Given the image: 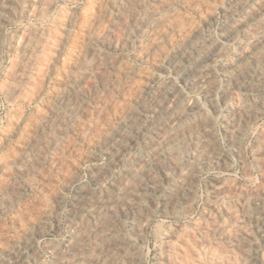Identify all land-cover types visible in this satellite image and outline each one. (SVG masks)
Segmentation results:
<instances>
[{"label": "rangeland", "instance_id": "obj_1", "mask_svg": "<svg viewBox=\"0 0 264 264\" xmlns=\"http://www.w3.org/2000/svg\"><path fill=\"white\" fill-rule=\"evenodd\" d=\"M2 1L3 0H0V12H2V13H0V41H1V39H2V41L0 42V49L2 50H0V72H2L3 71V73H0V157H2V158H0V173H1V175H0V180H1V182H0V187L2 188H0L1 190V192H0V249H1V251H0V264H20V262H21V264H23V263H27V264H53V263H55L56 264V261H63L62 263L63 264H93V261L99 256V257H101L102 255H103V250H104V248L107 246L106 244H108V241L109 242H111L112 240H120L121 242H124L123 240L125 239V243H126V241H127V244H125L127 247H126V250L127 251H130V249L132 250V248H135V249H139L138 250V255H139V258H140V260H141V262H142V264H165L163 261H159L160 260V255L161 254H163V253H165V251H166V244L168 243V238H169V235H170V233L173 231V230H175L174 229V227L176 226L177 228L179 227V226H181L182 228H183V230H184V236H188V237H185V238H189V240L191 241V242H193V243H196V242H198V240L197 239H201L200 237H202L203 236V230L201 229V227H199V225L198 224H201L202 222H203V220H212V219H214V217H216L217 216V218H218V216L219 215H221V214H223L224 215V211H226V210H229L230 209V211L231 212H234L237 216H239V220H240V226H241V228H243L244 230H246L249 234H250V236H251V238H252V243L249 245V250H252V251H254V252H257L258 253V256L260 257L259 259H260V261L263 263L264 262V253L262 252V251H264L263 249H264V221L263 220H259L260 218H256V216L257 215H260L261 214V212L263 211V209H264V205H263V203L262 202H260V201H258L257 203H254L253 202V198L254 197H259L260 195H261V193H262V191L264 190V179H263V177H264V145H263V141H264V74H262V73H264V0H240V3L239 2H237L238 0H231V2H233L232 3V5H234V8H233V6L231 5V2H230V0H220V2H219V0H142V1H137V0H115L116 1V3L118 4H116L115 3V1L113 0H89V1H87V0H54L53 2H52V0H46V1H44V0H27V1H25V0H4V2L2 3ZM18 1V2H17ZM21 3H20V2ZM29 1V2H28ZM112 3H111V2ZM118 1H121V2H118ZM127 1V2H126ZM145 1V2H144ZM148 1H149V3H148ZM152 1V2H151ZM159 1V2H158ZM165 1V2H164ZM166 1H167V4H166ZM171 1V2H170ZM174 1V2H173ZM178 1H181L180 3L178 2ZM185 1V3H183V5H181V3L182 2H184ZM187 1V2H186ZM191 1H192V3H191ZM198 1H200L199 3H198ZM218 1V2H217ZM247 1V2H246ZM251 1V2H250ZM253 1H255L254 2V4H253ZM16 2V3H15ZM23 2H24V4H23ZM30 2H33V3H30ZM56 2V3H55ZM93 2H96L97 4H99V6H97V4L96 3H93ZM104 2V3H103ZM110 2V3H109ZM123 2V3H122ZM125 2V3H124ZM130 2V3H129ZM139 2V3H138ZM147 2V3H146ZM161 2H163V3H161ZM170 2V3H169ZM177 2H178V4H177ZM214 3V5H213V3ZM257 2V3H256ZM13 3V4H12ZM19 5H18V4ZM41 3H43V4H41ZM47 4V6H45L46 4ZM50 3V4H49ZM90 3V4H89ZM131 3H132V5H131ZM145 3V5L143 6V4ZM153 3V4H152ZM165 3V4H164ZM173 3H174V5L176 6H173ZM189 5H188V4ZM192 4V6H190L191 4ZM196 3V4H195ZM204 3V4H203ZM211 3V4H210ZM260 3H262V4H260ZM2 4V5H1ZM11 4H12V6H11ZM15 4H16V6L18 7H16L15 6ZM54 6H52V5ZM95 5V6H93V5ZM113 6H112V5ZM115 4H116V6L118 7L120 4V6L122 7V9H121V7L119 6L118 8L117 7H114L115 6ZM126 4V5H125ZM161 4V5H160ZM163 4V5H162ZM171 5L170 6V8H172V7H174V10H173V8L172 9H170L169 8V6H166V5ZM195 4V5H194ZM198 4V5H197ZM230 4V5H229ZM240 4V5H239ZM260 6H259V5ZM5 5V6H4ZM7 5H9V6H7ZM25 5V6H24ZM34 5V6H33ZM49 5V6H48ZM90 5H92L91 7H89ZM107 5V6H106ZM111 5V6H110ZM134 5H135V7H134ZM140 5V6H139ZM158 5V6H157ZM180 5V6H179ZM201 5H204L203 7L201 6ZM211 5H213L212 7H211ZM221 7H220V6ZM224 5V6H223ZM238 5V6H237ZM243 5V6H242ZM254 5V6H253ZM7 6V7H6ZM11 6V7H10ZM13 6H14V8H13ZM20 6H22V7H20ZM105 6H106V8H105ZM112 7V8H110V7ZM124 6V7H123ZM138 6V7H137ZM141 6H143V7H141ZM153 6V7H152ZM160 6V7H159ZM178 6V7H177ZM189 6V7H188ZM227 6V7H226ZM228 6H232V8L230 7V9H228ZM237 6V7H236ZM241 6V7H240ZM248 6V7H247ZM253 6V7H252ZM256 6V7H255ZM16 7V8H15ZM42 7H44V8H42ZM49 7V8H48ZM51 7H52V9H51ZM94 7V8H93ZM102 7H104V8H102ZM109 7V8H108ZM128 7V8H127ZM140 7V8H139ZM145 7V8H144ZM152 7V8H151ZM169 9H167V8ZM186 7V8H185ZM188 7V8H187ZM205 8L204 9V11H203V9H200L199 10V8ZM210 7V8H209ZM218 7V8H217ZM225 7V8H224ZM239 7V8H238ZM243 7V8H242ZM247 7V8H246ZM253 9H255V10H253ZM259 7V8H258ZM30 8V9H29ZM38 8V9H37ZM57 8H59V9H57ZM89 8V9H88ZM100 8V9H99ZM119 8H120V10H119ZM125 8V9H124ZM129 8H133V9H129ZM135 8V9H134ZM142 8H144V9H142ZM148 8V9H147ZM155 8H156V10H159V11H155ZM161 8V9H160ZM164 8V9H163ZM207 8V9H206ZM3 9H5V10H3ZM8 9V10H7ZM10 9H12V10H10ZM17 10V12H16V10ZM21 9H22V11H21ZM25 9V10H24ZM27 9V10H26ZM34 9H36V10H34ZM63 9V11L61 12V10ZM86 9V10H85ZM92 9V10H91ZM98 9V10H97ZM119 11H118V10ZM140 9V10H139ZM150 9V10H149ZM166 9V10H165ZM182 9H185V10H182ZM186 9H188V10H186ZM193 9V10H192ZM199 11H198V10ZM242 9V10H241ZM250 9L252 10V11H250ZM256 9L258 10V11H261V12H258V11H256ZM2 10V11H1ZM50 10V11H49ZM56 10H58V11H56ZM59 10H60V12H59ZM84 10V11H83ZM89 10H90V12H89ZM96 10V11H95ZM103 10V11H102ZM129 10V11H128ZM137 10L139 11V12H137ZM142 10H144V11H142ZM146 10V11H145ZM154 10V11H153ZM162 10V11H161ZM165 10V11H164ZM206 10V11H205ZM217 10V11H216ZM222 10V11H221ZM227 10H229V11H227ZM241 10V11H240ZM246 10H247V12H246ZM11 11V12H10ZM13 11V12H12ZM35 11V12H34ZM37 11H39V12H37ZM44 13H43V12ZM46 11H48V12H46ZM54 11H56V13L54 12ZM71 11H72V13H71ZM85 11L88 13V15H87V13H85ZM92 11H93V13H92ZM100 11H102V12H100ZM113 12V14H112V12ZM134 11V12H133ZM135 11H136V13H135ZM152 11V12H151ZM170 11V12H169ZM177 13L178 15H175V13ZM184 11V12H183ZM195 13H194V12ZM236 11V12H235ZM7 12V13H6ZM9 12V13H8ZM21 12V13H20ZM29 12V13H28ZM64 12V13H63ZM107 12H109V14H110V17H111V15H112V17L110 18V17H108L109 16V14L107 13ZM147 12V13H146ZM148 12H150V14L148 13ZM155 12V13H154ZM160 12V13H159ZM169 13V15H168V13ZM187 12H189V13H187ZM215 12V13H214ZM228 12V13H227ZM233 12V13H232ZM240 12V13H239ZM246 12V13H245ZM255 12V13H254ZM11 13H16V14H18L17 16L14 14V15H12ZM26 13V14H25ZM31 13V14H30ZM37 13V14H36ZM40 13H42V15L44 14V17L42 16V15H39ZM85 13V14H84ZM90 13V14H89ZM119 13V14H118ZM128 13H130V14H128ZM145 13V14H144ZM152 13V14H151ZM160 15H159V14ZM163 15H162V14ZM174 13V14H173ZM182 13L184 14V15H182ZM193 13H194V15H193ZM209 13V14H208ZM220 13V14H219ZM231 13V14H230ZM249 13H250V15H249ZM259 13V14H258ZM261 13V14H260ZM11 14V15H10ZM27 14L29 15V16H27ZM46 14H48V15H46ZM68 14V15H67ZM71 14H72V16H71ZM97 14V15H96ZM114 14H116L115 16H114ZM120 14H122L123 16H124V14H126L124 17L121 15L120 16ZM133 14V15H132ZM138 14V15H137ZM147 14H149V15H147ZM156 14V16H154ZM172 14V15H171ZM197 14V15H196ZM198 14H200L199 16H198ZM218 14V15H217ZM222 14V15H221ZM223 14H226V15H223ZM242 16V17H240V15ZM245 14V15H244ZM248 14V15H247ZM252 14V15H251ZM256 14V15H255ZM20 15V16H19ZM37 15H39V16H37ZM45 15L47 16V17H45ZM53 15H55V16H53ZM57 15H59L58 16V18H56L57 19V22L55 21V17L57 16ZM60 15L61 16H63V17H60ZM98 15H100V16H98ZM118 15V16H117ZM140 15H142V16H140ZM149 17H147V16ZM159 15V16H158ZM166 16V18H164L165 16ZM168 15V16H167ZM180 15V16H179ZM185 15H187V16H185ZM232 17H231V16ZM9 16V17H8ZM14 18H13V17ZM24 16V17H23ZM53 16V17H52ZM71 16V17H70ZM90 16H92V17H90ZM95 16V17H94ZM96 16L98 17L97 19H96ZM116 16H117V18H116ZM140 18H139V17ZM144 16V18H142ZM145 16H146V18H145ZM150 16H152V17H150ZM175 16V17H174ZM178 16V17H177ZM182 16V17H181ZM185 16V17H184ZM191 16V17H190ZM198 16V17H197ZM203 16V19L201 18ZM222 16H224V17H222ZM230 16V17H229ZM233 16H234V18H233ZM247 18H246V17ZM251 16V17H250ZM256 16V17H255ZM16 17V18H15ZM32 17V18H31ZM49 17V18H48ZM60 17V18H59ZM67 17H68V19H67ZM84 17H88L87 19L86 18H84ZM100 17V18H99ZM104 18V20H103V18ZM105 17H107V19H105ZM115 17V18H114ZM128 17V21L126 20V18ZM153 17L155 18V20L156 21H154L153 22ZM158 17V18H157ZM160 17V18H159ZM193 17V18H192ZM213 17V18H212ZM222 17V18H221ZM8 19V20H5V19ZM22 18V19H21ZM26 18V19H25ZM34 18V19H33ZM44 19V21H43V19ZM51 18H53V20L51 19ZM61 18H63L62 20L65 22H62V20H61ZM70 18V19H69ZM95 19L96 21H94V24H93V21H92V19ZM136 18V19H135ZM139 18V19H138ZM170 18V21L168 20V19ZM178 18H179V20H181L180 18H184L183 20H181L180 22H178L179 20H178ZM189 18H191L193 21H195L196 23H194L191 19H189ZM197 18V19H196ZM199 18V19H198ZM210 18V19H209ZM221 18V19H220ZM232 18V19H231ZM239 18V19H238ZM262 18H263V20H262ZM24 19H25V21H24ZM50 19V20H49ZM83 19H84V21H83ZM91 19V20H90ZM103 21H102V20ZM110 19V20H109ZM112 19H114V20H112ZM120 21H119V20ZM125 19V20H124ZM137 19H138V21H139V23H138V21H137ZM144 19V20H143ZM145 19H147V20H145ZM161 19H162V21H163V19H164V21L162 22L161 21ZM178 21H177V20ZM212 19V20H211ZM215 19V20H214ZM228 21H227V20ZM235 19V20H234ZM236 19H238V20H236ZM244 21H243V20ZM252 19V20H251ZM11 20V21H10ZM12 20H14L13 22H12ZM18 20V21H17ZM22 20V21H21ZM33 20V21H32ZM48 20H49V22H48ZM59 20V21H58ZM71 20V22H68V24H67V21H70ZM73 20H75L76 22H73ZM108 20H109V22H108ZM122 20V21H121ZM136 20V21H135ZM144 21V22H142V21ZM158 20V21H157ZM174 20V21H173ZM184 20H186L185 22H184ZM200 20H202L201 22H200ZM206 20V21H205ZM208 20V21H207ZM211 20V21H210ZM214 20V21H213ZM246 20V21H245ZM1 21L3 22V23H1ZM7 21V22H6ZM21 21V22H20ZM27 21H29L28 23H34V24H31V25H29V26H26V24L28 25V23H27ZM31 21V22H30ZM41 21V22H40ZM52 21H54V22H52ZM148 23H147V22ZM161 21V22H160ZM213 21V22H212ZM233 21V22H232ZM237 21V22H236ZM241 21V22H240ZM263 21V22H262ZM4 22H5V24H4ZM9 22V23H8ZM16 22H19V23H16ZM45 22V23H44ZM49 24H48V23ZM59 22V23H58ZM73 22V23H72ZM78 22V23H77ZM88 22V23H87ZM91 22V23H90ZM96 22V23H95ZM98 22H100V24H98ZM102 22L104 23V25L102 24ZM118 24H117V23ZM120 22V23H119ZM122 22H124V23H122ZM127 22V23H126ZM129 22V23H128ZM140 22H141V24H140ZM157 22H159V23H157ZM173 22V23H172ZM178 22V23H177ZM183 22V24H181ZM227 22V23H226ZM246 22V23H245ZM251 24H250V23ZM50 23H52L51 25H50ZM54 23V24H53ZM70 23V24H69ZM109 23V24H108ZM112 23V24H111ZM114 23V24H113ZM126 23V24H125ZM131 23V24H130ZM134 23H136V24H134ZM146 23H147V25H146ZM164 23H166V24H164ZM173 24L172 26H171V24ZM186 23H192V24H186ZM193 23H194V25H193ZM204 23V24H203ZM209 23H210V25H209ZM224 23V24H223ZM231 23V24H230ZM235 23H236V25H235ZM242 23V24H241ZM245 23V24H244ZM252 23H254V24H252ZM259 23H260V25H259ZM3 26H2V25ZM45 24V25H44ZM88 26H87V25ZM89 24L92 26H89ZM106 24H107V26H106ZM120 24V27L118 26ZM129 24V25H128ZM143 24V26L144 27H142L141 25ZM155 26H154V25ZM159 24V25H158ZM163 24V25H162ZM176 24V25H175ZM181 24V25H180ZM215 24V25H214ZM229 24V25H228ZM232 24H234V25H232ZM263 24V25H262ZM36 25V26H35ZM44 26V27H42L41 28V26ZM49 27H48V26ZM55 25H56V27H57V29L59 30V28H60V30L59 31H57V29L55 28ZM71 25H73V26H71ZM84 25L86 26V27H84ZM99 27H98V26ZM102 25L104 26V27H102ZM116 25V26H115ZM124 25H127V26H124ZM149 25H151V26H149ZM204 25V26H203ZM228 27H227V26ZM245 25V26H244ZM247 25V26H246ZM255 25H258L257 27H255ZM3 28H2V27ZM25 26H26V29H24L25 28ZM106 26V27H105ZM110 26V28H107V27H109ZM113 26V27H112ZM123 26V27H122ZM129 26V27H128ZM134 28H133V27ZM141 26V27H140ZM156 26H157V28H159V29H157L156 28ZM169 26V27H168ZM190 26H193V28H190ZM198 26V27H197ZM207 26V27H206ZM209 26V27H208ZM216 26H217V28H216ZM225 26V27H224ZM235 26V27H234ZM262 26V27H261ZM22 27H24V28H22ZM30 27V28H29ZM37 27H38V29H37ZM52 27V28H51ZM84 27V28H83ZM87 27L89 28V29H87ZM98 27V28H97ZM102 27V28H101ZM127 27L129 28V29H127ZM131 27H132V29H131ZM139 27H140V29H139ZM149 27V28H148ZM161 27V28H160ZM166 28V29H163V28ZM172 27H175V28H173V30H172ZM182 27H183V29H182ZM187 27H189L188 29H187ZM194 27H196L195 29H194ZM219 27V28H218ZM232 27H234V28H232ZM252 27V28H251ZM19 28V29H18ZM34 28H35V30H34ZM49 28V29H48ZM91 28H92V30H91ZM96 28V29H95ZM113 28L115 29V31L113 30ZM118 28V29H117ZM122 28H123V30H124V28L126 29V30H122ZM143 28H144V30H143ZM146 28V29H145ZM147 28H148V30H147ZM179 28V32H178V29ZM199 28H203V29H199ZM212 28V29H211ZM222 28V29H221ZM227 28V29H226ZM229 28V29H228ZM249 28H251V30L249 29ZM256 30V28H257V30L255 31L254 29ZM261 28V29H260ZM262 28H263V31H262ZM3 29H5V30H3ZM14 29V30H13ZM21 29H22V31L23 32H26V33H21L20 34V32H21ZM29 29V30H28ZM45 29V30H44ZM55 29H56V31H55ZM86 29V30H85ZM98 29V31H100V33L97 31L96 32V30ZM101 29V30H100ZM106 29V30H105ZM107 29H108V31H107ZM169 29V30H168ZM191 29V30H190ZM194 29V30H193ZM200 30V31H198V30ZM205 29V30H204ZM211 29V30H210ZM18 30V31H17ZM25 30V31H24ZM31 30H33V31H31ZM43 30V31H42ZM47 30V31H46ZM54 32H57V33H54ZM88 30V31H87ZM94 30V31H93ZM111 30H113L114 31V33H112V31ZM117 30V31H116ZM129 30H131L132 32H130ZM140 30H142V33H140L141 31ZM147 30V31H146ZM151 30L153 31V32H151ZM164 30V31H163ZM171 30V31H170ZM177 30V32L175 33V31ZM182 32H181V31ZM186 30V34L184 35V34H182L184 31ZM196 30V31H195ZM202 30V31H201ZM207 30V31H206ZM210 30V31H209ZM216 30H217V32H216ZM221 30V31H220ZM229 30L231 31V33L229 32ZM249 30H250V32H249ZM9 31H10V33H9ZM31 32V33H27V32ZM39 31V32H38ZM48 31L50 32V33H48ZM52 31V32H51ZM90 31V32H89ZM105 31V32H104ZM107 31V32H106ZM109 31L111 32V33H109ZM121 31V32H120ZM129 31V33L127 34V32ZM138 33H137V32ZM140 31V32H139ZM159 31L161 32V33H163V34H158L159 33ZM170 31V32H169ZM173 31V32H172ZM190 31H193V32H190ZM211 31H212V33H211ZM244 31V32H243ZM248 31V32H247ZM258 31H261V32H259L258 33ZM6 32V33H5ZM19 32V33H18ZM36 32H38V33H36ZM59 32V33H58ZM73 32V33H72ZM104 34H102V33ZM118 32H120V34L118 33ZM147 32V33H146ZM156 32V34H154V35H152L153 33H155ZM166 32H169V33H166ZM196 32V33H195ZM225 32V33H224ZM234 32V33H233ZM243 32V33H242ZM253 32V33H252ZM255 32V33H254ZM257 32V33H256ZM47 33V34H46ZM57 35L56 37L54 36H50L49 37V34L50 35ZM67 33V34H66ZM91 33H92V35H91ZM96 33H98V34H95ZM106 33V34H105ZM108 33V34H107ZM143 33H145L144 35H143ZM149 33V34H148ZM166 33V34H165ZM173 33H174V35H173ZM189 33V35H187ZM198 33V34H197ZM219 33V34H218ZM230 34V36H232V37H230L229 36V34ZM239 33V34H238ZM250 33H252L251 35L248 34ZM263 33V34H262ZM20 34V35H19ZM27 34H28V36H27ZM31 34L33 35L34 34V36L32 37L31 36ZM37 34V35H36ZM41 34V35H40ZM44 34V35H43ZM61 35V36H59V35ZM72 34H74V35H72ZM111 34V35H110ZM147 34V35H146ZM178 34V35H177ZM202 36H201V35ZM212 34V35H211ZM215 34V35H214ZM225 34V36L227 37H225V36H222V35H224ZM227 34V35H226ZM233 34V35H232ZM235 34V35H234ZM246 34H247V36H246ZM254 34V35H253ZM15 35H18V36H16L15 37ZM21 35H24V36H22L21 37ZM65 35V36H64ZM88 35H90V37H88ZM103 37H101V36ZM114 35V36H113ZM117 35V36H116ZM125 35V36H124ZM136 35H137V38H136ZM139 35V36H138ZM164 35V36H163ZM167 35H172L173 37H174V40L175 39H177V40H175V41H172L173 40V37L172 36H170V38H169V36L168 37H166ZM175 35H177V36H175ZM208 35V36H207ZM210 35V36H209ZM218 35H220V36H218ZM239 35V36H238ZM241 35V36H240ZM243 35V36H242ZM254 37H253V36ZM258 35V36H257ZM10 36V37H9ZM36 36H38L37 38H36ZM83 36V37H82ZM106 36H108L107 38H105ZM112 36V37H111ZM145 36V37H144ZM151 36V37H150ZM153 36H155V38L156 39H158L160 36V38L158 39L159 41H157L156 39H154V37ZM158 38H157V37ZM182 36V37H181ZM188 36H193V37H188ZM207 36V37H206ZM213 36V37H212ZM217 36V37H216ZM233 36H235V37H233ZM237 36V37H236ZM253 37V39H252V37ZM7 37V38H6ZM46 37V38H45ZM58 37V38H57ZM60 37V38H59ZM61 37L62 38H64V39H61ZM66 37H68L67 39H65ZM94 38V40H93V38ZM112 39H110V38ZM138 37H139V39H138ZM142 37V38H141ZM150 37V38H149ZM172 37V38H171ZM176 37H178V38H176ZM187 37H188V39H187ZM197 37V38H196ZM204 37V38H203ZM212 39H211V38ZM239 37V38H238ZM245 39H244V38ZM249 37H251L250 39H249ZM257 37H259L260 39H262V41H260V39H256ZM10 38H11V40H10ZM14 38V39H13ZM21 38V40L19 41L18 39H20ZM30 40H29V39ZM50 38V39H49ZM57 38V39H56ZM115 38V39H114ZM122 38V39H121ZM128 38V39H127ZM148 38L150 39V40H148ZM163 38V39H162ZM169 38V39H168ZM182 40V41H179L180 39ZM184 38H186V39H184ZM191 38H193V41H192V39ZM201 38V39H200ZM206 38V39H205ZM214 38V39H213ZM219 38V39H218ZM229 38V39H228ZM241 38V39H240ZM5 39V40H4ZM12 39L15 41H12ZM24 40V42H23V40ZM28 39V40H27ZM36 39H38V40H36ZM43 39L45 40V41H47V39H48V41L47 42H45V41H43ZM60 41H59V40ZM86 39L88 40V41H86ZM109 39V40H108ZM117 39V40H116ZM125 39H127V40H125ZM131 39V40H130ZM132 39H134V41H132ZM137 39V40H136ZM171 39V40H170ZM184 39V40H183ZM197 40V41H195V40ZM234 39V40H233ZM239 39V40H238ZM252 39V40H251ZM257 40V41H254V40ZM32 40L33 41H35L34 43L32 42ZM40 40H42L43 41V43L45 42V45L42 43V42H40ZM57 40V47L54 45V43H56L55 41ZM62 40V41H61ZM79 41V42H74V41ZM96 40H98V41H96ZM100 40V41H99ZM102 40H103V42H102ZM113 40H115V41H113ZM124 40L126 41L125 43H124ZM131 42H130V41ZM152 40V41H151ZM153 40H156V41H153ZM163 40V41H162ZM167 40V41H166ZM188 40V41H187ZM192 42H191V41ZM201 40H203V41H201ZM206 40H209V41H206ZM228 40V41H227ZM236 40V41H235ZM243 40H247L246 42H248L247 44L248 45H246V42L245 41H243ZM19 41V42H18ZM28 41H30V42H28ZM50 41V42H49ZM86 41V42H85ZM115 42V43H113V42ZM141 41V42H140ZM143 41V42H142ZM152 43H151V42ZM187 41V42H186ZM225 43H224V42ZM232 41V42H231ZM239 41H242V43L241 42H239L240 43V45H242V46H239V43L238 42ZM9 42V43H8ZM17 42V43H16ZM23 44L24 43V47H23V45L21 44V43ZM26 42V43H25ZM28 42V43H27ZM39 42V43H38ZM65 43V44H60V43ZM83 42L84 43H86V44H83ZM101 42V43H100ZM110 44H109V43ZM139 42V43H138ZM147 42V43H146ZM149 42V43H148ZM168 42H170V43H168ZM194 42H196V43H194ZM200 42V43H199ZM204 42V43H203ZM214 42H215V45H214ZM231 43V44H229V43ZM234 42V43H233ZM237 42V43H236ZM253 42V43H252ZM262 42V43H261ZM6 43H8L9 44V47H8V44H6ZM11 43V44H10ZM47 43H49V44H47ZM52 43V44H51ZM58 43L60 44V45H64L63 47L61 46V48H60V45H58ZM89 43V44H88ZM93 43V46H94V44L96 45L95 46V48L91 45ZM105 43V44H104ZM116 43H120V44H118V47L116 46L117 44ZM144 43H146V44H149V46L148 45H146V46H144ZM158 43V44H157ZM166 43V44H165ZM168 43V44H167ZM171 43H173V44H171ZM181 43H186V45H184V44H181ZM192 43V47H191V45H189V44H191ZM198 43V44H197ZM217 43V44H216ZM236 43V44H235ZM243 43H244V46H243ZM19 44H20V46H19ZM29 44H30V46H29ZM33 44V45H32ZM37 44H39V45H37ZM40 44H42V46L40 45ZM67 44V45H66ZM82 44V45H81ZM104 44V45H103ZM129 45V47H128V45ZM157 44V45H156ZM171 44V45H170ZM177 44V46H175ZM196 44V45H195ZM201 44V45H200ZM223 44V45H222ZM228 44V45H227ZM251 44V45H250ZM253 44V45H252ZM13 45V46H12ZM15 45V46H14ZM48 45V46H47ZM53 45V46H52ZM77 45V46H76ZM88 45V46H87ZM93 47H91V46ZM101 45V46H100ZM123 45H125V46H123ZM141 45H143V46H141ZM159 45V49L158 48H156L157 46ZM169 45V46H168ZM183 45L185 46V47H183ZM195 45V46H194ZM210 45V46H209ZM219 45H221L220 47H219ZM230 45V46H229ZM235 45V46H234ZM255 45V46H254ZM261 45V46H260ZM12 46V47H11ZM18 48H17V47ZM28 46V47H27ZM33 46V47H32ZM46 46H47V48H46ZM55 46V47H54ZM78 46H82L81 48H82V50H81V48L79 47L78 48ZM87 48H86V47ZM90 46V47H89ZM114 46L116 47V49L114 48ZM131 46V47H130ZM137 48H136V47ZM153 46H154V48H155V50H154V48H153ZM156 46V47H155ZM163 46V47H162ZM205 46V47H204ZM206 46H207V48H206ZM209 46V47H208ZM215 46V47H214ZM227 46V47H226ZM239 46V47H238ZM250 46H251V48L252 47H254L253 48V50L250 48ZM259 46V47H258ZM6 47V48H5ZM20 47V48H19ZM39 47V48H38ZM40 47L42 48V47H44V48H42L41 50H44V51H41L40 50ZM49 47L51 48V49H49ZM112 47V48H111ZM144 47H146V48H143ZM190 47L192 48L191 50H190ZM194 47V48H193ZM198 47V48H197ZM218 47V48H217ZM238 47V48H237ZM245 47H247V48H249V49H246ZM16 48H17V51H16ZM26 48H27V50H26ZM31 48H32V50H31ZM55 48V49H54ZM80 50H78V49ZM88 48H89V51H87L88 50ZM148 48V49H147ZM153 50H152V49ZM165 48V49H164ZM184 48H186L187 50H184ZM214 48V49H213ZM223 48H224V50H223ZM228 48V49H227ZM241 48H243V49H241ZM245 48V49H244ZM262 48V49H261ZM23 51H21V50ZM25 49V50H24ZM31 50V53H29L30 52V50ZM35 49V50H34ZM47 49V50H46ZM49 49V50H48ZM54 49V50H53ZM60 49V50H59ZM77 49V50H76ZM98 49V50H97ZM103 49V50H102ZM121 49V50H120ZM147 49V50H146ZM162 50V53H161V56H160V52H161V50ZM176 49V50H175ZM180 49V51H178ZM183 49V50H182ZM194 49V50H193ZM206 49V50H205ZM210 49V50H209ZM219 49V50H218ZM227 49V50H226ZM9 50V51H8ZM15 50V51H14ZM76 50V51H75ZM83 50H85V51H83ZM95 50V51H94ZM100 50V51H99ZM112 50V51H111ZM123 50V51H122ZM136 50V51H135ZM146 50V51H145ZM156 50L158 51V52H156ZM166 52H165V51ZM175 50V52H173ZM201 50V51H200ZM215 50V51H214ZM222 50V51H221ZM241 50H243L242 52H241ZM245 50V51H244ZM247 50H249V51H247ZM260 52H259V51ZM14 51V54L12 53V52ZM26 51V52H25ZM29 51V52H28ZM37 51V52H36ZM40 51V52H39ZM46 51V52H45ZM50 51H53V52H51L50 53ZM62 51H63V53H62ZM91 51H93L92 52V54H94V55H92L91 54ZM97 51V52H96ZM106 51V52H105ZM116 51V52H115ZM140 51H141V53H140ZM148 51V52H147ZM197 51H199V52H197ZM205 52V53H203V55H202V52ZM216 51H217V53L219 52V54H217L216 53ZM223 52V53H221V52ZM224 51H226V53L224 52ZM237 51V52H236ZM252 51H255V52H252ZM17 52H20V53H17ZM39 52V53H38ZM41 52H42V54H41ZM75 52V53H74ZM101 52V53H100ZM122 52H124V53H122ZM144 52V53H143ZM147 52V53H146ZM150 52H152V53H150ZM154 52H156V53H154ZM179 52H181V54L179 53ZM240 54H239V53ZM252 52V53H251ZM262 52V53H261ZM9 53V54H8ZM21 53H23V54H21ZM26 55H25V54ZM27 53H28V55H27ZM85 54L84 56H82V54ZM88 53V54H87ZM115 53V54H114ZM120 53V54H119ZM141 54V55H139V54ZM166 55H165V54ZM172 53H174V54H172ZM177 53V54H176ZM189 53V54H188ZM195 53V54H194ZM197 53V54H196ZM212 53V54H211ZM232 53H234L235 54V56H234V54H231ZM7 54V55H6ZM29 54H31V56H29ZM36 54V56L34 57V55ZM38 54V55H37ZM69 54H70V56H75V57H70L69 56ZM80 54V55H79ZM112 54V55H111ZM133 54V56H131ZM157 54V55H156ZM199 54V55H198ZM201 54V55H200ZM205 54V55H204ZM207 54V55H206ZM210 54V55H209ZM224 56H223V55ZM259 54V58L257 57V55ZM263 54V55H262ZM12 55V56H11ZM16 55H18V57L16 56ZM23 55V56H22ZM33 55V56H32ZM43 55V56H42ZM50 57H49V56ZM58 55V56H57ZM100 55H102V56H100ZM110 55V56H109ZM115 55V56H114ZM135 55H136V57H137V55L141 58H136L135 57ZM149 55V56H148ZM159 55V56H158ZM163 55H164V57H163ZM183 55V56H182ZM186 55V57H184ZM192 57H191V56ZM219 55V56H218ZM221 55V56H220ZM256 56V58H254L255 56ZM261 55V56H260ZM4 56V57H3ZM5 56H6V58H5ZM11 56V57H10ZM21 56V57H20ZM54 56V57H53ZM88 56V57H87ZM90 56V57H89ZM96 56V58H94ZM104 56V57H103ZM121 56V57H120ZM126 56V57H125ZM142 56H144L143 58L145 59V62H144V59L142 58ZM146 56V57H145ZM152 56H155L154 58L152 57ZM174 56V57H173ZM179 56V57H178ZM197 56V57H196ZM208 58H207V57ZM210 56V57H209ZM213 56V57H212ZM215 56V57H214ZM223 56V57H222ZM232 58H231V57ZM245 56V57H244ZM9 57V58H8ZM13 57V59H10V58H12ZM28 59H27V58ZM37 57V58H36ZM39 57V58H38ZM43 57H44V59H43ZM47 57V58H46ZM76 57H78V59L76 58ZM80 57H81V60H80ZM98 57V58H97ZM157 57H159V59L157 58ZM177 57V58H176ZM181 57V58H180ZM188 57V58H187ZM199 57H202V58H200L199 59ZM226 57V58H225ZM230 57V58H229ZM234 57V58H233ZM241 57V58H240ZM248 57V58H247ZM20 58V59H19ZM21 58H23V59H21ZM30 58V59H29ZM46 58V59H45ZM48 58H51V59H48ZM54 58V59H53ZM69 58V59H68ZM73 58V59H72ZM86 58V59H85ZM91 58V61L89 60ZM94 58V59H93ZM102 58V59H101ZM109 58V59H108ZM111 58V59H110ZM130 58V59H129ZM136 58V59H135ZM150 58V59H149ZM183 58H185V60L184 61H182L183 60ZM190 58V59H189ZM192 58V59H191ZM195 58V59H194ZM212 58V59H211ZM216 60H215V59ZM247 58V59H246ZM261 58V59H260ZM4 59V60H3ZM10 59V60H9ZM32 59V60H31ZM84 59V60H83ZM101 59V60H100ZM108 61H107V60ZM134 59V60H133ZM138 59V60H137ZM152 59V60H151ZM158 59V60H157ZM160 59H162V60H160ZM182 59V60H181ZM206 59H207V61H206ZM209 59H211V60H209ZM230 59H232L231 61H230ZM244 59V60H243ZM8 60V61H7ZM14 60V61H13ZM21 60V61H20ZM29 60H31V62L29 61ZM39 62V64L36 62ZM49 60V61H48ZM52 60H54V61H52ZM75 60H77V61H75ZM113 60V61H112ZM115 60V61H114ZM116 60H117V62H116ZM127 60V61H126ZM141 60V61H140ZM156 60H157V62L159 63H157L156 62ZM173 60V61H172ZM199 60H203L201 63L199 62ZM214 60V61H213ZM228 60H229V62H228ZM234 60V61H233ZM240 60V61H239ZM242 60V61H241ZM10 61V62H9ZM20 63H19V62ZM27 61H29V62H27ZM72 61H74V62H72ZM97 61V62H96ZM109 62V64L107 63V62ZM119 61V62H118ZM139 61V62H138ZM151 63H150V62ZM164 61V62H163ZM186 61V62H185ZM187 61H188V63H187ZM216 61V62H215ZM247 62V63H244V62ZM4 62V63H3ZM13 62V63H12ZM17 62V63H16ZM43 62H44V64H43ZM45 62L46 63H48V65L47 64H45ZM68 62V63H67ZM78 62V63H77ZM80 62H82V63H80ZM87 62V63H86ZM91 62V63H90ZM111 62H112V64H111ZM114 62V63H113ZM147 62V63H146ZM193 62V64H191ZM197 62H198V64H197ZM207 62V63H206ZM213 62V63H212ZM222 62V63H221ZM228 62V63H227ZM231 62V63H230ZM255 62V63H254ZM37 63V64H36ZM53 63V64H52ZM61 63V64H60ZM72 63V64H71ZM80 63V64H79ZM84 63V64H83ZM96 63L98 64V63H100V64H98L97 66H96ZM104 63V64H103ZM124 63V64H123ZM143 63H144V65H143ZM155 63H156V65H155ZM166 63V64H165ZM172 63H173V65H172ZM181 63V64H180ZM183 63V64H182ZM207 65H206V64ZM216 63V64H215ZM224 63H225V65H224ZM250 63V64H249ZM257 63V64H256ZM17 64V65H16ZM21 64V65H20ZM35 64V65H34ZM68 64H69V66H68ZM76 66H75V65ZM81 64H83L82 65V67H81ZM92 64H94V65H92ZM107 64V65H106ZM133 64H134V66H133ZM161 64V65H160ZM168 64V65H167ZM185 64V65H184ZM192 65L191 67H193V68H190V65ZM210 64V65H209ZM226 64L228 65V67L226 66ZM249 64V65H248ZM260 64V65H259ZM263 64V65H262ZM9 65V66H8ZM24 65H26V66H24ZM29 65H31V66H29ZM85 65V66H84ZM87 65H89V66H87ZM109 65H110V67H109ZM124 65V66H123ZM170 65V66H169ZM183 65V66H182ZM189 65V66H188ZM206 67H205V66ZM224 65V66H223ZM231 65H233V66H231ZM254 65V66H253ZM11 66V67H10ZM16 66V67H15ZM21 66V67H20ZM43 66H45V67H43ZM47 66V67H46ZM94 66V67H93ZM101 66H103V68L101 67ZM105 66V67H104ZM178 66H180L181 67V69H179L180 67H178ZM188 66V67H187ZM194 66H196V67H194ZM221 66V67H220ZM247 66V67H246ZM252 67V68H250V67ZM3 67V68H2ZM12 67H14V68H12ZM23 67V68H22ZM29 67V68H28ZM33 67V68H32ZM35 67V68H34ZM37 67H38V69L39 70H41V71H39V70H37ZM76 67H78V68H80V69H78V68H76ZM87 67V71L85 70V68ZM92 67V68H91ZM95 67H96V69H95ZM115 67H116V69H115ZM118 67V68H117ZM126 67V70L124 69ZM130 68V69H128V68ZM136 67V68H135ZM183 67V68H182ZM204 69H203V68ZM211 67V68H210ZM217 67V68H216ZM223 67V68H222ZM237 67V68H236ZM256 67V68H255ZM5 68V69H4ZM10 69V71L8 70V69ZM17 68L19 69V70H17ZM32 70H31V69ZM42 68H44V69H42ZM49 68H51L50 70H49ZM66 68V69H65ZM91 68L94 72H92V70L90 71L89 69ZM100 68V69H99ZM112 68H114V69H112ZM195 68V69H194ZM197 68V69H196ZM200 69V71H201V69H203L202 71H201V73L202 74H204V75H199L198 76V73L199 74H201L200 73V71L198 72V70ZM219 68V69H218ZM234 68L235 69H238V70H234ZM243 68V69H242ZM244 68L245 69H247L246 71L244 70ZM3 69V70H2ZM13 69H16V70H13ZM23 69V71H21ZM28 69V70H27ZM46 69V70H45ZM73 69V70H72ZM83 69V70H82ZM105 69H107V70H105ZM110 69V70H109ZM119 69H121L120 71H119ZM141 69V70H140ZM143 69V70H142ZM147 69V70H146ZM161 69V70H160ZM168 69V70H167ZM170 69V70H169ZM174 69V70H173ZM176 69V70H175ZM179 69V70H178ZM206 69V70H205ZM213 69V70H212ZM219 71H218V70ZM253 69V70H252ZM2 70V71H1ZM45 70V71H44ZM48 70V71H47ZM68 70V71H67ZM73 72H71V71ZM77 70H78V72H77ZM82 70V71H81ZM96 70V71H95ZM98 70H99V72H98ZM100 70H101V72H100ZM107 71V72H105V71ZM129 70V71H128ZM166 72H165V71ZM190 71V72H188V71ZM196 72H195V71ZM208 70V71H207ZM230 72H229V71ZM244 72H243V71ZM16 71V72H15ZM31 72V73H29V72ZM34 71V72H33ZM69 71H70V73H69ZM74 71H75V74H74ZM80 71V72H79ZM124 71V72H123ZM125 71H127V72H125ZM141 73H139V72ZM142 71H144L145 73L146 72H148V73H146V74H144V72L142 73ZM159 71V72H158ZM185 71V72H184ZM194 73H193V72ZM215 71V72H214ZM252 71V72H251ZM11 72V73H10ZM23 74H21V73ZM33 72V73H32ZM35 72H36V74H37V72H38V74L36 75L35 74ZM45 72V73H44ZM65 72V73H64ZM85 72V73H84ZM91 72H92V74H91ZM98 73V74H95V73ZM116 72H118V73H116ZM128 72L130 73L129 75H128ZM135 72V73H134ZM150 72V73H149ZM158 72V73H157ZM166 74H165V73ZM175 72V73H174ZM191 72H192V74H191ZM204 72V73H203ZM222 72V73H221ZM237 72H243V73H246V74H243V73H240V76H239V73H237ZM258 72V73H257ZM6 73V74H5ZM39 73H42V74H39ZM46 73H47V75H46ZM68 73V74H67ZM79 73V74H78ZM80 73H82L81 75H80ZM89 73V74H88ZM103 73H105V74H103ZM122 73V74H121ZM125 73V74H124ZM136 73H139L138 75L136 74ZM180 73V74H179ZM183 73V74H182ZM187 73H189V74H187ZM211 73V74H210ZM249 73V74H248ZM260 73V74H259ZM3 74V75H2ZM17 74V75H16ZM34 74V75H33ZM67 74V75H66ZM73 74V75H72ZM76 74H78L79 75V77H78V75H76ZM101 74V75H100ZM108 76H107V75ZM109 74H110V76H109ZM114 76H113V75ZM116 74V75H115ZM117 74H119V75H117ZM121 74V75H120ZM126 74H127V76H130L129 78H127V76H126ZM142 74H144V75H142ZM171 74H173V75H171ZM185 74V75H184ZM243 74V75H242ZM248 74V75H247ZM5 75V76H4ZM8 75V76H7ZM15 75V76H14ZM26 75V76H25ZM39 75H42V76H44L45 75V77H42V76H39ZM68 75H69V77L70 78H68ZM88 75L90 76V77H88ZM92 75V76H91ZM94 75V76H93ZM100 75V76H99ZM105 76L106 78H104L103 76ZM168 75V76H167ZM171 75V76H170ZM225 75V77H223V76ZM236 76V77H233V76ZM245 75V76H244ZM250 75V76H249ZM255 75V76H254ZM258 75V76H257ZM261 75H262V78H261ZM8 78H7V77ZM19 76V77H18ZM30 78H29V77ZM85 77V79H84V77ZM121 77V79L120 78H117V77ZM123 76V77H122ZM146 76H148L147 78H146ZM154 76V77H153ZM230 76H232L231 78H230ZM239 76V77H238ZM260 76V78H258ZM13 77H14V79H13ZM36 77V78H35ZM63 77H65V78H67V79H65V78H63ZM94 77V78H93ZM102 77V78H101ZM108 77H109V79H108ZM138 77H140V78H138ZM142 77V78H141ZM175 77H176V79H175ZM185 77V79H182V78H184ZM193 79H192V78ZM201 77H203V78H201ZM220 77H223V78H220ZM245 77V79H243ZM249 77V78H248ZM257 79H256V78ZM19 78H22L21 80L19 79ZM23 78H25V79H23ZM29 78V79H28ZM37 80H35V79ZM39 78L41 79L42 78V80L43 81H41V80H39ZM75 78V79H74ZM93 79V81L92 80H89V79ZM104 78V80H102ZM112 78V79H111ZM136 78V80H134ZM148 78H150V79H148ZM156 78V79H155ZM179 78H181V79H179ZM197 78V79H196ZM4 79H7V81H9V82H7L6 80H4ZM8 79H10V80H8ZM17 81H16V80ZM26 79H28V81L26 80ZM32 79V80H31ZM66 81H65V80ZM69 79V80H68ZM75 81H74V80ZM77 79H78V81H77ZM82 79H83V81H82ZM106 79H107V81H106ZM124 79H127V80H129V81H125ZM146 79V80H145ZM154 79V80H153ZM164 79H165V81H164ZM174 79H175V81H174ZM191 79V80H190ZM200 79H203V80H200ZM213 79V80H212ZM215 79H216V81H215ZM218 79V80H217ZM222 79V80H221ZM228 79V80H227ZM1 80H4V81H1ZM12 80H13V82H12ZM24 80V81H23ZM31 80V81H30ZM116 80V81H115ZM120 80V81H119ZM131 80V81H130ZM135 82H134V81ZM142 80V81H141ZM167 80L169 81V82H167ZM185 80V81H184ZM193 80V81H192ZM196 80V81H195ZM227 80V81H226ZM240 80H242V81H240ZM6 81V82H5ZM23 81V82H22ZM29 83H27V82ZM33 81V82H32ZM36 81V82H35ZM38 81H40V82H38ZM80 81H82V82H80ZM85 81H88V82H85ZM91 81V82H90ZM111 81V82H110ZM119 81V82H118ZM133 81V82H132ZM156 81V82H155ZM172 81V82H171ZM181 81V82H180ZM192 81V82H191ZM201 81V82H200ZM212 81H214V82H216V83H214V82H212ZM231 81H233V82H231ZM5 82V83H4ZM15 82V83H14ZM17 82V83H16ZM19 82H21V84L19 83ZM27 84H26V83ZM39 84H38V83ZM85 82V83H84ZM103 83V85L101 86L99 83ZM110 82V83H109ZM112 82H114V83H112ZM129 82V83H128ZM160 82V83H159ZM165 82V83H164ZM183 82V83H182ZM210 82V83H209ZM218 82V83H217ZM229 82H230V84H229ZM236 82V83H235ZM260 82V83H259ZM262 82V83H261ZM7 83V84H6ZM30 83H32V84H34V86H32ZM35 83H36V85H35ZM67 83V84H66ZM76 83H78V84H76ZM82 83V84H81ZM86 83H88V84H86ZM93 83V87H92V84ZM118 85H116V84ZM133 83H136L137 85L138 84H140V85H135V84H133ZM144 83V84H143ZM148 83V84H147ZM194 83V84H193ZM197 83H198V85H197ZM203 83V84H202ZM208 83V84H207ZM220 83V84H219ZM228 83V84H227ZM233 83V84H232ZM243 83V84H242ZM246 83V84H245ZM248 83V84H247ZM2 84V85H1ZM4 84V85H3ZM13 84V85H12ZM21 86H20V85ZM26 85L27 87H25L24 85ZM38 84V85H37ZM65 84V85H64ZM85 84V85H84ZM99 84V85H98ZM108 84V85H107ZM115 84V85H114ZM126 84V85H125ZM147 84V85H146ZM162 84V85H161ZM163 84H165V85H163ZM188 84H190V85H188ZM192 84V85H191ZM202 84V85H201ZM216 84H219V85H217L216 86ZM223 84V85H222ZM227 84V85H226ZM250 84H251V87H250ZM262 84V85H261ZM6 85V86H5ZM30 85V86H29ZM39 85H40V87H39ZM81 85V86H80ZM89 85V86H88ZM105 85V86H104ZM128 85V86H127ZM129 85L130 86H132V85H134V86H132V88L131 87H129ZM141 85H144V86H142V87H140ZM153 85H155V86H153ZM158 85V86H157ZM177 85V86H176ZM180 85V86H179ZM211 87V90L213 91H211L210 89H208L209 88V86ZM237 85V86H236ZM242 87H241V86ZM15 88H14V87ZM22 86H23V88H22ZM36 86H38L39 88H40V90H38L39 88L38 87H36ZM69 86V87H68ZM82 86H83V88H82ZM95 86V87H94ZM98 86V87H97ZM106 86H108L107 88H106ZM109 86L111 87V90H110V88H109ZM112 86H113V88H112ZM115 86V87H114ZM120 86V87H119ZM135 86H137L138 88H136ZM152 86V87H151ZM157 86V87H156ZM161 86V87H160ZM196 86V87H195ZM202 86V87H201ZM208 86V87H207ZM236 88H235V87ZM29 87H32V89L33 88H35V90L33 89H31V92L33 93V94H30L31 92H30V88ZM73 87V88H72ZM79 87V88H78ZM80 87H81V89H80ZM84 87H86V89L84 88ZM101 87V88H100ZM129 88V94H128V91H126V90H128V88ZM164 87V88H163ZM167 87V88H166ZM170 87V88H169ZM184 87V88H183ZM200 87V88H199ZM205 87H207V88H205ZM214 87V88H213ZM217 87V88H216ZM231 89H230V88ZM239 87H240V89H239ZM13 88V89H12ZM23 90H22V89ZM27 88H29V89H27ZM38 88V89H37ZM42 88V89H41ZM75 88V89H74ZM88 88V89H87ZM94 88V89H93ZM96 88H98L97 90H96ZM106 88V89H105ZM116 88V89H115ZM117 88H118V90H117ZM121 88V89H120ZM123 88V89H122ZM134 88H136V89H134ZM155 88V89H154ZM174 88V90H172L171 91V89H173ZM199 88V89H198ZM207 89V90H209L210 92H211V97L210 98H207V97H205L204 95V89ZM225 88V89H224ZM249 88V89H248ZM255 88V89H254ZM6 89H7V91H6ZM17 89V90H16ZM38 91H37V90ZM77 89V90H76ZM85 91H84V90ZM90 89V90H89ZM104 89V90H103ZM139 89V90H138ZM160 89V90H159ZM162 89H164V90H162ZM176 89V90H175ZM183 89H185V90H183ZM188 89V90H187ZM193 89V90H192ZM245 90V91H243V90ZM256 89H257V91H256ZM11 90H12V92H11ZM22 90V91H21ZM26 90V91H25ZM72 90V91H71ZM88 90V91H87ZM95 90V91H94ZM101 91V92H99V91ZM121 90H122V92H121ZM136 92H135V91ZM139 92H138V91ZM158 90L160 91V93L158 92ZM170 90V91H169ZM191 90V91H190ZM202 90V91H201ZM228 90V91H227ZM232 92H231V91ZM252 90V91H251ZM3 91V92H2ZM4 91H5V93H4ZM13 91H15V92H13ZM18 91H19V93H18ZM21 91V92H20ZM23 91H25L27 94L29 93L30 94V96L29 95H27V97H25L26 95H24V93L25 92H23ZM40 91V92H39ZM56 91H58V92H56ZM60 91H61V93H60ZM66 91H68V92H66ZM83 91V92H82ZM105 91V92H104ZM107 91V92H106ZM108 91H111L110 93H113V94H110ZM123 91L125 92V93H127V95H128V97L125 95V93H123ZM131 91H132V93H131ZM135 93H134V92ZM144 91V92H143ZM151 91V92H150ZM197 91V92H196ZM201 91V92H200ZM237 91V92H236ZM255 91V92H254ZM260 91V92H259ZM2 92V93H1ZM17 92V93H16ZM38 94H37V93ZM56 92V93H55ZM63 92V93H62ZM71 92V93H70ZM81 92V93H80ZM90 92H92V93H90ZM121 92V93H120ZM139 94H138V93ZM143 92V93H142ZM148 92V93H147ZM155 92V93H154ZM167 92V93H166ZM188 92V93H187ZM233 92H234V95H232L233 94ZM239 92V93H238ZM245 92V93H244ZM249 92V93H248ZM261 92H263L262 94H261ZM10 93V94H9ZM14 93V94H13ZM22 93V94H21ZM25 93V94H26ZM34 93H36V94H34ZM60 93V94H59ZM73 93H76L77 95H75V94H73ZM88 93H90V94H88ZM93 93H94V95H93ZM96 93H97V95H96ZM98 93H100L99 95H98ZM102 93V94H101ZM109 93V94H108ZM136 93H137V95H136ZM146 93V94H145ZM151 93H153V94H151ZM157 93V94H156ZM172 93V94H171ZM177 93V94H176ZM225 93H227V94H225ZM229 93V94H228ZM237 93V94H236ZM13 94V95H12ZM16 94H18V95H16ZM23 96V98H21V95ZM41 94V95H40ZM57 94V95H56ZM61 94H62V96H61ZM66 94V96H64ZM69 94V95H68ZM88 94V95H87ZM117 94V95H116ZM123 94V98L121 97V95ZM133 94V95H132ZM136 96H135V95ZM143 94V95H142ZM151 94V95H150ZM160 94H162V95H160ZM169 94V95H168ZM186 94H187V97H186ZM255 94V95H254ZM36 95V96H35ZM38 95H39V97H38ZM60 95V96H59ZM71 95V96H70ZM72 95H74V96H72ZM105 95H107V96H105ZM110 95V96H109ZM113 95V96H112ZM115 95V96H114ZM125 95V96H124ZM132 95V96H131ZM159 95V96H158ZM177 95H182V96H184V98H186V100L188 99V101H191V102H193L194 104H195V106L197 107L196 108V110H194V111H192V112H190L189 114H187L188 116H185L183 119H178V120H176V121H173V122H171V124L170 125H167L164 121H161V120H163L162 119V117H163V114L166 112V111H176L175 109H174V101L175 100H173V99H176V97H177ZM193 95V96H192ZM225 95V96H224ZM242 95H243V97H242ZM258 95H259V97L261 96V97H263V98H258ZM6 96V97H5ZM15 98H14V97ZM17 96V97H16ZM19 96V97H18ZM42 96V97H41ZM53 96H54V98H53ZM83 96V97H82ZM90 96V97H89ZM93 96V97H92ZM98 96V98H96ZM114 97V99H110V98H112V97ZM120 98H119V97ZM135 96V97H134ZM155 96V97H157V98H153V97ZM165 96V97H164ZM168 96V97H167ZM173 96V97H172ZM175 96V97H174ZM199 96V97H198ZM201 96V97H200ZM204 96V97H203ZM216 96V97H215ZM220 96V97H219ZM224 96V97H223ZM234 96V97H233ZM240 96V97H239ZM13 97V98H12ZM29 97V98H28ZM58 99H57V98ZM70 98L69 100H70V102H69V100H68V98ZM85 97V98H84ZM86 97H88V98H86ZM93 99H92V98ZM100 97V98H99ZM104 97V98H103ZM106 97V98H105ZM117 97V98H116ZM126 97V98H125ZM141 99H140V98ZM144 97V98H143ZM195 97V98H194ZM198 97V98H197ZM214 97V98H213ZM251 97H253V98H251ZM257 97V98H256ZM9 98V99H8ZM11 98V99H10ZM27 98V99H26ZM30 98H33L32 100H30ZM36 98H38V99H36ZM40 98V99H39ZM95 98H96V100H95ZM103 98V99H102ZM110 99V101H109V99ZM115 98L117 99V100H115ZM121 98H122V100H121ZM153 98V99H152ZM172 100H170V99ZM192 100H191V99ZM197 98V99H196ZM213 98V99H212ZM216 98H217V100H216ZM222 98V99H221ZM226 98V99H225ZM238 98V99H237ZM249 99V101H248V99ZM18 99V101L16 102V100ZM20 99V100H19ZM74 99V100H73ZM81 99H82V102H81ZM106 99H108V102H109V105H107V100ZM125 99V100H124ZM136 99L137 100H139V102H137L136 101ZM151 101H150V100ZM158 99V100H157ZM196 99V100H195ZM205 99H207V100H205ZM253 99V100H252ZM13 101V103H12V101ZM30 100V101H29ZM55 100H56V102L57 103H55ZM72 100V101H71ZM91 100V101H90ZM113 100V102L112 103H110L111 101ZM147 100H149V104H147L148 103V101ZM154 100V101H153ZM157 100V101H156ZM162 100H164V101H162ZM199 100H201V101H199ZM211 100H213V101H211ZM251 100V101H250ZM59 101V102H58ZM65 103H64V102ZM85 101V102H84ZM104 101V102H103ZM118 101H120V102H124L123 103V106L121 105V103H120V105L118 104L119 102ZM137 103H136V102ZM153 101V102H152ZM165 101H167V102H165ZM171 101V102H170ZM199 101V102H198ZM211 101V103H209ZM221 101V102H220ZM222 101H223V104H222ZM241 101V102H240ZM245 101V102H244ZM258 101V102H257ZM9 102H11V103H9ZM77 102V103H76ZM81 102V103H80ZM88 102V103H87ZM92 102V103H91ZM99 104H98V103ZM117 102V103H116ZM126 102V103H125ZM147 102V103H146ZM151 102V103H150ZM154 102H156V104L154 103ZM196 102V103H195ZM252 102V103H251ZM255 102V103H254ZM20 103V104H19ZM24 103V104H23ZM50 104V106L52 107V108H54V109H52L51 107L49 108V105H47V104ZM63 103H64V105H63ZM73 103V104H72ZM79 103H80V105H79ZM105 103H106V105H105ZM130 105H129V104ZM142 103V104H141ZM161 103V104H160ZM169 103L171 104V105H169ZM237 104V105H235V104ZM12 104V105H11ZM43 104V105H42ZM46 104V105H45ZM82 104V105H81ZM87 104H88V107H87ZM91 104V105H90ZM119 105V107L121 106L122 108H123V110H121L120 108H118V105ZM137 104V105H136ZM144 104H145V106H147V107H145L144 106ZM206 104V105H205ZM216 104V105H215ZM240 104V105H239ZM241 104H243V105H241ZM247 104V105H246ZM252 104V105H251ZM255 104H256V106H255ZM257 104H258V106H257ZM61 105L63 106V108L61 107ZM74 105V106H73ZM103 105V106H102ZM112 105V106H111ZM114 105H116V107L114 106ZM125 105V106H124ZM126 105H127V107H126ZM140 105V106H139ZM152 105V106H151ZM161 105H163V107L161 106ZM166 105V106H165ZM169 105V106H168ZM201 105L204 107V108H201ZM211 105V106H210ZM214 105V106H213ZM235 105V107H233ZM245 105V106H244ZM12 106V107H11ZM18 108L19 107V109H17L16 110V108ZM18 106V107H17ZM22 106V107H21ZM36 106V107H35ZM69 106H71V107H69ZM89 106H91V107H89ZM100 106H102V107H100ZM131 106V107H130ZM135 106V107H134ZM151 106V107H150ZM159 106V107H158ZM165 106V107H164ZM171 106V107H170ZM205 106H206V108H205ZM210 106V107H209ZM216 106H217V108H216ZM223 106V107H222ZM251 106V107H250ZM260 106H261V108H260ZM21 107V108H20ZM43 107H46L45 109L47 110H45ZM59 109H58V108ZM66 107V108H65ZM95 107V109H93ZM100 107V110L98 109V108ZM105 107H106V109H105ZM108 107H109V109H108ZM115 107V108H114ZM130 107V108H129ZM133 107V108H132ZM139 107H140V110L138 111V109H139ZM169 107V108H168ZM232 107V108H231ZM243 108V109H241V108ZM248 107V108H247ZM259 107V108H258ZM15 108V109H14ZM57 108V109H56ZM81 108V109H80ZM90 108H92V109H90ZM102 108V109H101ZM112 108V109H111ZM113 108H114V112H115V114L113 115ZM116 108H118V109H116ZM138 108V109H137ZM142 108V109H141ZM146 108V109H145ZM166 108V109H165ZM173 108V109H172ZM201 108V109H200ZM259 110H258V109ZM12 109H14V110H12ZM21 109V110H20ZM71 109V110H70ZM74 109V110H73ZM97 109V110H96ZM105 109V110H104ZM116 109V110H115ZM120 109V110H119ZM156 109H158V110H156ZM167 109H169V110H167ZM218 109V110H217ZM233 109V110H232ZM238 109H239V111H238ZM246 109V110H245ZM10 110H12V111H14V112H16V114L14 113V112H12V111H10ZM16 110V111H15ZM23 110V111H22ZM42 110V114L40 113L39 114V111H41ZM81 110V111H80ZM86 110V111H85ZM88 110V111H87ZM95 112H94V111ZM102 110H104L103 112H102ZM108 110V111H107ZM124 110H125V112H124ZM127 110L128 111H130V112H127ZM152 110H155V112L153 111V113L151 112ZM203 110V111H202ZM237 110V111H236ZM21 111H22V113H21ZM48 113V115L45 117V115L47 114L46 112ZM55 111V112H54ZM57 111H58V113H57ZM60 111H61V113H60ZM66 111H67V113H66ZM76 113H78L77 115L75 114V112ZM78 111V112H77ZM79 111H80V113H79ZM107 111V112H106ZM110 111V112H109ZM120 112V113H118V112ZM135 111V112H134ZM142 111V112H141ZM218 111V112H217ZM224 111V112H223ZM252 111H254V112H252ZM8 112V113H7ZM20 112V113H19ZM53 112L54 113H56V115L55 114H53ZM69 112H70V115H68L69 114ZM86 112H89V113H87V114H89V115H87L86 114ZM109 112V113H108ZM124 113V115L123 114H121V113ZM139 112H140V114H139ZM146 114H144V113ZM158 112V113H157ZM210 112H212V113H210ZM233 112H234V114H233ZM243 112V113H242ZM256 112V113H255ZM12 115H11V114ZM37 113H38V115H39V117L37 116ZM43 113H44V115H43ZM66 113V114H65ZM101 113V114H100ZM103 113H105V115L103 114ZM106 113H107V115H106ZM110 113H111V115H110ZM126 113H128V115L126 114ZM130 113V114H129ZM148 113H149V115L151 116L150 117V119L153 121V123L152 122H150V119H149V115H148ZM161 113H162V115H161ZM204 113H206V114H204ZM214 113H217V114H214ZM242 113V114H241ZM259 113V114H258ZM262 113V114H261ZM18 114H19V116H18ZM31 114V115H30ZM35 114V115H34ZM65 114V115H64ZM80 114V115H79ZM83 114V115H82ZM95 114V115H94ZM103 114V115H102ZM118 114V115H117ZM126 114V115H125ZM131 114H133L132 116V118H131ZM136 114V115H135ZM139 114V115H138ZM154 116H153V115ZM155 114H157V115H155ZM160 114V115H159ZM236 114V116H234ZM246 114V115H245ZM256 114V115H255ZM257 114H258V116H257ZM11 115V116H10ZM21 115H23V116H21ZM25 115V116H24ZM28 115V116H27ZM41 115V116H40ZM51 115V116H50ZM67 115V116H66ZM74 115V116H73ZM93 115H94V117L96 116V118H94L93 117ZM100 117H99V116ZM122 115H123V117H125V119H122L123 117H122ZM207 115V116H206ZM228 115V116H227ZM13 116V117H12ZM32 116V117H31ZM63 116V117H62ZM77 118H76V117ZM90 116V117H89ZM98 116V117H97ZM103 116V117H102ZM115 118H114V117ZM120 116V117H119ZM141 116V117H140ZM145 118H144V117ZM160 116V117H159ZM194 116V117H193ZM199 116H200V118L201 119H204L205 118V120H207L208 121V123H209V128H210V136L212 137V141H213V143H214V145H215V147L216 148H218V151H220L221 152V154H222V158H223V161H220V163H218V162H214V164L212 163V164H206L205 162H204V159H203V157H202V155H201V151H202V149L203 148H205V147H208V145L207 144H204L205 142L206 143H208V141H206L205 139H206V135H207V132L205 131V129L203 128V126L202 125H200V118H199ZM261 116V117H260ZM29 117H30V120H29ZM35 118V121H34V118ZM37 117H38V119H37ZM54 117V118H53ZM57 117V118H56ZM59 117H61V119L59 118ZM66 117V118H65ZM74 117H75V120H74ZM82 118V119H80V118ZM106 117V118H105ZM107 117H111L110 118V120H109V118L107 119ZM119 117V118H118ZM122 117V118H121ZM128 117V118H127ZM130 117V118H129ZM156 117V120L154 119ZM204 117V118H203ZM207 117H209V120L207 119ZM218 117V118H217ZM229 117H231V118H229ZM253 117V118H252ZM10 118V119H9ZM14 118V119H13ZM21 118L23 119V120H21ZM27 118V119H26ZM39 118H41V119H39ZM51 118H52V121H53V119H54V121L52 122L51 121ZM59 118V119H58ZM86 118H88L86 121H84ZM93 118V119H92ZM100 118H102V119H100ZM114 118V119H113ZM133 118H134V120H133ZM140 118V119H139ZM143 118V119H142ZM186 118V119H185ZM187 118H188V120H187ZM190 118H192V119H190ZM212 118V119H211ZM216 118H217V120H216ZM237 118V119H236ZM238 118H239V120H238ZM245 118H246V120H245ZM248 118V119H247ZM257 118V119H256ZM58 119V120H57ZM70 119V120H69ZM78 119V120H77ZM90 119V120H89ZM92 119V120H91ZM148 121H147V120ZM157 119H160V120H157ZM211 119V120H210ZM228 119V120H227ZM261 119V120H260ZM13 121V123H12V121ZM26 120H29L28 122H25ZM61 120V121H60ZM82 120V122H80ZM107 120V121H106ZM114 120V121H113ZM120 120V121H119ZM123 120L125 121V122H123ZM127 120V121H126ZM130 120H132V123L130 124L128 121H130ZM142 120V121H141ZM214 120H216V121H214ZM227 120V121H226ZM235 120V121H234ZM243 120H245V121H243ZM251 120V121H250ZM263 120V121H262ZM8 121H10L9 123H8ZM34 121V122H33ZM41 121H44V122H41ZM50 121H51V124H50ZM66 121V122H65ZM70 121V122H69ZM102 121V122H101ZM139 121V125L137 124V122ZM156 121V122H155ZM160 121V122H159ZM210 121V122H209ZM231 121V122H230ZM242 121V122H241ZM18 122H19V125H17L18 124ZM33 124H32V123ZM39 122V123H38ZM61 122V123H60ZM81 123L80 125H79V123ZM86 122V123H85ZM88 122V123H87ZM94 122V123H93ZM98 122H101L100 124H98ZM106 122V123H105ZM114 122V123H113ZM123 122V123H122ZM131 122V121H130ZM136 122V124H133V123H135ZM142 122V123H141ZM150 124H149V123ZM176 122V123H175ZM185 122V123H184ZM199 122V123H198ZM237 122H239V123H237ZM244 122V123H243ZM256 122V123H255ZM20 123H23V124H20ZM24 123H26V124H24ZM30 123H31V125H30ZM55 125H54V124ZM73 123V124H72ZM78 123V124H77ZM113 123V124H112ZM116 123V124H115ZM143 123H145V126L143 125ZM160 123H162V125L160 124ZM182 123V124H181ZM187 123H189V125L188 126H191L190 128H189V130H188V126H186V124ZM211 123V124H210ZM213 123V124H212ZM215 123H217V124H215ZM232 125H231V124ZM237 123V124H236ZM246 123V124H245ZM252 123H254V124H252ZM260 125H259V124ZM38 124V125H37ZM65 124V125H64ZM83 124V125H82ZM88 124V125H87ZM90 124V125H89ZM91 124H94V125H91ZM96 124H98L99 126H101V128L98 126V128L96 127ZM112 124V125H111ZM119 124V127L117 128L116 126ZM153 124V125H152ZM165 124V125H164ZM177 124V125H176ZM185 125V127H184V125ZM195 126H194V125ZM227 124V125H226ZM239 124V125H238ZM243 124V125H242ZM24 125H26V126H24ZM41 125V126H40ZM137 125H138V127H137ZM148 125V126H147ZM155 125V126H154ZM224 125V126H223ZM234 125V126H233ZM5 126V127H4ZM23 126V127H22ZM35 128H34V127ZM39 126V127H38ZM48 126V127H47ZM56 126H58V127H56ZM65 126V127H64ZM67 126V127H66ZM69 126V127H68ZM73 126V127H72ZM78 126H82V127H78ZM85 126V127H84ZM90 127V130H88L89 129V127ZM98 129V131H96L97 129L95 128V127ZM109 128H108V127ZM128 128H127V127ZM133 127V129H131L132 127ZM144 126V127H143ZM152 126V127H151ZM164 126H165V128H164ZM177 126V127H176ZM193 126V127H192ZM202 126V127H201ZM232 126V127H231ZM237 126V127H236ZM248 126V127H247ZM259 126V127H258ZM18 127H19V129H18ZM24 127H26V128H24ZM28 127H29V129H28ZM42 127V128H41ZM45 127V128H44ZM55 127V128H54ZM72 127V128H71ZM136 127H137V129H138V131H137V129H136ZM154 127V128H153ZM195 127V128H194ZM212 127V128H211ZM217 127V128H216ZM227 127V128H226ZM12 128V129H11ZM18 129V131H17V129ZM23 128V129H22ZM59 128V129H58ZM66 129V130H64V129ZM79 128V129H78ZM81 128V129H80ZM84 128V129H83ZM86 128V129H85ZM88 128V129H87ZM95 128V129H94ZM100 128V129H99ZM113 128V129H112ZM141 128V129H140ZM144 128V129H143ZM149 128V129H148ZM152 128V129H151ZM157 128V129H156ZM160 128V129H159ZM167 128H169V130H167V131H165ZM175 128V129H174ZM177 128V129H176ZM199 128V129H198ZM260 128V129H259ZM262 128V129H261ZM26 130V133H25V130ZM48 129V130H47ZM55 129V130H54ZM58 131H57V130ZM73 129H74V131H73ZM92 129H93V131H92ZM104 129V130H103ZM112 130V131H110V130ZM125 131H123V130ZM131 129V130H130ZM136 129V130H135ZM197 129V130H196ZM213 129V130H212ZM220 131H219V130ZM233 129V130H232ZM235 129V130H234ZM3 130V131H2ZM21 130V131H20ZM28 130H30V131H28ZM34 130V131H33ZM38 132H37V131ZM41 130V131H40ZM69 130H72V131H70L69 132ZM75 130H77V131H75ZM80 130V131H79ZM129 130V131H128ZM147 130V131H146ZM149 130V131H148ZM157 132H156V131ZM160 130V131H159ZM192 130H193V132H192ZM199 130H201V131H199ZM204 130V131H203ZM212 130V131H211ZM248 130V131H247ZM259 130V131H258ZM28 131V132H27ZM36 131V132H35ZM47 131V132H46ZM61 131V132H60ZM62 131H64V133L62 132ZM68 131V132H67ZM82 131V133H80ZM86 132V133H84V132ZM88 131V132H87ZM102 131V132H101ZM160 133H159V132ZM182 131L183 132H186V133H182ZM195 131V132H194ZM233 131V132H232ZM237 131H240V132H237ZM261 131V132H260ZM22 132L25 134H22ZM33 133V135L36 137H34L33 135H32V133ZM43 133V134H40V133ZM49 132V133H48ZM56 134H55V133ZM72 132V133H71ZM75 132H77V133H75ZM79 132V133H78ZM92 132V133H91ZM104 132H105V134H104ZM110 132L112 133V134H110ZM118 132V133H117ZM127 132V133H126ZM129 132V133H128ZM135 132V133H134ZM163 132V133H162ZM165 132H169L168 134L167 133H165ZM177 132V133H176ZM198 132V133H197ZM7 133V134H6ZM28 133V134H27ZM45 133H47L48 134V136L45 134ZM58 133V134H57ZM60 133V134H59ZM63 133V134H62ZM84 133V134H83ZM109 135H108V134ZM114 133V134H113ZM122 133H123V136H122ZM133 134V135H131V134ZM141 133V134H140ZM162 133V134H161ZM171 133H172V135H171ZM180 133V134H179ZM191 133V134H190ZM200 133V134H199ZM233 135H232V134ZM243 133V134H242ZM261 133V134H260ZM93 134V135H92ZM100 134V135H99ZM102 134V135H101ZM129 134V135H128ZM157 134V135H156ZM161 134V135H160ZM165 134V135H164ZM183 134H186L185 136H186V142L184 143H182V142H178L177 143V147L175 148V152L177 153V155H178V158L182 161L183 160V162L185 163V164H190V166H192L194 169H195V167H196V169L194 170L195 171V179H194V181L193 182H191L190 183V186H188L187 185V189H186V192L184 193V188L182 187V184L180 183V181H179V179L176 177V176H174V175H176L175 174V172H174V170L171 168V161H170V157L165 153V151L164 152H162L160 155H162V154H165V155H162V156H158V157H155V153H156V150H159L160 148H163V147H160V143H162V144H164L165 143V141L166 140H168L169 138H171V137H176V136H179V138L181 139L182 138V136H183ZM198 136H197V135ZM203 134H205V135H203ZM21 135H23V139H22V137H21ZM27 135V136H26ZM31 135V136H30ZM37 135V136H36ZM51 136V138L49 139V137ZM57 137H56V136ZM73 135V136H72ZM75 135H77V136H75ZM83 135V137H81ZM90 135V136H89ZM91 135H92V137H91ZM105 135V136H104ZM119 135V136H118ZM125 135V136H124ZM137 135V136H136ZM149 135H150V137H149ZM155 135L157 136V137H155ZM158 135H160V136H158ZM189 135V136H188ZM191 135V136H190ZM203 135V136H202ZM221 135V136H220ZM222 135H223V137H222ZM244 135V136H243ZM246 135V136H245ZM257 135V136H256ZM260 135V136H259ZM263 135V136H262ZM26 136V137H25ZM44 136V137H43ZM59 136H60V139H59ZM71 138H70V137ZM95 136V138H93ZM101 136H103V137H101ZM107 136L108 137H110V138H107ZM115 136V137H114ZM122 136V138H123V140L120 138L119 139V137H121ZM129 136H132V137H129ZM144 136V137H143ZM145 136H148V137H145ZM163 138H162V137ZM164 136H165V138H164ZM170 136V137H169ZM194 136V137H193ZM204 136H205V138H204ZM261 136H262V138H261ZM33 137H34V139H33ZM73 137V138H72ZM86 139H85V138ZM90 138V139H87V138ZM98 137V138H97ZM125 137V138H124ZM140 137V138H139ZM153 137V138H152ZM260 137V138H259ZM20 139V141H19V139ZM29 140H28V139ZM32 139V141H31V139ZM38 138V139H37ZM48 141H46L45 139ZM48 138V139H47ZM52 138H54V139H52ZM57 138V139H56ZM65 138V139H64ZM105 138V139H104ZM127 138V139H126ZM130 138V142L128 141V139ZM131 138H132V140H131ZM159 138V139H158ZM190 138H192V139H190ZM194 138H195V140H194ZM200 138V139H199ZM202 138H204V139H202ZM244 138V139H243ZM42 139H44L42 142H40ZM69 139V140H68ZM71 139V140H70ZM140 139V140H139ZM147 140L148 141V139H149V142L150 143H148L147 141H146V144L144 143L145 141L144 140ZM153 139V140H152ZM158 139V140H157ZM218 141H217V140ZM229 139H230V141H229ZM257 139H260V140H257ZM22 140H24V141H22ZM33 140H34V142H33ZM36 140V141H35ZM40 140V141H39ZM52 140V141H51ZM60 140V141H59ZM62 140V141H61ZM74 140H75V142H74ZM102 140V141H101ZM113 140H114V142H113ZM160 140H163V141H160ZM190 142H189V141ZM199 140V142L200 143H198L197 141ZM205 140V141H204ZM237 140V141H236ZM243 140H245V141H243ZM262 140V141H261ZM65 141V142H64ZM90 141V142H89ZM118 141H121V142H123L122 143V145L120 144L121 142H118ZM135 141V142H134ZM153 141V142H152ZM155 141V142H154ZM195 141V142H194ZM202 141H204V143L202 142ZM215 141V142H214ZM221 141V142H220ZM224 141V142H223ZM228 141V142H227ZM33 142V143H32ZM47 144H46V143ZM57 142H59V144H57ZM72 144H71V143ZM82 142H84V143H82ZM86 142V143H85ZM93 143V145H92V143ZM95 142V143H94ZM101 142H102V145L100 146V144H101ZM104 142H108V143H104ZM132 142V143H131ZM137 142V143H136ZM152 142V143H151ZM156 142H158V144L156 143ZM237 142V143H236ZM238 142H239V144H238ZM249 142V143H248ZM27 143V144H26ZM31 143V144H30ZM38 143V144H37ZM66 143H68L67 145H66ZM70 143V144H69ZM89 143H90V146H89ZM130 143V144H129ZM150 145H148V144ZM153 143H154V145H153ZM181 143V144H180ZM194 143H196V144H194ZM223 143V144H222ZM242 143V144H241ZM248 143V144H247ZM256 143H258V144H256ZM23 144V145H22ZM25 144H26V146H25ZM34 144H36V145H34ZM40 144H42V145H40ZM85 144V145H84ZM96 144V145H95ZM104 144V145H103ZM125 144H127V145H125ZM133 144H135V145H133ZM148 145L147 147L144 145V146H142V145ZM199 144H200V148H199ZM206 145V146H204V145ZM230 144V145H229ZM251 144H253V145H251ZM18 145H20V146H18ZM40 145V148H38V146ZM57 145V146H56ZM69 145V146H68ZM73 145V146H72ZM82 145V146H81ZM83 145H84V147H83ZM87 145V146H86ZM99 145V146H98ZM113 145V146H112ZM116 145H118V146H116ZM131 145V146H130ZM133 145V146H132ZM153 145V146H152ZM185 145V146H184ZM254 145H257V146H254ZM260 145V146H259ZM43 146V147H42ZM48 148H47V147ZM51 146H52V148H51ZM56 146V147H55ZM64 146V147H63ZM66 146H68V148L66 147ZM70 146H72L71 148H70ZM75 146V148H73ZM77 146V147H76ZM105 146V147H104ZM112 146V147H111ZM126 146V147H125ZM130 146V147H129ZM156 146V147H155ZM180 146V147H179ZM182 146V147H181ZM247 146V147H246ZM250 148H249V147ZM252 146H253V148H252ZM32 147V148H31ZM46 147V148H45ZM78 147H79V150H81V151H79L78 150ZM81 147V148H80ZM100 147H102V148H100ZM109 149H107V148ZM109 147H111V148H109ZM118 147V148H117ZM153 147V148H152ZM155 147V148H154ZM198 149H197V148ZM221 147V148H220ZM228 147H230V148H228ZM259 147V148H258ZM36 148V149H35ZM43 148V149H42ZM64 148H66V150L64 149ZM70 148V149H69ZM92 148H94V149H92ZM116 148L118 149V150H116ZM120 148V149H119ZM124 148V149H123ZM127 148V149H126ZM138 148V149H137ZM149 148H151V149H149ZM157 148H159V149H157ZM178 148V149H177ZM185 148V149H184ZM225 148V149H224ZM263 148V149H262ZM12 151H11V150ZM22 149V150H21ZM27 149V150H26ZM46 149L48 150V151H46ZM53 149V150H52ZM67 149H69V150H67ZM98 149V150H97ZM100 149V150H99ZM112 149V150H111ZM126 149V150H125ZM142 149V150H141ZM156 149V150H155ZM163 149H165V148H163ZM183 149V150H182ZM190 149V150H189ZM197 149V150H196ZM224 149V150H223ZM246 149V150H245ZM251 149H253V150H251ZM19 150H20V152H19ZM28 150H30V151H28ZM43 150V151H42ZM49 150H50V152H49ZM57 150H60V151H58L57 152ZM62 150V151H61ZM72 152H71V151ZM77 151V152H75V151ZM84 150V151H83ZM86 150V151H85ZM105 150V151H104ZM107 150V151H106ZM123 150V151H122ZM126 152H125V151ZM144 150H146L145 152H144ZM148 150H149V152H148ZM181 150H182V152H181ZM189 153H187L186 151ZM189 150V151H188ZM192 150V151H191ZM194 150V151H193ZM223 150V151H222ZM230 150V151H229ZM236 150V151H235ZM256 150H257V152H256ZM263 150V151H262ZM5 153H4V152ZM15 151V152H14ZM36 151H38V152H36ZM41 151V152H40ZM54 151V152H53ZM63 151H64V153H63ZM67 151H70V153L69 152H67ZM90 151V152H89ZM109 151V152H108ZM118 151V152H117ZM119 151H120V153L122 154V156L120 155V153H119ZM152 151L154 152V154H151L152 153ZM227 151V152H226ZM241 151H244V152H241ZM7 152H9V154L7 153ZM17 152H18V154H17ZM25 152V153H24ZM31 152V153H30ZM52 152V153H51ZM57 152V153H56ZM80 152L81 153H83V155H80ZM91 152H94V153H91ZM108 152V153H107ZM129 152H132V153H129ZM135 152H136V154H135ZM140 152V153H139ZM194 152V153H193ZM250 152V153H249ZM261 152H263V153H261ZM38 153H39V158L37 157V155H38ZM42 155H41V154ZM59 153V154H58ZM75 153V154H74ZM79 153V154H78ZM97 153V154H96ZM99 153V154H98ZM111 153H112V155H111ZM128 153V154H127ZM187 154V155H185V154ZM196 153V154H195ZM225 153H227V154H225ZM260 153V154H259ZM1 154H2V156H1ZM6 154V156H4ZM8 154V155H7ZM15 154V155H14ZM22 154V155H21ZM24 154H26V155H24ZM28 154H29V156H28ZM33 154H35V155H33ZM49 154V155H48ZM53 154V155H52ZM74 154V155H73ZM89 154V155H88ZM92 154H95L94 155V157H93V155ZM105 154V155H104ZM110 154V155H109ZM118 154V155H117ZM147 154H150V156L149 155H147ZM192 154V155H191ZM195 154V155H194ZM234 154V155H233ZM10 155V156H9ZM12 155H14V156H12ZM47 155H48V157H47ZM52 155V156H51ZM68 155V156H67ZM107 155V156H106ZM128 155H129V158H128ZM132 155V156H131ZM134 155V156H133ZM145 155H146V158H145ZM201 155V156H200ZM233 155V156H232ZM16 156V157H15ZM19 156V157H18ZM21 156V157H20ZM28 158H27V157ZM56 156V157H55ZM60 156V157H59ZM61 156H63V157H65V158H63V157H61ZM72 156V157H71ZM78 156H79V159H78ZM98 156V157H97ZM100 156V157H99ZM111 156V157H110ZM127 156V157H126ZM144 156V157H143ZM149 156V157H148ZM196 156V157H195ZM247 156V157H246ZM249 156V157H248ZM6 157V158H5ZM9 159H8V158ZM12 157H13V159H12ZM24 157V158H23ZM26 157V158H25ZM44 157H45V159H44ZM70 157H71V159H70ZM81 157V158H80ZM85 157V158H84ZM131 157H133V159L131 158ZM190 157V158H189ZM243 157H244V159H243ZM3 158H4V160H5V162H4V160H3ZM14 158L16 159L15 161H14ZM19 158V159H18ZM53 158V159H52ZM56 158H58V159H56ZM60 158H63V159H60ZM67 158V159H66ZM74 158H76V159H78V160H76V159H74ZM96 158V159H95ZM112 158H113V160H112ZM182 158V159H181ZM183 158H186V159H183ZM238 158V159H237ZM250 158V159H249ZM263 158V159H262ZM24 159H25V161H24ZM31 159H33L32 160V162H31ZM44 159V160H43ZM57 160V161H54V160ZM81 159H85L86 161L84 162V161H80ZM100 159V160H99ZM110 159V160H109ZM115 159H116V162H115ZM144 159V160H143ZM150 159V160H149ZM163 159V160H162ZM198 159V160H197ZM255 159V160H254ZM14 161V163H16V164H14L13 163V161ZM29 160V161H28ZM39 160H40V162H39ZM47 160V161H46ZM51 162H50V161ZM60 160H62V162L60 161ZM67 160V161H66ZM69 160H71V161H69ZM96 160V161H95ZM98 160H99V162H98ZM132 160V161H131ZM158 160V161H157ZM195 160V161H194ZM249 160V161H248ZM9 161V162H8ZM19 162V164H18V162ZM21 161H24V162H22L21 163ZM80 163H79V162ZM94 161V162H93ZM106 161V162H105ZM133 161L136 163V164H134L133 163ZM138 161H140V163L138 162ZM168 161V162H167ZM170 161V162H169ZM190 162V163H187V162ZM199 161V162H198ZM1 162H2V164H1ZM8 162V163H7ZM10 162H12V163H10ZM50 162V163H49ZM56 164H55V163ZM58 162H60V163H58ZM74 164H73V163ZM87 162V163H86ZM110 162V163H109ZM119 162V163H118ZM148 162H149V164H148ZM154 162H156L155 163V165H154ZM164 162V163H163ZM193 162V163H192ZM224 162V163H223ZM225 162H227V163H225ZM235 162H238V164L237 163H235ZM250 162V163H249ZM256 162V163H255ZM5 163H7V164H4ZM21 163V164H20ZM31 163V164H30ZM44 163H46V164H44ZM49 163V164H48ZM54 163V164H53ZM61 163H64V165H63V168H62V165H60V166H58L57 164H61ZM83 163V164H82ZM95 163V164H94ZM112 163H114V164H112ZM116 163H117V165H116ZM121 163V164H120ZM142 163V164H141ZM240 163V164H239ZM258 163L260 164V165H258ZM11 164H13L12 165V169H10L11 168ZM28 164H30V165H28ZM40 164H42V165H40ZM48 164V165H47ZM65 164H67L68 165V167H67V165H66V167H64L65 166ZM73 164V165H72ZM75 164H77V165H75ZM111 164V165H110ZM120 164V165H119ZM138 164V167L136 166ZM140 164H141V166H140ZM146 164V165H145ZM151 164V165H150ZM161 164V165H160ZM163 164V165H162ZM169 164V165H168ZM204 164V165H203ZM217 164V165H216ZM231 164V165H230ZM15 165V166H14ZM16 165H18V166H16ZM22 165H25V166H23V168H21V166ZM34 165V166H33ZM35 165H36V167H35ZM47 165V166H46ZM70 165V166H69ZM93 165V166H92ZM96 165V166H95ZM126 165V166H125ZM144 165V166H143ZM167 165V166H166ZM199 165V166H198ZM201 165V166H200ZM230 165V166H229ZM259 167H258V166ZM6 167V169L7 168H9V169H5V167ZM38 166V167H37ZM42 166H44V167H42ZM45 166H46V169H44L45 168ZM52 166H54L53 168H52ZM95 166V167H94ZM102 168V167H104V168H102V169H100V167ZM108 166V167H107ZM110 166V167H109ZM133 166H135V167H133ZM143 166V167H142ZM146 166H147V168H146ZM154 166V167H153ZM160 166V167H159ZM170 167V169H169V167ZM204 166V167H203ZM244 166H246V167H244ZM261 166V167H260ZM263 166V167H262ZM2 167V168H1ZM24 167H26V168H24ZM28 167H29V169H28ZM112 167V168H111ZM131 167V168H130ZM140 167V168H139ZM162 167V168H161ZM199 167V168H198ZM203 167V168H202ZM217 167V168H216ZM248 167V168H247ZM250 167H251V169H250ZM256 167V168H255ZM18 168V169H17ZM20 168V169H19ZM54 168H56V171L58 172H56L55 171V169ZM57 168H59V169H57ZM71 168V169H70ZM73 168L75 169V170H73ZM79 168V169H78ZM95 168V169H94ZM106 168V169H105ZM129 169V170H127V169ZM138 168V169H137ZM143 168V169H142ZM168 168V169H167ZM207 168H209V169H207ZM226 168V169H225ZM261 168V169H260ZM27 169V170H26ZM43 169V170H42ZM63 169V170H67V172H64L63 170L61 171V170ZM68 169H69V171H68ZM98 169V170H97ZM100 169V170H99ZM124 169V170H123ZM142 169V170H141ZM157 169V170H156ZM249 169V170H248ZM254 169H256V170H254ZM3 170V172H1ZM23 170H24V173H22L23 172ZM28 170H30V171H28ZM38 170V171H37ZM47 170V172H45ZM51 170V171H50ZM79 170V171H78ZM91 172H90V171ZM94 170V171H93ZM97 170V171H96ZM117 170V171H116ZM127 170V171H126ZM131 170H134V171H131ZM205 170V171H204ZM232 170H234V171H232ZM262 170V171H261ZM5 171H7V172H5ZM17 172V173H15V172ZM27 171V172H26ZM35 171H37V172H35ZM40 171H41V173H43V175L41 174L40 175ZM43 171V172H42ZM76 171V172H75ZM107 171V172H106ZM119 171V172H118ZM123 171H126V172H123ZM142 171V172H141ZM200 171V172H199ZM240 171H242V172H240ZM10 172H11V174H10ZM28 172H30V173H28ZM50 172H51V174H50ZM94 174H93V173ZM99 172V173H98ZM101 172V173H100ZM109 172V173H108ZM113 172H115V173H113ZM118 174H117V173ZM133 172V173H132ZM135 172V173H134ZM221 172V173H220ZM246 172V173H245ZM253 172V173H252ZM2 173H3V175H2ZM5 173V174H4ZM9 173V174H8ZM15 173V174H14ZM26 173V174H25ZM28 173V174H27ZM36 174L35 176H34V174ZM47 174V176H46V174ZM53 173V174H52ZM68 173H71L70 175L68 174ZM76 175H75V174ZM79 173V174H78ZM97 173V174H96ZM132 173V174H131ZM141 173V174H140ZM152 173H153V175H152ZM158 173H159V175L160 176H158ZM230 173V174H229ZM260 173H262L263 175H261ZM7 174H8V176H7ZM17 174V175H16ZM22 174V175H21ZM31 176H30V175ZM33 174V175H32ZM39 174V175H38ZM68 174V175H67ZM116 174V175H115ZM122 174V175H121ZM129 175V176H127V175ZM198 174V175H197ZM216 174V175H215ZM234 174H236V175H234ZM12 175V176H11ZM14 175V176H13ZM20 175H21V177H20ZM26 175V176H25ZM65 175V176H64ZM103 175H104V177H103ZM110 177H109V176ZM130 175H131V177H130ZM143 175V176H142ZM146 175V176H145ZM148 175H152V176H149V178H148ZM164 176V177H162V176ZM203 175H205V176H203ZM253 175V176H252ZM256 175H257V177H256ZM9 178V179H7V177ZM25 178H24V177ZM30 176V177H29ZM39 176V177H38ZM56 176H57V178H56ZM59 176H60V178H59ZM68 176V177H67ZM74 178H73V177ZM115 176L117 177V178H115ZM134 176V177H133ZM169 176V177H168ZM172 176V177H171ZM203 176V177H202ZM233 176H234V178H233ZM262 176V177H261ZM6 178V179H4V178ZM31 177H32V179H31ZM34 177V178H33ZM37 177V178H36ZM45 177H48V178H45ZM53 177H55V178H53ZM62 177H63V179H62ZM70 177H71V179H70ZM81 177V178H80ZM100 177V178H99ZM114 179H113V178ZM124 177V178H123ZM127 177V178H126ZM176 177V179H174ZM211 177V178H210ZM220 177V178H219ZM222 177V178H221ZM229 177H231V178H229ZM260 179H259V178ZM16 178V179H15ZM40 178H42L43 180L42 181H40L41 179ZM51 178V179H50ZM65 178V179H64ZM107 178V179H106ZM155 178V179H154ZM171 178V179H170ZM213 178V179H212ZM218 179V181L216 180V179ZM246 180H245V179ZM251 178V179H250ZM14 179V180H13ZM23 179V180H22ZM30 179V180H29ZM34 179H35V181L38 183V181H39V183L38 184H36V182L34 181ZM39 179V180H38ZM58 179V180H57ZM91 179V180H90ZM116 179H117V181H119V182H115L116 181ZM122 179H123V181H122ZM169 179V180H168ZM172 179H173V181H172ZM197 179H198V183H195V182H197ZM200 179V180H199ZM205 179V180H204ZM206 179H207V181H209V182H206ZM220 179H222V180H220ZM234 179V180H233ZM248 179H250V181L248 182ZM3 180V181H2ZM13 180V181H12ZM16 180H18V181H16ZM38 180V181H37ZM68 182H70V180H71V182L70 183H68ZM95 180V181H94ZM100 180V181H99ZM113 180V181H112ZM148 180V181H147ZM164 180V182H162ZM176 180V181H175ZM220 180V181H219ZM238 180V181H237ZM253 180V181H252ZM7 181V182H6ZM27 181V182H26ZM58 181V182H57ZM62 181V182H61ZM74 181V182H73ZM126 181V182H125ZM139 181V182H138ZM175 181V182H174ZM231 181V182H230ZM234 181V182H233ZM241 181V182H240ZM11 182H12V184H11ZM14 182V183H13ZM18 182V183H17ZM44 182H46V183H44ZM54 182V183H53ZM58 184H57V183ZM67 184H66V183ZM82 182V183H81ZM98 182V183H97ZM110 182H113V183H111L110 184ZM121 182V183H120ZM143 182V183H142ZM152 182V183H151ZM154 182V183H153ZM174 182V183H173ZM218 182V183H217ZM221 182V183H220ZM253 182H254V184H253ZM30 183V184H29ZM42 183H44V184H42ZM48 183V184H47ZM50 183V184H49ZM65 183V184H64ZM79 183V184H78ZM83 183H85V185L83 184ZM117 183H119V185L117 184ZM125 183V184H124ZM135 183V184H134ZM137 183V184H136ZM142 183V184H141ZM194 183V184H193ZM209 183H211V184H209ZM228 183H230V184H228ZM239 183H241V184H239ZM5 184V185H4ZM18 184V185H17ZM24 184V185H23ZM26 184H27V187L25 188V186H26ZM101 184H102V187H101ZM108 184V185H107ZM113 184V185H112ZM118 186H117V185ZM124 184V185H123ZM129 184H130V186H129ZM134 184V185H133ZM153 184V185H152ZM157 184V185H156ZM162 184V185H161ZM180 184V185H179ZM222 184V185H221ZM235 184V185H234ZM239 184V185H238ZM245 184V185H244ZM250 184H252V185H250ZM6 185H7V187H6ZM14 185V186H13ZM32 185V186H31ZM37 185H38V188H37ZM48 185V186H47ZM57 185V186H56ZM71 185H73V186H71ZM90 185V186H89ZM148 185H150L149 187H148ZM165 185V186H164ZM171 185V186H170ZM208 185V186H207ZM225 185H226V187H225ZM240 185H242V186H240ZM9 186V187H8ZM15 187L14 189H13V187ZM22 186V187H21ZM42 186V187H41ZM56 186V187H55ZM71 186V187H70ZM80 186V187H79ZM94 186V187H93ZM121 186V187H120ZM122 186H124V187H122ZM145 186V187H144ZM212 186V187H211ZM230 188H229V187ZM238 186V187H237ZM259 186H260V188H259ZM20 187V188H19ZM31 189H30V188ZM35 187H36V189H35ZM40 187V188H39ZM54 187V188H53ZM65 187H69V188H66L65 189ZM77 187V188H76ZM103 187H107V188H103ZM116 187H118V188H116ZM131 187H133V188H131ZM138 187V188H137ZM161 187V188H160ZM165 189H164V188ZM191 187V188H190ZM218 187V188H217ZM233 187H234V189H233ZM249 188V189H247V188ZM258 187V188H257ZM262 187V188H261ZM5 188V189H4ZM19 188V189H18ZM72 188V189H71ZM86 188H88V189H86ZM110 188V189H109ZM121 188V190L119 191V189ZM127 188V189H126ZM170 188V189H169ZM207 188V189H206ZM210 188V189H209ZM216 188V189H215ZM9 190L8 192H7V190ZM33 189V190H32ZM35 189V190H34ZM47 189V190H46ZM52 189V190H51ZM98 191H97V190ZM109 189V190H108ZM116 191H115V190ZM134 191H133V190ZM137 189V190H136ZM143 189V190H142ZM156 189V190H155ZM196 189H198V190H196ZM201 189V190H200ZM204 189V190H203ZM225 189H226V191H225ZM241 189V190H240ZM251 189V190H250ZM261 189V190H260ZM21 190V191H20ZM24 190V191H23ZM27 190V191H26ZM38 190H39V192H38ZM41 190V191H40ZM44 190H46L47 192H45ZM79 190V191H78ZM82 190V191H81ZM108 190V191H107ZM127 190V191H126ZM139 190V191H138ZM151 191L150 193H149V191ZM154 190V191H153ZM210 190V191H209ZM220 190H222V191H220ZM232 190V191H231ZM249 190V191H248ZM258 190V191H257ZM4 193H3V192ZM13 191V192H12ZM34 191V192H33ZM50 191V192H49ZM57 191V192H56ZM77 191V192H76ZM85 191H86V193H85ZM116 193H115V192ZM161 191V192H160ZM219 191V192H218ZM240 191V192H239ZM248 191V192H247ZM252 191H254V192H252ZM15 192H16V194H15ZM18 192V193H17ZM20 192V193H19ZM25 192V193H24ZM56 192V193H55ZM79 192V193H78ZM90 192V193H89ZM100 192V193H99ZM109 192V193H108ZM114 192V193H113ZM122 192V193H121ZM128 192V193H127ZM131 192V193H130ZM134 194H133V193ZM208 192H210L211 194H209ZM215 192L217 193V194H215ZM221 192H223V193H221ZM231 193V194H229V193ZM239 192V193H238ZM251 192H252V194H251ZM259 192V193H258ZM3 193V194H2ZM53 193V194H52ZM55 193V194H54ZM89 194V198L90 199H88V194ZM139 193V194H138ZM147 193H149V194H147ZM174 193H177V194H179V195H181V197H182V199H184V200H188V202L187 203H189V204H187V207H188V209H185V210H182V211H180L179 213H174L173 214V212L171 211V210H167V211H165V210H163V202H164V199H166V198H168V196H170V195H172V194H174ZM198 193V194H197ZM213 193H214V195H213ZM220 193V194H219ZM238 195H237V194ZM10 194V195H9ZM12 194H13V197H12ZM22 196H21V195ZM42 194H43V196H42ZM60 194V195H59ZM116 194H118V195H116ZM145 196H144V195ZM185 194H186V197H185ZM3 195V196H2ZM5 195V196H4ZM8 197H7V196ZM17 195V197H15ZM25 195V196H24ZM36 195V196H35ZM81 195L83 196V197H81ZM91 195V196H90ZM94 195H96V196H94ZM100 195V196H99ZM108 195H109V197H108ZM126 195V198L124 197ZM132 195H133V197H132ZM166 195H167V197H166ZM189 195H190V197H189ZM218 197H217V196ZM220 195H221V197H220ZM29 196V197H28ZM86 198H85V197ZM103 196H104V198H103ZM106 196V197H105ZM112 196V197H111ZM116 196H118V197H121V198H118V197H116ZM128 196V197H127ZM231 198H230V197ZM10 197V198H9ZM31 197H35V199L34 198H32L31 200H30V198ZM51 197V198H50ZM82 199V201H81V199ZM93 197V198H92ZM158 197V198H157ZM4 198H6L5 200H4V202H3V199ZM18 200H17V199ZM25 198V199H24ZM29 198V199H28ZM44 198V199H43ZM46 198V199H45ZM50 198V199H49ZM83 198H84V200H83ZM98 198H100L98 201H97V199ZM110 198H111V200H110ZM113 198V199H112ZM190 198V199H189ZM217 198V199H216ZM36 199L38 200V201H36ZM54 199V200H53ZM103 199V200H102ZM117 199V200H116ZM119 199V200H118ZM123 199V200H122ZM134 199V200H133ZM141 199V200H140ZM146 200V202H145V200ZM194 199V200H193ZM239 199V200H238ZM9 200H11V202H9ZM17 200V202L19 203H17V202H15ZM42 200V201H41ZM51 201V203H50V201ZM53 200V201H52ZM57 200V201H56ZM61 200V201H60ZM76 200V201H75ZM85 200H87V201H85ZM95 200V201H94ZM105 200V201H104ZM130 200V201H129ZM140 200V201H139ZM158 200V201H157ZM192 200V201H191ZM202 200V201H201ZM219 200H221V201H219ZM8 201V202H7ZM32 202V204H31V202ZM89 201V202H88ZM92 201H94V202H92ZM101 201H103L102 203H101ZM110 201H112V202H110ZM148 201V202H147ZM190 201V202H189ZM201 201V202H200ZM206 201V202H205ZM5 202H6V204H5ZM27 202H29V203H27ZM37 202V203H36ZM48 202V203H47ZM56 202H57V204H56ZM88 202V205L86 204ZM99 202V203H98ZM131 202V203H130ZM142 202V203H141ZM144 202V203H143ZM219 202H221V203H219ZM232 202H234V203H232ZM244 202H247V203H244ZM14 203H16L15 205L17 206H15L14 205ZM23 203V206L24 207H22V204ZM44 204V205H42V204ZM50 203V204H49ZM52 203H53V206H52ZM80 203V204H79ZM120 203V204H119ZM122 203V204H121ZM125 203V204H124ZM138 203V204H137ZM191 203V204H190ZM202 203V204H201ZM212 203H213V205H212ZM215 203H219L218 204V206H217V204H215ZM224 203V204H223ZM228 203V204H227ZM237 203V204H236ZM7 204H8V206H7ZM9 204H11L12 206H10ZM26 206H25V205ZM79 204V205H78ZM91 204V205H90ZM100 204V205H99ZM107 204V205H106ZM110 204V205H109ZM127 204V205H126ZM131 204V205H130ZM144 206H143V205ZM149 204V205H148ZM153 204L155 205V207L153 206ZM157 204H159V205H157ZM193 204V205H192ZM197 204V205H196ZM205 204H207V205H205ZM221 204V205H220ZM227 206H226V205ZM232 204V205H231ZM234 204H235V206H234ZM240 204V205H239ZM244 204V205H243ZM41 207H40V206ZM83 205H84V207H86V208H84L83 207ZM97 205V206H96ZM105 205V206H104ZM112 205V206H111ZM115 205V206H114ZM119 205H121L122 206V208H121V206H119ZM123 205H125V206H123ZM130 207H129V206ZM139 205V206H138ZM161 205V206H160ZM190 205V206H189ZM204 205V206H203ZM209 205V206H208ZM225 205V206H224ZM237 205H239V207L237 206ZM243 205V206H242ZM251 205V206H250ZM34 206V207H33ZM36 206V207H35ZM39 206V207H38ZM44 206V207H43ZM59 206V207H58ZM60 206L62 207V208H60ZM79 206H80V208H79ZM88 206V207H87ZM91 206H93V207H91ZM104 206V207H103ZM107 206V207H106ZM109 206H110V208H109ZM143 206V207H142ZM205 206H206V208H205ZM208 206V207H207ZM222 206V207H221ZM262 206V207H261ZM2 207V208H1ZM3 207H4V209H3ZM7 207V208H6ZM26 207H28V208H30L29 210H28V208H26ZM40 208L38 211H36L38 208ZM54 207V208H53ZM72 207V208H71ZM76 207V208H75ZM83 207V208H82ZM98 207V208H97ZM102 207L104 208V209H102ZM116 207V208H115ZM132 207V208H131ZM134 207V208H133ZM147 207V208H146ZM198 207V208H197ZM251 207V208H250ZM6 208V209H5ZM14 208V209H13ZM19 208H21V209H19ZM52 208V209H51ZM82 208V209H81ZM88 208H93V209H89V210H87ZM101 208V209H100ZM107 208V209H106ZM125 208H127V209H125ZM193 209V211H192V209ZM235 208V209H234ZM243 208V209H242ZM253 208V209H252ZM19 209V210H18ZM45 209V210H44ZM71 209V210H70ZM80 211H79V210ZM96 210V211H93V210ZM119 209V210H118ZM123 209V210H122ZM142 209V210H141ZM148 211H147V210ZM159 209V210H158ZM207 209V210H206ZM210 209V210H209ZM217 209V210H216ZM220 209V210H219ZM3 210V211H2ZM8 210V211H7ZM31 210V211H30ZM44 210V211H43ZM69 210V211H68ZM73 210V211H72ZM75 210V211H74ZM77 210V211H76ZM86 210V211H85ZM99 210V211H98ZM101 210H102V212H103V210H104V212L102 213L101 212ZM113 212H112V211ZM127 210H129V211H127ZM195 210H197V211H195ZM215 210V211H214ZM223 210V211H222ZM238 210V211H237ZM240 210V211H239ZM249 212H248V211ZM254 210V211H253ZM13 211V212H12ZM16 211V212H15ZM21 211H22V213H24L22 216H21ZM26 211V212H25ZM48 211V212H47ZM50 211V212H49ZM56 211V212H55ZM105 211H107V212H105ZM109 211V212H108ZM119 212V214H118V212ZM124 211V212H123ZM138 211V212H137ZM151 211V212H150ZM153 211V212H152ZM160 211H162V214H161V212ZM184 211V212H183ZM213 211H214V213H213ZM224 212V213H222V212ZM244 211V212H243ZM247 211V212H246ZM11 212V213H10ZM27 212H30V213H27ZM42 212V213H41ZM46 212V213H45ZM79 212V213H78ZM90 212L92 213V214H90ZM111 212V213H110ZM117 212V213H116ZM134 212L136 213V214H134ZM160 212V213H159ZM242 212V213H241ZM2 213H3V216H2ZM7 213V214H6ZM14 213H16L15 215H14ZM26 213V214H25ZM35 213V214H34ZM49 213V214H48ZM50 213H51V215H50ZM52 213H54V214H52ZM56 213V214H55ZM57 213H58V215H57ZM71 213V214H70ZM75 213V214H74ZM98 213V214H97ZM146 213H149L148 215L146 214ZM168 213V214H167ZM169 213H170V215H169ZM192 213V214H191ZM194 213V214H193ZM204 213V214H203ZM218 213V214H217ZM10 214V215H9ZM12 214V215H11ZM29 214V215H28ZM43 214H44V216H43ZM45 214H46V216H45ZM96 214V215H95ZM118 214V215H117ZM129 214V215H128ZM138 214V215H137ZM143 214H144V216H143ZM150 214H152V215H150ZM158 214V215H157ZM160 214V215H159ZM165 214V215H164ZM176 214V215H175ZM187 216H186V215ZM190 215V217H189V215ZM208 214V215H207ZM215 214V215H214ZM8 215V216H7ZM17 215H19V218L17 217ZM26 217H25V216ZM30 215H32V217L30 216ZM34 215V216H33ZM36 215V216H35ZM70 215V216H69ZM73 215V216H72ZM82 215V216H81ZM87 217H86V216ZM89 215V216H88ZM94 215V216H93ZM119 215H121V217L119 216ZM146 215H147V217H146ZM156 215V216H155ZM242 215L244 216V217H242ZM9 219V217H10V219L8 220V219H6V217ZM21 216V217H20ZM37 216H39L38 218L39 219H36L37 218ZM92 216V217H91ZM124 216V217H123ZM132 216V217H131ZM135 216V217H134ZM144 218H146V228H145V230H144V234L145 235H142V237L140 238V235L139 236H137L136 235V233H137V231L134 229V225L135 224H137L138 222H140V220L141 219H144ZM192 216V217H191ZM199 216V217H198ZM200 216H201V219H200ZM206 216H208V217H206ZM211 216V217H210ZM247 216V217H246ZM2 217V218H1ZM27 217H29V218H27ZM51 217V219H49ZM86 217V218H85ZM90 217V218H89ZM94 217V218H93ZM107 217V218H106ZM108 217H109V219H108ZM120 217V218H119ZM152 217V218H151ZM223 219H226L227 220V216L226 215H224V216H221ZM250 217V218H249ZM13 218V219H12ZM14 218L16 219V220H14ZM25 220H24V219ZM31 218H34V219H31ZM47 218V219H46ZM52 218H54V219H52ZM62 218V219H61ZM67 218V219H66ZM75 218V219H74ZM92 218V219H91ZM117 218V219H116ZM125 218V219H124ZM131 218V219H130ZM136 218V219H135ZM141 218V219H140ZM150 218V219H149ZM153 218H154V220H153ZM156 218V219H155ZM159 218V219H158ZM167 218V219H166ZM186 218V219H185ZM203 218V219H202ZM242 218V219H241ZM24 220V222H23V220ZM27 219H28V222H27ZM61 219V220H60ZM69 219V220H68ZM85 219H86V221L88 222V220H89V222L88 223H85ZM94 219V220H93ZM95 219H96V221H95ZM133 219H135L136 220V222L134 223V221L135 220H133ZM140 219V220H139ZM181 219V220H180ZM12 220L14 221V222H12ZM21 221L20 223H19V221ZM29 220H31L30 222H29ZM33 220H34V222H33ZM42 220V221H41ZM115 221V220H117V222H118V224H116L115 225V227L111 230V231H114V233L113 232H108L107 233V231H106V233H105V231H103V232H101V229H102V226L104 225L103 223H105L106 221ZM120 220V221H119ZM124 220V221H123ZM161 220L163 221L162 223H161ZM18 221V222H17ZM57 221V222H56ZM59 221V222H58ZM72 221H73V223H72ZM77 221V222H76ZM83 221V222H82ZM94 223H93V222ZM100 221V222H99ZM103 221V222H102ZM122 221V222H121ZM130 221V222H129ZM149 221V222H148ZM5 222V223H4ZM17 222V223H16ZM27 222V223H26ZM38 222H39V225H38ZM76 222V223H75ZM91 222V223H90ZM153 222V223H152ZM159 222V223H158ZM13 223H16L15 224V226H14V224ZM22 223V224H21ZM23 223H24V225H23ZM25 223L26 224H28L26 227H25ZM34 223V224H33ZM36 223V224H35ZM53 223H55L54 225H53ZM60 223V224H59ZM124 223V224H123ZM159 225H158V224ZM178 225H177V224ZM181 223V224H180ZM185 223V224H184ZM41 224H44V225H41ZM57 224V225H56ZM75 224V225H74ZM91 224H93V225H91ZM121 224V225H120ZM156 224V225H155ZM4 225H6V226H4ZM13 225V227H11V226ZM32 225H33V228H32ZM56 225V226H55ZM67 225V226H66ZM102 225V226H101ZM132 225V227H130ZM158 225V226H157ZM174 225V226H173ZM198 225V226H197ZM247 225L249 226V227H247ZM2 226V227H1ZM8 226V227H7ZM10 226V227H9ZM18 226V228H17V230H16V227ZM24 226V227H23ZM37 227V229H36V227ZM48 226V227H47ZM58 226V227H57ZM61 226V227H60ZM74 226V227H73ZM85 226H86V228H85ZM96 226H97V228L98 229H96ZM101 226V227H100ZM122 226V227H121ZM148 226V227H147ZM190 226V227H189ZM6 227V228H5ZM30 227V228H29ZM50 227V228H49ZM56 228V231H55V228ZM65 227V228H64ZM72 227V228H71ZM118 227V228H117ZM150 227V228H149ZM155 227V228H154ZM159 229H158V228ZM163 227V228H162ZM164 227H165V229H164ZM167 227V228H166ZM173 227V228H172ZM175 227V228H176ZM186 227V228H185ZM199 227V228H198ZM7 229V230H4V229ZM22 228L24 229V230H26V231H24V230H22ZM30 230H29V229ZM39 228V229H38ZM41 228V229H40ZM57 228H62V229H57ZM82 228L84 229V231L82 230ZM120 228V229H119ZM121 228H122V230L124 231V232H122V230H121ZM128 228V229H127ZM153 228V229H152ZM170 228H172V229H170ZM188 228V229H187ZM13 229V230H12ZM21 229V230H20ZM68 229V230H67ZM72 229H74V230H72ZM94 229H95V231H94ZM131 229V230H130ZM156 229V230H155ZM167 229V230H166ZM3 230V231H2ZM8 230H12L11 231V234H9L10 233V231H8ZM15 230V231H14ZM34 232H32V231ZM80 230V232H78ZM90 230V231H89ZM99 230V231H98ZM155 230V231H154ZM160 230V231H159ZM164 230V231H163ZM166 230V231H165ZM195 232H194V231ZM201 233H199L198 231ZM24 233H23V232ZM29 231H30V233H29ZM58 231V232H57ZM70 231H72V232H70ZM78 232V233H76V232ZM82 231H83V233H82ZM86 231V232H85ZM133 231H135V232H133ZM191 231V232H190ZM197 231V232H196ZM3 232V233H2ZM9 232V233H8ZM13 232H14V234H13ZM32 232V233H31ZM46 232V233H45ZM51 232V233H50ZM61 234H60V233ZM76 234H75V233ZM101 232V233H100ZM166 234H165V233ZM187 232V233H186ZM36 233V234H35ZM109 233H111L110 235H109ZM127 233V234H126ZM133 233V234H132ZM161 233V234H160ZM253 233V234H252ZM257 233V234H256ZM3 234V235H2ZM25 234V235H24ZM46 234V235H45ZM56 234V235H55ZM66 234V235H65ZM81 234V235H80ZM101 234V235H100ZM138 234V233H137ZM149 234V235H148ZM156 234H158V235H156ZM259 234V235H258ZM32 235V236H31ZM47 235L49 236V237H47ZM58 235H60V236H58ZM63 235V236H62ZM74 235V236H73ZM76 235H78V236H76ZM86 235V236H85ZM109 235V236H108ZM129 235H132V236H134L135 237V239H138V240H136V242H134L135 241V239H134V237L132 238V236H129ZM194 235V236H193ZM256 235V236H255ZM262 235V236H261ZM5 236H6V238H5ZM8 236V237H7ZM11 236V237H10ZM26 236H28L27 238H26ZM45 236V237H44ZM90 236V237H89ZM136 236H137V238H136ZM156 236V237H155ZM166 236V237H165ZM193 236V237H192ZM214 236V235H213ZM211 236V243H212V241H213V243H212V245L213 246H215V247H221V246H226L227 245V243L223 240V238H222V236H220V235H216V236ZM259 236V237H258ZM6 239H4V238ZM53 237H55V238H53ZM63 237V238H62ZM76 237V238H75ZM78 237V238H77ZM98 239H97V238ZM102 237H103V239H102ZM115 237V238H114ZM163 238L162 239V241L163 242H161V238ZM2 238V239H1ZM8 238L10 239L9 241H8ZM23 238V239H22ZM74 238V239H73ZM80 238V241L81 242H79V239ZM111 238V239H110ZM123 238V239H122ZM155 238V239H154ZM17 239V240H16ZM64 239V240H63ZM77 239V240H76ZM82 239V240H81ZM109 239V240H108ZM127 239H129V240H127ZM132 239V240H131ZM144 239V240H143ZM2 240V241H1ZM4 240V241H3ZM16 240V241H15ZM35 240V241H34ZM47 240V241H46ZM56 240V241H55ZM62 240V241H61ZM167 240V241H166ZM217 240V241H216ZM220 240H222V241H220ZM258 240V241H257ZM28 241V242H27ZM39 241V242H38ZM49 241H51V242H49ZM61 243V244H59V242ZM85 241V242H84ZM256 241H257V243H256ZM2 242V243H1ZM8 242V243H7ZM19 242H20V245H19ZM24 242V243H23ZM41 242V243H40ZM46 242V243H45ZM74 242V243H73ZM82 242H83V244H82ZM87 242H89L90 244L88 245V243ZM100 242V243H99ZM128 242H130V244L128 245ZM133 242H134V244H133ZM139 242H141V243H139ZM154 242V243H153ZM165 242V243H164ZM16 243V244H15ZM31 243H33V244H31ZM39 243V244H38ZM43 243V244H42ZM50 244V245H48V244ZM79 243H81V244H79ZM84 243L86 244V246H88V248L84 245ZM94 243V244H93ZM106 243V244H105ZM138 243H139V245H138ZM148 243V244H147ZM160 243H163V244H165V245H163V244H160ZM225 243V244H224ZM8 244V245H7ZM17 244H18V246H17ZM23 244H24V246H23ZM27 244V245H26ZM45 244V245H44ZM52 244H54V245H52ZM55 244L57 245V246H55ZM67 244V245H66ZM74 244V245H73ZM79 244V245H78ZM91 244H93V245H91ZM136 244V245H135ZM140 244H142V245H140ZM159 244V245H158ZM217 244V245H216ZM219 244V245H218ZM221 244V245H220ZM63 245H64V247H63ZM91 245V246H90ZM103 245V246H102ZM135 245V246H134ZM177 243H176V246H175V248L177 247ZM260 245H262V246H260ZM4 246H5V248H4ZM13 246H15V247H13ZM76 246V247H75ZM131 246V247H130ZM137 246V247H136ZM142 246H144V247H142ZM148 246V247H147ZM164 246H165V248H164ZM29 247V248H28ZM44 247V248H43ZM47 247H49V248H47ZM56 247V248H55ZM69 247V248H68ZM74 247V248H73ZM83 247V248H82ZM89 247H91V248H89ZM101 247V248H100ZM142 249H140V248ZM4 248V249H3ZM10 248V249H9ZM13 248H14V250H13ZM24 248V249H23ZM40 248V249H39ZM51 248V249H50ZM53 248V249H52ZM61 248V249H60ZM64 248V249H63ZM67 248V249H66ZM157 248V249H156ZM256 248V249H255ZM263 248V249H262ZM17 249V250H16ZM20 249V250H19ZM26 249V250H25ZM32 249V250H31ZM35 249V250H34ZM44 249H45V251H44ZM47 249H48V251H47ZM50 249V250H49ZM56 249V250H55ZM77 251H76V250ZM94 249H97V251L96 250H94ZM156 249V250H155ZM160 249H162V250H160ZM204 249L205 248H203V253H201V255H200V259L202 260V264H213L214 262L213 261H209L208 259H206V257L204 256L205 254H204ZM258 249V250H257ZM260 249V250H259ZM262 249V250H261ZM13 250V251H12ZM22 250H24V251H22ZM29 250V251H28ZM71 250V251H70ZM80 250H82L81 252H80ZM87 250H89V251H87ZM96 251L95 253H94V251ZM99 250V251H98ZM146 250H148V251H146ZM154 250V251H153ZM160 250V251H159ZM164 250V251H163ZM8 251H10L9 253H8ZM15 251V252H14ZM34 251V252H33ZM52 253H51V252ZM54 251V252H53ZM58 253H57V252ZM158 251V252H157ZM7 252V253H6ZM29 252V253H28ZM39 252V253H38ZM49 252H50V254H49ZM74 252H76V253H74ZM101 254H100V253ZM175 253H174V255L176 256L177 255V253H176V251H174ZM6 253V254H5ZM15 253V254H14ZM16 253H18L17 255H16ZM80 254V255H78V254ZM87 253V254H86ZM94 255H93V254ZM99 253V254H98ZM159 253V254H158ZM161 253V254H160ZM10 254V255H9ZM20 254V255H19ZM25 254H26V256H25ZM30 254V255H29ZM31 254H32V256H31ZM37 256H36V255ZM52 254H54V256H52ZM56 254H58L57 256H56ZM66 254V255H65ZM69 254V255H68ZM72 256H71V255ZM74 254V255H73ZM75 254H76V257H75ZM147 254V255H146ZM154 254V255H153ZM2 255V256H1ZM5 255V256H4ZM8 257H7V256ZM16 255V256H15ZM19 255V256H18ZM22 255V256H21ZM41 255V256H40ZM47 255V256H46ZM61 255V256H60ZM65 257H64V256ZM84 255V256H83ZM88 255H89V257L91 258H89L88 257ZM159 255V256H158ZM4 256V257H3ZM10 256V257H9ZM43 256V257H42ZM68 256H70V258L68 257ZM77 256H78V258H77ZM94 256H95V258H94ZM202 256V257H201ZM16 259H15V258ZM17 257H19V258H17ZM35 257V258H34ZM59 257H60V259H59ZM93 257V258H92ZM98 257V258H99ZM148 257H149V259H148ZM157 257V258H156ZM204 257V258H203ZM4 258V259H3ZM24 260H23V259ZM30 259V260H28V259ZM47 258V259H46ZM57 258V259H56ZM85 260H84V259ZM88 258L90 259V260H88ZM97 258V259H98ZM155 258V259H154ZM263 258V259H262ZM13 259H14V262H16V263H14L13 262ZM35 259H37V260H35ZM38 259H40V260H38ZM65 259V260H64ZM81 259H83V260H81ZM4 260V261H3ZM6 260V261H5ZM21 260V261H20ZM28 260V262H26ZM42 260V261H41ZM47 260H49V261H47ZM147 260V261H146ZM150 260V261H149ZM155 262H154V261ZM208 261V262H206V261ZM18 261V262H17ZM23 261V262H22ZM41 261V263H39ZM53 261V262H52ZM3 262V263H2ZM7 262V263H6ZM11 262H13V263H11ZM36 262V263H35ZM38 262V263H37ZM71 262V263H70ZM77 262V263H76ZM213 262V263H212ZM261 263V264H262ZM215 264V263H214ZM264 264V263H263Z\"/></svg>", "mask_w": 264, "mask_h": 264}, {"label": "bare ground", "instance_id": "obj_2", "mask_svg": "<svg viewBox=\"0 0 264 264\" xmlns=\"http://www.w3.org/2000/svg\"><path fill=\"white\" fill-rule=\"evenodd\" d=\"M10 1H11V0H10ZM14 1H15V0H14ZM25 1H27V0H25ZM44 1H46V0H44ZM48 1H49V0H48ZM53 1H54V0H52V2H53ZM58 1H59V0H58ZM62 1H63V0H62ZM87 1H89V0H87ZM95 1H96V0H95ZM99 1H100V0H99ZM104 1H105V0H104ZM112 1H113V0H112ZM114 1H115V0H114ZM132 1H133V0H132ZM134 1H135V0H134ZM137 1H139V0H137ZM140 1H142V0H140ZM145 1H146V0H145ZM145 1H144V2H145ZM161 1H162V0H161ZM195 1H196V0H195ZM212 1H213V0H212ZM215 1H216V0H215ZM221 1H222V0H221ZM226 1H227V0H226ZM233 1H234V0H233ZM241 1H242V0H241ZM247 1H248V0H247ZM247 1H246V2H247ZM3 2H4V0L2 1V3H3ZM17 2H18V1H17ZM19 2H20V1H19ZM28 2H29V1H28ZM46 2H47V1H46ZM110 2H111V1H110ZM110 2H109V3H110ZM118 2H121V1H118ZM126 2H127V1H126ZM151 2H152V1H151ZM158 2H159V1H158ZM164 2H165V1H164ZM170 2H171V1H170ZM170 2H169V3H170ZM173 2H174V1H173ZM178 2L180 3L181 1H178ZM178 2H177V4H178ZM186 2H187V1H186ZM199 2H200V1H198V3H199ZM217 2H218V1H217ZM219 2H220V0H219ZM230 2H231V0H230ZM237 2L240 3V0H238ZM248 2H249V1H248ZM250 2H251V1H250ZM254 2H255V1H253V4H254ZM15 3H16V2H15ZM20 3H21V2H20ZM30 3H33V2H30ZM47 3H48V2H47ZM55 3H56V2H55ZM93 3H96V2H93ZM103 3H104V2H103ZM111 3H112V2H111ZM115 3H116V1H115ZM122 3H123V2H122ZM124 3H125V2H124ZM129 3H130V2H129ZM138 3H139V2H138ZM146 3H147V2H146ZM148 3H149V1H148ZM161 3H163V2H161ZM183 3H185V1L182 2L181 5H183ZM191 3H192V1H191ZM191 3H190V4H191ZM200 3H201V2H200ZM212 3H213V2H212ZM232 3H233V2H231V5H232ZM241 3H242V2H241ZM241 3H240V4H241ZM256 3H257V2H256ZM263 3H264V2H263ZM12 4H13V3H12ZM12 4H11V6H12ZM17 4H18V3H17ZM23 4H24V2H23ZM33 4H34V3H33ZM41 4H43V3H41ZM45 4H46V3H45ZM49 4H50V3H49ZM89 4H90V3H89ZM96 4H97V3H96ZM116 4H117V3H116ZM116 4H115L114 7H117ZM152 4H153V3H152ZM164 4H165V3H164ZM166 4H167V1H166ZM187 4H188V3H187ZM192 4H193V3H192ZM192 4H191L190 6H192ZM195 4H196V3H195ZM195 4H194V5H195ZM201 4H202V3H201ZM203 4H204V3H203ZM210 4H211V3H210ZM233 4H234V3H233ZM240 4H239V5H240ZM260 4H262V3H260ZM1 5H2V4H1ZM18 5H19V4H18ZM51 5H52V4H51ZM92 5H93V4H92ZM92 5H90L89 7H91ZM111 5H112V4H111ZM111 5H110V6H111ZM117 5H118V4H117ZM120 5H121V4H120ZM120 5H119V6H120ZM125 5H126V4H125ZM131 5H132V3H131ZM144 5H145V3L143 4V6H144ZM160 5H161V4H160ZM162 5H163V4H162ZM188 5H189V4H188ZM197 5H198V4H197ZM213 5H214V3H213ZM213 5H211V7H212ZM229 5H230V4H229ZM258 5H259V4H258ZM4 6H5V5H4ZM7 6H9V5H7ZM7 6H6V7H7ZM11 6H10V7H11ZM15 6H16V4H15ZM24 6H25V5H24ZM33 6H34V5H33ZM45 6H47V4H46ZM48 6H49V5H48ZM52 6H53V5H52ZM93 6H95V5H93ZM97 6H99V4H97ZM106 6H107V5H106ZM106 6H105V8H106ZM110 6H109V7H110ZM112 6H113V5H112ZM119 6H118V7H119ZM139 6H140V5H139ZM143 6H141V7H143ZM145 6H146V5H145ZM157 6H158V5H157ZM166 6H169V8H170L171 5L169 4V5H166ZM173 6H175L174 3H173ZM179 6H180V5H179ZM201 6L203 7L204 5H201ZM219 6H220V5H219ZM223 6H224V5H223ZM232 6H233V8H234V5H232ZM232 6H228V9H230V7L232 8ZM237 6H238V5H237ZM237 6H236V7H237ZM242 6H243V5H242ZM253 6H254V5H253ZM253 6H252V7H253ZM259 6H260V5H259ZM16 7H17V6H16ZM16 7H15V8H16ZM20 7H22V6H20ZM53 7H54V6H53ZM109 7H108V8H109ZM118 7H117V8H118ZM120 7H121V6H120ZM123 7H124V6H123ZM134 7H135V5H134ZM137 7H138V6H137ZM152 7H153V6H152ZM152 7H151V8H152ZM159 7H160V6H159ZM175 7H176V6H175ZM177 7H178V6H177ZM188 7H189V6H188ZM188 7H187V8H188ZM220 7H221V6H220ZM226 7H227V6H226ZM240 7H241V6H240ZM247 7H248V6H247ZM247 7H246V8H247ZM252 7H251V8H252ZM255 7H256V6H255ZM13 8H14V6H13ZM17 8H18V7H17ZM42 8H44V7H42ZM48 8H49V7H48ZM91 8H92V7H91ZM93 8H94V7H93ZM102 8H104V7H102ZM110 8H112V7H110ZM127 8H128V7H127ZM139 8H140V7H139ZM144 8H145V7H144ZM144 8H142V9H144ZM166 8H167V7H166ZM172 8H173V10H174V7H172ZM172 8H170V9H172ZM185 8H186V7H185ZM209 8H210V7H209ZM217 8H218V7H217ZM224 8H225V7H224ZM238 8H239V7H238ZM242 8H243V7H242ZM258 8H259V7H258ZM29 9H30V8H29ZM37 9H38V8H37ZM44 9H45V8H44ZM51 9H52V7H51ZM57 9H59V8H57ZM88 9H89V8H88ZM99 9H100V8H99ZM121 9H122V7H121ZM124 9H125V8H124ZM129 9H133V8H129ZM134 9H135V8H134ZM147 9H148V8H147ZM160 9H161V8H160ZM163 9H164V8H163ZM167 9H168V8H167ZM200 9H203V8L200 7L199 10H200ZM204 9H205V8H204ZM204 9H203V11H204ZM206 9H207V8H206ZM252 9H253V8H252ZM3 10H5V9H3ZM7 10H8V9H7ZM10 10H12V9H10ZM15 10H16V9H15ZM24 10H25V9H24ZM26 10H27V9H26ZM34 10H36V9H34ZM85 10H86V9H85ZM91 10H92V9H91ZM97 10H98V9H97ZM117 10H118V9H117ZM119 10H120V8H119ZM119 10H118V11H119ZM139 10H140V9H139ZM149 10H150V9H149ZM165 10H166V9H165ZM165 10H164V11H165ZM168 10H169V9H168ZM182 10H185V9H182ZM186 10H188V9H186ZM192 10H193V9H192ZM197 10H198V9H197ZM199 10H198V11H199ZM241 10H242V9H241ZM241 10H240V11H241ZM253 10H255V9H253ZM1 11H2V10H1ZM21 11H22V9H21ZM49 11H50V10H49ZM56 11H58V10H56ZM56 11H54V12L56 13ZM62 11H63V9L61 10V12H62ZM83 11H84V10H83ZM95 11H96V10H95ZM102 11H103V10H102ZM102 11H100V12H102ZM128 11H129V10H128ZM142 11H144V10H142ZM145 11H146V10H145ZM153 11H154V10H153ZM155 11H159V10H156V8H155ZM161 11H162V10H161ZM188 11H189V10H188ZM205 11H206V10H205ZM216 11H217V10H216ZM221 11H222V10H221ZM227 11H229V10H227ZM250 11H252V10L250 9ZM256 11H258V10L256 9ZM10 12H11V11H10ZM12 12H13V11H12ZM16 12H17V10H16ZM34 12H35V11H34ZM37 12H39V11H37ZM42 12H43V11H42ZM44 12H45V11H44ZM44 12H43V13H44ZM46 12H48V11H46ZM59 12H60V10H59ZM89 12H90V10H89ZM111 12H112V11H111ZM133 12H134V11H133ZM137 12H139V11L137 10ZM151 12H152V11H151ZM169 12H170V11H169ZM173 12H174V11H173ZM183 12H184V11H183ZM193 12H194V11H193ZM195 12H196V11H195ZM195 12H194V13H195ZM235 12H236V11H235ZM246 12H247V10H246ZM246 12H245V13H246ZM258 12H261V11H258ZM0 13H2V12H0ZM6 13H7V12H6ZM8 13H9V12H8ZM20 13H21V12H20ZM28 13H29V12H28ZM63 13H64V12H63ZM71 13H72V11H71ZM85 13H87V12L85 11ZM85 13H84V14H85ZM92 13H93V11H92ZM107 13L109 14V12H107ZM135 13H136V11H135ZM146 13H147V12H146ZM148 13L150 14V12H148ZM154 13H155V12H154ZM159 13H160V12H159ZM159 13H158V14H159ZM167 13H168V12H167ZM174 13H175V12H174ZM174 13H173V14H174ZM187 13H189V12H187ZM194 13H193V15H194ZM214 13H215V12H214ZM227 13H228V12H227ZM232 13H233V12H232ZM239 13H240V12H239ZM247 13H248V12H247ZM254 13H255V12H254ZM11 14H12V15L15 14V15L17 16L19 13H18V14H16V13L13 14V13H11ZM11 14H10V15H11ZM25 14H26V13H25ZM30 14H31V13H30ZM36 14H37V13H36ZM89 14H90V13H89ZM110 14H111V13H110ZM110 14H109L108 17H110ZM112 14H113V12H112ZM118 14H119V13H118ZM128 14H130V13H128ZM144 14H145V13H144ZM149 14H147V15H149ZM151 14H152V13H151ZM161 14H162V13H161ZM208 14H209V13H208ZM219 14H220V13H219ZM230 14H231V13H230ZM258 14H259V13H258ZM260 14H261V13H260ZM39 15H42V13H40ZM39 15H37V16H39ZM46 15H48V14H46ZM46 15H45V17H47ZM67 15H68V14H67ZM87 15H88V13H87ZM96 15H97V14H96ZM115 15H116V14H114V16H115ZM121 15H122V14H120V16H121ZM125 15H126V14H124V16H125ZM132 15H133V14H132ZM137 15H138V14H137ZM147 15H146V16H147ZM159 15H160V14H159ZM159 15H158V16H159ZM162 15H163V14H162ZM168 15H169V13H168ZM168 15H167V16H168ZM171 15H172V14H171ZM175 15H178V14L175 13ZM182 15H184V14L182 13ZM196 15H197V14H196ZM199 15H200V14H198V16H199ZM217 15H218V14H217ZM221 15H222V14H221ZM223 15H226V14H223ZM239 15H240V14H239ZM241 15H242V14H241ZM241 15H240V17L243 16V15H242V16H241ZM244 15H245V14H244ZM247 15H248V14H247ZM249 15H250V13H249ZM251 15H252V14H251ZM255 15H256V14H255ZM19 16H20V15H19ZM27 16H29V15L27 14ZM42 16L44 17V14H43ZM53 16H55V15H53ZM53 16H52V17H53ZM58 16H59V15H57V16L55 17V21H56V22H57V19H56V18H58ZM63 16H64V15H63ZM63 16L60 15V17H63ZM71 16H72V14H71ZM71 16H70V17H71ZM88 16H89V15H88ZM98 16H100V15H98ZM117 16H118V15H117ZM117 16H116V18H117ZM122 16H123V15H122ZM124 16H123V17H124ZM140 16H142V15H140ZM146 16H145V18H146ZM154 16H156V14H155ZM164 16H165V15H164ZM179 16H180V15H179ZM185 16H187V15H185ZM185 16H184V17H185ZM194 16H195V15H194ZM198 16H197V17H198ZM230 16H231V15H230ZM230 16H229V17H230ZM8 17H9V16H8ZM12 17H13V16H12ZM23 17H24V16H23ZM39 17H40V16H39ZM60 17H59V18H60ZM90 17H92V16H90ZM94 17H95V16H94ZM111 17H112V15H111ZM111 17H110V18H111ZM138 17H139V16H138ZM147 17H148V16H147ZM150 17H152V16H150ZM174 17H175V16H174ZM177 17H178V16H177ZM181 17H182V16H181ZM190 17H191V16H190ZM222 17H224V16H222ZM222 17H221V18H222ZM231 17H232V16H231ZM243 17H244V16H243ZM245 17H246V16H245ZM250 17H251V16H250ZM255 17H256V16H255ZM13 18H14V17H13ZM15 18H16V17H15ZM31 18H32V17H31ZM48 18H49V17H48ZM63 18H64V17H63ZM63 18H61V20H62ZM84 18H86V17H84ZM87 18H88V17H87ZM87 18H86V19H87ZM92 18H93V17H92ZM92 18H91V19H92ZM97 18H98V17L96 16V19H97ZM99 18H100V17H99ZM102 18H103V17H102ZM114 18H115V17H114ZM139 18H140V17H139ZM139 18H138V19H139ZM142 18H144V16H143ZM148 18H149V17H148ZM155 18H156V17H155ZM155 18L153 17V22L156 21ZM157 18H158V17H157ZM159 18H160V17H159ZM164 18H166V16H165ZM192 18H193V17H192ZM201 18L203 19V16H202ZM212 18H213V17H212ZM221 18H220V19H221ZM233 18H234V16H233ZM246 18H247V17H246ZM4 19H5V18H4ZM8 19H9V18H8ZM8 19H5V20H8ZM21 19H22V18H21ZM25 19H26V18H25ZM25 19H24V21H25ZM33 19H34V18H33ZM42 19H43V18H42ZM51 19L53 20V18H51ZM67 19H68V17H67ZM69 19H70V18H69ZM91 19H90V20H91ZM105 19H107V17H105ZM127 19H128V17L126 18V20H127ZM135 19H136V18H135ZM138 19H137V21H138ZM167 19H168V18H167ZM180 19L183 20L184 18H180ZM189 19H191V18H189ZM196 19H197V18H196ZM198 19H199V18H198ZM209 19H210V18H209ZM231 19H232V18H231ZM238 19H239V18H238ZM238 19H236V20H238ZM49 20H50V19H49ZM49 20H48V22H49ZM87 20H88V19H87ZM101 20H102V19H101ZM103 20H104V18H103ZM103 20H102V21H103ZM109 20H110V19H109ZM109 20H108V22H109ZM112 20H114V19H112ZM118 20H119V19H118ZM124 20H125V19H124ZM143 20H144V19H143ZM145 20H147V19H145ZM168 20L170 21V18H169ZM176 20H177V19H176ZM178 20H179V18H178ZM178 20H177V21H178ZM181 20H179L178 22H180ZM191 20H192V19H191ZM211 20H212V19H211ZM211 20H210V21H211ZM214 20H215V19H214ZM214 20H213V21H214ZM226 20H227V19H226ZM234 20H235V19H234ZM242 20H243V19H242ZM251 20H252V19H251ZM262 20H263V18H262ZM8 21H9V20H8ZM10 21H11V20H10ZM13 21H14V20H12V22H13ZM17 21H18V20H17ZM21 21H22V20H21ZM21 21H20V22H21ZM32 21H33V20H32ZM43 21H44V19H43ZM58 21H59V20H58ZM83 21H84V19H83ZM92 21H93V24H94V21H96V20H95V19H92ZM114 21H115V20H114ZM119 21H120V20H119ZM121 21H122V20H121ZM127 21H128V20H127ZM135 21H136V20H135ZM141 21H142V20H141ZM157 21H158V20H157ZM161 21H162V19H161ZM161 21H160V22H161ZM163 21H164V19H163ZM163 21H162V22H163ZM173 21H174V20H173ZM185 21H186V20H184V22H185ZM192 21H193V20H192ZM201 21H202V20H200V22H201ZM205 21H206V20H205ZM207 21H208V20H207ZM213 21H212V22H213ZM227 21H228V20H227ZM243 21H244V20H243ZM245 21H246V20H245ZM6 22H7V21H6ZM28 22H29V21H27V23H28ZM30 22H31V21H30ZM40 22H41V21H40ZM48 22H47V23H48ZM52 22H54V21H52ZM62 22H64V21L62 20ZM65 22H66V21H65ZM65 22H64V23H65ZM68 22H71V20H70V21H67V24H68ZM73 22H76V21L73 20ZM73 22H72V23H73ZM142 22H144V21H142ZM146 22H147V21H146ZM170 22H171V21H170ZM178 22H177V23H178ZM193 22L196 23L195 21H193ZM202 22H203V21H202ZM232 22H233V21H232ZM236 22H237V21H236ZM240 22H241V21H240ZM262 22H263V21H262ZM1 23H3V22L1 21ZM8 23H9V22H8ZM13 23H14V22H13ZM16 23H19V22H16ZM44 23H45V22H44ZM54 23H55V22H54ZM54 23H53V24H54ZM58 23H59V22H58ZM77 23H78V22H77ZM87 23H88V22H87ZM90 23H91V22H90ZM95 23H96V22H95ZM116 23H117V22H116ZM119 23H120V22H119ZM122 23H124V22H122ZM126 23H127V22H126ZM126 23H125V24H126ZM128 23H129V22H128ZM138 23H139V21H138ZM147 23H148V22H147ZM147 23H146V25H147ZM157 23H159V22H157ZM172 23H173V22H172ZM194 23H193V25H194ZM226 23H227V22H226ZM245 23H246V22H245ZM245 23H244V24H245ZM249 23H250V22H249ZM4 24H5V22H4ZM31 24H34V23H32V22H31V23H28V25L26 24V26H29V25H31ZM48 24H49V23H48ZM51 24H52V23H50V25H51ZM55 24H56V23H55ZM69 24H70V23H69ZM98 24H100V22H98ZM102 24L104 25L103 22H102ZM108 24H109V23H108ZM111 24H112V23H111ZM113 24H114V23H113ZM117 24H118V23H117ZM130 24H131V23H130ZM134 24H136V23H134ZM140 24H141V22H140ZM164 24H166V23H164ZM170 24H171V23H170ZM181 24H183V22H182ZM181 24H180V25H181ZM186 24L188 25V24H192V23H186ZM203 24H204V23H203ZM223 24H224V23H223ZM230 24H231V23H230ZM241 24H242V23H241ZM250 24H251V23H250ZM252 24H254V23H252ZM1 25H2V24H1ZM44 25H45V24H44ZM86 25H87V24H86ZM91 25H92V24H91ZM91 25L89 24V26H91ZM103 25H102V27H104ZM128 25H129V24H128ZM153 25H154V24H153ZM158 25H159V24H158ZM162 25H163V24H162ZM172 25H173V24H171V26H172ZM175 25H176V24H175ZM209 25H210V23H209ZM214 25H215V24H214ZM228 25H229V24H228ZM232 25H234V24H232ZM235 25H236V23H235ZM259 25H260V23H259ZM262 25H263V24H262ZM2 26H3V25H2ZM2 26H1V27H2ZM26 26H25V28H24V27H22V28L26 29ZM31 26H32V25H31ZM35 26H36V25H35ZM47 26H48V25H47ZM71 26H73V25H71ZM87 26H88V25H87ZM97 26H98V25H97ZM106 26H107V24H106ZM106 26H105V27H106ZM115 26H116V25H115ZM118 26L120 27V24H119ZM124 26H127V25H124ZM141 26L144 27L145 25L143 26V24H142ZM141 26H140V27H141ZM149 26H151V25H149ZM154 26H155V25H154ZM203 26H204V25H203ZM226 26H227V25H226ZM244 26H245V25H244ZM246 26H247V25H246ZM257 26H258V25H255V27H257ZM42 27H44V26L42 25L41 28H42ZM48 27H49V26H48ZM84 27H86V26L84 25ZM84 27H83V28H84ZM91 27H92V26H91ZM98 27H99V26H98ZM98 27H97V28H98ZM102 27H101V28H102ZM112 27H113V26H112ZM122 27H123V26H122ZM128 27H129V26H128ZM128 27H127V29H129ZM132 27H133V26H132ZM132 27H131V29H132ZM140 27H139V29H140ZM168 27H169V26H168ZM197 27H198V26H197ZM206 27H207V26H206ZM208 27H209V26H208ZM224 27H225V26H224ZM227 27H228V26H227ZM234 27H235V26H234ZM234 27H232V28H234ZM261 27H262V26H261ZM263 27H264V26H263ZM2 28H3V27H2ZM29 28H30V27H29ZM51 28H52V27H51ZM55 28L57 29L56 25H55ZM107 28H110V26L107 27ZM133 28H134V27H133ZM148 28H149V27H148ZM148 28H147V30H148ZM156 28H157V26H156ZM160 28H161V27H160ZM173 28H175V27H172V30H173ZM188 28H189V27H187V29H188ZM190 28H193V26H190ZM195 28H196V27H194V29H195ZM216 28H217V26H216ZM218 28H219V27H218ZM251 28H252V27H251ZM251 28H249V29L251 30ZM0 29H1V28H0ZM18 29H19V28H18ZM37 29H38V27H37ZM37 29H36V30H37ZM42 29H43V28H42ZM48 29H49V28H48ZM56 29H55V31H56ZM87 29H89V28L87 27ZM95 29H96V28H95ZM110 29H111V28H110ZM117 29H118V28H117ZM145 29H146V28H145ZM157 29H159V28H157ZM163 29H166V28L164 27ZM182 29H183V27H182ZM194 29H193V30H194ZM199 29H203V28H199ZM211 29H212V28H211ZM211 29H210V30H211ZM221 29H222V28H221ZM226 29H227V28H226ZM228 29H229V28H228ZM253 29H254V28H253ZM260 29H261V28H260ZM3 30H5V29H3ZM13 30H14V29H13ZM28 30H29V29H28ZM34 30H35V28H34ZM36 30H35V31H36ZM44 30H45V29H44ZM59 30H60V28H59ZM59 30L57 29V31H59ZM85 30H86V29H85ZM91 30H92V28H91ZM100 30H101V29H100ZM105 30H106V29H105ZM113 30L115 31L114 28H113ZM113 30H111L112 33H114ZM122 30H123V28H122ZM124 30H126V29L124 28ZM124 30H123V31H124ZM143 30H144V28H143ZM147 30H146V31H147ZM166 30H167V29H166ZM168 30H169V29H168ZM177 30H178V32H179V28H178ZM177 30L175 31V33L177 32ZM190 30H191V29H190ZM197 30H198V29H197ZM204 30H205V29H204ZM210 30H209V31H210ZM250 30H249V32H250ZM254 30H255V29H254ZM256 30H257V28H256ZM256 30H255V31H256ZM17 31H18V30H17ZM24 31H25V30H24ZM31 31H33V30H31ZM42 31H43V30H42ZM46 31H47V30H46ZM52 31H53V30H52ZM52 31H51V32H52ZM87 31H88V30H87ZM93 31H94V30H93ZM97 31H98V29L96 30V32H97ZM107 31H108V29H107ZM107 31H106V32H107ZM116 31H117V30H116ZM129 31L132 32L131 30H129ZM129 31L127 32V34L129 33ZM140 31H141V32H140ZM140 31H139V32L142 33V30H140ZM163 31H164V30H163ZM170 31H171V30H170ZM170 31H169V32H170ZM180 31H181V30H180ZM182 31H183V30H182ZM182 31H181V32H182ZM195 31H196V30H195ZM198 31H200V30H198ZM201 31H202V30H201ZM206 31H207V30H206ZM220 31H221V30H220ZM262 31H263V28H262ZM22 32H23V31H22V29H21L20 34H21ZM38 32H39V31H38ZM38 32H36V33H38ZM53 32H54V31H53ZM89 32H90V31H89ZM98 32L100 33V31H98ZM104 32H105V31H104ZM120 32H121V31H120ZM120 32H118V33L120 34ZM136 32H137V31H136ZM151 32H153V31L151 30ZM161 32H162V31H161ZM161 32L159 31L158 34H160ZM169 32H166V33H169ZM172 32H173V31H172ZM190 32H193V31H190ZM216 32H217V30H216ZM229 32L231 33L230 30H229ZM243 32H244V31H243ZM243 32H242V33H243ZM247 32H248V31H247ZM259 32H261V31H258V33H259ZM5 33H6V32H5ZM9 33H10V31H9ZM18 33H19V32H18ZM23 33H26V32H23ZM27 33H31V32L29 31V32H27ZM48 33H50V32L48 31ZM54 33H57V32H54ZM58 33H59V32H58ZM72 33H73V32H72ZM101 33H102V32H101ZM109 33H111V32L109 31ZM132 33H133V32H132ZM137 33H138V32H137ZM146 33H147V32H146ZM166 33H165V34H166ZM179 33H180V32H179ZM184 33L186 34V30H185L182 34H184ZM195 33H196V32H195ZM211 33H212V31H211ZM224 33H225V32H224ZM233 33H234V32H233ZM252 33H253V32H252ZM252 33H251V34H252ZM254 33H255V32H254ZM256 33H257V32H256ZM20 34H19V35H20ZM46 34H47V33H46ZM51 34H52V33H51ZM66 34H67V33H66ZM94 34H95V33H94ZM96 34H98V33H96ZM96 34H95V35H96ZM102 34H103V33H102ZM105 34H106V33H105ZM107 34H108V33H107ZM129 34H130V33H129ZM144 34H145V33H143V35H144ZM148 34H149V33H148ZM154 34H156V32L153 33L152 35H154ZM161 34H163V33H161ZM161 34H160V35H161ZM185 34H184V35H185ZM197 34H198V33H197ZM218 34H219V33H218ZM228 34H229V33H228ZM238 34H239V33H238ZM247 34H248V33H247ZM247 34H246V36H247ZM249 34H250V33H249ZM249 34H248V35H249ZM251 34H250V35H251ZM262 34H263V33H262ZM36 35H37V34H36ZM40 35H41V34H40ZM43 35H44V34H43ZM58 35H59V34H58ZM72 35H74V34H72ZM91 35H92V33H91ZM98 35H99V34H98ZM103 35H104V34H103ZM110 35H111V34H110ZM146 35H147V34H146ZM173 35H174V33H173ZM177 35H178V34H177ZM177 35H175V36H177ZM187 35H189V33H188ZM200 35H201V34H200ZM211 35H212V34H211ZM214 35H215V34H214ZM226 35H227V34H226ZM232 35H233V34H232ZM234 35H235V34H234ZM253 35H254V34H253ZM253 35H252V36H253ZM16 36H18V35H15V37H16ZM22 36H24V35H21V37H22ZM27 36H28V34H27ZM29 36H30V35H29ZM29 36H28V37H29ZM31 36L33 37L34 34H33V35L31 34ZM50 36H53V37L55 36V37H56L57 35H53V34L50 35V34H49V37H50ZM59 36H61V35H59ZM64 36H65V35H64ZM96 36H97V35H96ZM100 36H101V35H100ZM113 36H114V35H113ZM116 36H117V35H116ZM124 36H125V35H124ZM138 36H139V35H138ZM163 36H164V35H163ZM168 36H169V35H167L166 37H168ZM170 36H172V35H170ZM170 36H169V38H170ZM201 36H202V35H201ZM207 36H208V35H207ZM207 36H206V37H207ZM209 36H210V35H209ZM218 36H220V35H218ZM222 36H225V34L222 35ZM229 36H230V34H229ZM238 36H239V35H238ZM240 36H241V35H240ZM242 36H243V35H242ZM252 36H251V37H252ZM257 36H258V35H257ZM0 37H1V36H0ZM9 37H10V36H9ZM37 37H38V36H36V38H37ZM82 37H83V36H82ZM88 37H90V35H88ZM101 37H102V36H101ZM103 37H104V36H103ZM103 37H102V38H103ZM107 37H108V36H106L105 38H107ZM111 37H112V36H111ZM144 37H145V36H144ZM150 37H151V36H150ZM150 37H149V38H150ZM153 37H154V39H156L155 36H153ZM156 37H157V36H156ZM160 37H161V36H160ZM160 37H159V38H160ZM172 37H173V36H172ZM172 37H171V38H172ZM181 37H182V36H181ZM188 37H193V36H188ZM188 37H187V39H188ZM212 37H213V36H212ZM216 37H217V36H216ZM225 37H226V36H225ZM230 37H232V36H230ZM233 37H235V36H233ZM236 37H237V36H236ZM247 37H248V36H247ZM251 37H249V39H250ZM253 37H254V36H253ZM253 37H252V39H253ZM6 38H7V37H6ZM45 38H46V37H45ZM50 38H51V37H50ZM50 38H49V39H50ZM57 38H58V37H57ZM57 38H56V39H57ZM59 38H60V37H59ZM67 38H68V37H66L65 39H67ZM92 38H93V37H92ZM109 38H110V37H109ZM136 38H137V35H136ZM141 38H142V37H141ZM149 38H148V40H150ZM157 38H158V37H157ZM159 38H158V39H159ZM169 38H168V39H169ZM176 38H178V37H176ZM196 38H197V37H196ZM203 38H204V37H203ZM210 38H211V37H210ZM226 38H227V37H226ZM238 38H239V37H238ZM243 38H244V37H243ZM255 38H256V37H255ZM257 38L260 39L259 37H257ZM257 38H256V39H257ZM263 38H264V37H263ZM13 39H14V38H13ZM13 39H12V41H14ZM28 39H29V38H28ZM28 39H27V40H28ZM51 39H52V38H51ZM61 39H64V38L61 37ZM110 39H111V38H110ZM114 39H115V38H114ZM121 39H122V38H121ZM127 39H128V38H127ZM127 39H125V40H127ZM138 39H139V37H138ZM158 39H156V40L159 41ZM162 39H163V38H162ZM179 39H180V38H179ZM184 39H186V38H184ZM184 39H183V40H184ZM191 39H192V41H193V38H191ZM200 39H201V38H200ZM205 39H206V38H205ZM211 39H212V38H211ZM213 39H214V38H213ZM218 39H219V38H218ZM228 39H229V38H228ZM240 39H241V38H240ZM244 39H245V38H244ZM252 39H251V40H252ZM256 39H255L254 41H257V40H258V39H257V40H256ZM4 40H5V39H4ZM10 40H11V38H10ZM18 40L20 41L21 38L18 39ZM22 40H23V39H22ZM29 40H30V39H29ZM36 40H38V39H36ZM36 40H35V41H36ZM58 40H59V39H58ZM88 40H89V39H88ZM88 40L86 39V41H88ZM93 40H94V38H93ZM108 40H109V39H108ZM111 40H112V39H111ZM116 40H117V39H116ZM125 40H124V43L126 42ZM130 40H131V39H130ZM130 40H129V41H130ZM136 40H137V39H136ZM156 40H153V41H156ZM170 40H171V39H170ZM175 40H177V39H175ZM175 40H174V37H173V40H172V41H175ZM194 40H195V39H194ZM233 40H234V39H233ZM238 40H239V39H238ZM263 40H264V39H263ZM1 41H2V39H1ZM1 41H0V42H1ZM19 41H18V42H19ZM35 41L32 40L33 43H34ZM43 41H45V40L43 39ZM43 41L40 40V42H42V43H43ZM47 41H48V39H47ZM47 41H45V42H47ZM59 41H60V40H59ZM61 41H62V40H61ZM86 41H85V42H86ZM96 41H98V40H96ZM99 41H100V40H99ZM113 41H115V40H113ZM113 41H112V42H113ZM132 41H134V39H132ZM151 41H152V40H151ZM151 41H150V42H151ZM162 41H163V40H162ZM166 41H167V40H166ZM179 41H182V40L180 39ZM187 41H188V40H187ZM187 41H186V42H187ZM190 41H191V40H190ZM192 41H191V42H192ZM195 41H197V40H195ZM201 41H203V40H201ZM206 41H209V40H206ZM227 41H228V40H227ZM235 41H236V40H235ZM243 41H245V40H243ZM246 41H247V40H246ZM246 41H245V42H246ZM260 41H262V39H260ZM14 42H15V41H14ZM23 42H24V40H23ZM28 42H30V41H28ZM28 42H27V43H28ZM45 42L43 43L44 45H45ZM49 42H50V41H49ZM55 42H56V43H54V45L56 46V45H57V40H56ZM74 42H79V41H76V40H75ZM102 42H103V40H102ZM130 42H131V41H130ZM140 42H141V41H140ZM142 42H143V41H142ZM223 42H224V41H223ZM231 42H232V41H231ZM237 42H238V41H237ZM237 42H236V43H237ZM239 42L242 43V41H239ZM239 42H238V43H239ZM8 43H9V42H8ZM8 43H6V44H8ZM16 43H17V42H16ZM20 43H21V42H20ZM25 43H26V42H25ZM38 43H39V42H38ZM100 43H101V42H100ZM108 43H109V42H108ZM113 43H115V42H113ZM138 43H139V42H138ZM146 43H147V42H146ZM146 43H144V46H146V45L149 46V44H146ZM148 43H149V42H148ZM151 43H152V42H151ZM168 43H170V42H168ZM168 43H167V44H168ZM194 43H196V42H194ZM199 43H200V42H199ZM203 43H204V42H203ZM224 43H225V42H224ZM228 43H229V42H228ZM233 43H234V42H233ZM236 43H235V44H236ZM247 43H248V42H246V45H248ZM252 43H253V42H252ZM261 43H262V42H261ZM263 43H264V42H263ZM10 44H11V43H10ZM21 44H22V43H21ZM47 44H49V43H47ZM51 44H52V43H51ZM60 44H65V43L63 42V43H60ZM60 44L58 43V45H60ZM83 44H86V43L83 42ZM88 44H89V43H88ZM104 44H105V43H104ZM104 44H103V45H104ZM109 44H110V43H109ZM116 44H117L116 46L118 47V44H120V43H116ZM145 44H146V45H145ZM157 44H158V43H157ZM157 44H156V45H157ZM165 44H166V43H165ZM171 44H173V43H171ZM171 44H170V45H171ZM181 44H184V43H181ZM197 44H198V43H197ZM216 44H217V43H216ZM229 44H231V43H229ZM0 45H1V44H0ZM22 45H23V47H24V43H23ZM32 45H33V44H32ZM37 45H39V44H37ZM40 45L42 46V44H40ZM49 45H50V44H49ZM66 45H67V44H66ZM81 45H82V44H81ZM91 45L93 46V43H92ZM91 45H90V46H91ZM127 45H128V44H127ZM184 45H186V43H185ZM184 45H183V47H185ZM189 45H191V47H192V43L189 44ZM195 45H196V44H195ZM195 45H194V46H195ZM200 45H201V44H200ZM214 45H215V42H214ZM222 45H223V44H222ZM227 45H228V44H227ZM231 45H232V44H231ZM250 45H251V44H250ZM252 45H253V44H252ZM12 46H13V45H12ZM12 46H11V47H12ZM14 46H15V45H14ZM19 46H20V44H19ZM29 46H30V44H29ZM47 46H48V45H47ZM47 46H46V48H47ZM52 46H53V45H52ZM55 46H54V47H55ZM61 46H62V45H60V48H61ZM63 46H64V45H63ZM63 46H62V47H63ZM76 46H77V45H76ZM87 46H88V45H87ZM90 46H89V47H90ZM92 46H91V47H92ZM95 46H96V45L94 44L93 47L95 48ZM100 46H101V45H100ZM123 46H125V45H123ZM141 46H143V45H141ZM168 46H169V45H168ZM175 46H177V44H176ZM186 46H187V45H186ZM209 46H210V45H209ZM209 46H208V47H209ZM215 46H216V45H215ZM215 46H214V47H215ZM220 46H221V45H219V47H220ZM229 46H230V45H229ZM234 46H235V45H234ZM239 46H242V45H240V43H239ZM239 46H238V47H239ZM243 46H244V43H243ZM254 46H255V45H254ZM260 46H261V45H260ZM8 47H9V44H8ZM16 47H17V46H16ZM27 47H28V46H27ZM30 47H31V46H30ZM32 47H33V46H32ZM56 47H57V46H56ZM64 47H65V46H64ZM79 47H80V46H78V48H79ZM81 47H82V46H81ZM81 47H80V48H81ZM85 47H86V46H85ZM93 47H92V48H93ZM128 47H129V45H128ZM130 47H131V46H130ZM135 47H136V46H135ZM155 47H156V46H155ZM162 47H163V46H162ZM191 47H190V50L192 49ZM204 47H205V46H204ZM226 47H227V46H226ZM238 47H237V48H238ZM258 47H259V46H258ZM5 48H6V47H5ZM9 48H10V47H9ZM17 48H18V47H17ZM17 48H16V51H17ZM19 48H20V47H19ZM38 48H39V47H38ZM42 48H44V47H42ZM42 48L40 47V50H41ZM78 48H77V49H78ZM86 48H87V47H86ZM111 48H112V47H111ZM114 48L116 49L115 46H114ZM136 48H137V47H136ZM142 48H143V47H142ZM144 48H146V47H144ZM144 48H143V49H144ZM153 48H154V46H153ZM156 48L159 49V45H158ZM193 48H194V47H193ZM197 48H198V47H197ZM206 48H207V46H206ZM217 48H218V47H217ZM245 48H246V49H249V48H247V47H245ZM245 48H244V49H245ZM250 48H251V46H250ZM253 48H254V47H252L251 49L253 50ZM49 49H51V48L49 47ZM49 49H48V50H49ZM54 49H55V48H54ZM54 49H53V50H54ZM77 49H76V50H77ZM147 49H148V48H147ZM147 49H146V50H147ZM151 49H152V48H151ZM164 49H165V48H164ZM213 49H214V48H213ZM227 49H228V48H227ZM227 49H226V50H227ZM241 49H243V48H241ZM261 49H262V48H261ZM0 50H1V49H0ZM20 50H21V49H20ZM24 50H25V49H24ZM26 50H27V48H26ZM29 50H30V49H29ZM31 50H32V48H31ZM31 50H30V52H29V51H28V52L31 53ZM34 50H35V49H34ZM46 50H47V49H46ZM59 50H60V49H59ZM76 50H75V51H76ZM78 50H79V49H78ZM81 50H82V48H81ZM97 50H98V49H97ZM102 50H103V49H102ZM120 50H121V49H120ZM146 50H145V51H146ZM152 50H153V49H152ZM154 50H155V48H154ZM160 50H161V49H160ZM162 50H163V49H162ZM162 50H161V52H160V56H161ZM175 50H176V49H175ZM175 50H174L173 52H175ZM182 50H183V49H182ZM184 50H187V49L184 48ZM193 50H194V49H193ZM205 50H206V49H205ZM209 50H210V49H209ZM218 50H219V49H218ZM223 50H224V48H223ZM249 50H250V49H249ZM249 50H247V51H249ZM1 51H2V50H1ZM8 51H9V50H8ZM14 51H15V50H14ZM14 51H13V52L11 51V52L14 54ZM21 51H22V50H21ZM41 51H44V50H41ZM79 51H80V50H79ZM83 51H85V50H83ZM87 51H89V48H88ZM94 51H95V50H94ZM99 51H100V50H99ZM111 51H112V50H111ZM122 51H123V50H122ZM135 51H136V50H135ZM158 51H159V50H158ZM158 51L156 50V52H158ZM164 51H165V50H164ZM178 51H180V49H179ZM200 51H201V50H200ZM214 51H215V50H214ZM221 51H222V50H221ZM221 51H220V52H221ZM242 51H243V50H241V52H242ZM244 51H245V50H244ZM258 51H259V50H258ZM22 52H23V51H22ZM25 52H26V51H25ZM36 52H37V51H36ZM39 52H40V51H39ZM39 52H38V53H39ZM45 52H46V51H45ZM51 52H53V51H50V53H51ZM92 52H93V51H91V54H92ZM96 52H97V51H96ZM105 52H106V51H105ZM115 52H116V51H115ZM147 52H148V51H147ZM147 52H146V53H147ZM156 52H154V53H156ZM165 52H166V51H165ZM197 52H199V51H197ZM224 52L226 53V51H224ZM236 52H237V51H236ZM252 52H255V51H252ZM252 52H251V53H252ZM259 52H260V51H259ZM17 53H20V52H17ZM53 53H54V52H53ZM62 53H63V51H62ZM74 53H75V52H74ZM93 53H94V52H93ZM100 53H101V52H100ZM122 53H124V52H122ZM140 53H141V51H140ZM143 53H144V52H143ZM150 53H152V52H150ZM179 53L181 54V52H179ZM203 53H205V52L203 51V52H202V55H203ZM216 53H217V51H216ZM221 53H223V52H221ZM238 53H239V52H238ZM242 53H243V52H242ZM255 53H256V52H255ZM261 53H262V52H261ZM8 54H9V53H8ZM21 54H23V53H21ZM24 54H25V53H24ZM41 54H42V52H41ZM63 54H64V53H63ZM87 54H88V53H87ZM114 54H115V53H114ZM119 54H120V53H119ZM138 54H139V53H138ZM141 54H142V53H141ZM141 54H139V55H141ZM162 54H163V53H162ZM164 54H165V53H164ZM166 54H167V53H166ZM166 54H165V55H166ZM172 54H174V53H172ZM176 54H177V53H176ZM188 54H189V53H188ZM194 54H195V53H194ZM196 54H197V53H196ZM211 54H212V53H211ZM217 54H219V52H218ZM230 54H231V53H230ZM232 54H234V53H232ZM232 54H231V55H232ZM239 54H240V53H239ZM263 54H264V53H263ZM263 54H262V55H263ZM6 55H7V54H6ZM25 55H26V54H25ZM27 55H28V53H27ZM37 55H38V54H37ZM79 55H80V54H79ZM84 55H85V54L83 53L82 56H84ZM92 55H94V54H92ZM111 55H112V54H111ZM156 55H157V54H156ZM174 55H175V54H174ZM198 55H199V54H198ZM200 55H201V54H200ZM204 55H205V54H204ZM206 55H207V54H206ZM209 55H210V54H209ZM222 55H223V54H222ZM256 55H257V54H256ZM11 56H12V55H11ZM11 56H10V57H11ZM16 56L18 57V55H16ZM22 56H23V55H22ZM29 56H31V54H29ZM32 56H33V55H32ZM35 56H36V54L34 55V57H35ZM42 56H43V55H42ZM48 56H49V55H48ZM57 56H58V55H57ZM69 56H70V54H69ZM75 56H76V55H75ZM75 56H70V57H75ZM100 56H102V55H100ZM109 56H110V55H109ZM114 56H115V55H114ZM131 56H133V54H132ZM148 56H149V55H148ZM158 56H159V55H158ZM182 56H183V55H182ZM190 56H191V55H190ZM218 56H219V55H218ZM220 56H221V55H220ZM223 56H224V55H223ZM223 56H222V57H223ZM232 56H233V55H232ZM234 56H235V54H234ZM254 56H255V55H254ZM260 56H261V55H260ZM3 57H4V56H3ZM20 57H21V56H20ZM49 57H50V56H49ZM53 57H54V56H53ZM84 57H85V56H84ZM87 57H88V56H87ZM89 57H90V56H89ZM103 57H104V56H103ZM120 57H121V56H120ZM125 57H126V56H125ZM133 57H134V56H133ZM135 57H136V55H135ZM143 57H144V56H142V58H143ZM145 57H146V56H145ZM152 57L154 58L155 56H152ZM163 57H164V55H163ZM173 57H174V56H173ZM178 57H179V56H178ZM184 57H186V55H185ZM191 57H192V56H191ZM196 57H197V56H196ZM206 57H207V56H206ZM209 57H210V56H209ZM212 57H213V56H212ZM214 57H215V56H214ZM230 57H231V56H230ZM230 57H229V58H230ZM244 57H245V56H244ZM257 57L259 58V54L257 55ZM5 58H6V56H5ZM8 58H9V57H8ZM26 58H27V57H26ZM36 58H37V57H36ZM38 58H39V57H38ZM46 58H47V57H46ZM46 58H45V59H46ZM76 58L78 59V57H76ZM94 58H96V56H95ZM94 58H93V59H94ZM97 58H98V57H97ZM136 58H140V57L137 55ZM136 58H135V59H136ZM155 58H156V57H155ZM157 58L159 59V57H157ZM176 58H177V57H176ZM180 58H181V57H180ZM187 58H188V57H187ZM200 58H202V57H199V59H200ZM207 58H208V57H207ZM225 58H226V57H225ZM231 58H232V57H231ZM233 58H234V57H233ZM240 58H241V57H240ZM247 58H248V57H247ZM247 58H246V59H247ZM254 58H256V56H255ZM10 59H13V57L10 58ZM10 59H9V60H10ZM19 59H20V58H19ZM21 59H23V58H21ZM27 59H28V58H27ZM29 59H30V58H29ZM43 59H44V57H43ZM48 59H51V58H48ZM53 59H54V58H53ZM68 59H69V58H68ZM72 59H73V58H72ZM85 59H86V58H85ZM101 59H102V58H101ZM101 59H100V60H101ZM108 59H109V58H108ZM110 59H111V58H110ZM129 59H130V58H129ZM140 59H141V58H140ZM143 59H144V58H143ZM145 59H146V58H145ZM145 59H144V62H145ZM149 59H150V58H149ZM158 59H157V60H158ZM189 59H190V58H189ZM191 59H192V58H191ZM194 59H195V58H194ZM211 59H212V58H211ZM211 59H209V60H211ZM214 59H215V58H214ZM260 59H261V58H260ZM3 60H4V59H3ZM31 60H32V59H31ZM31 60H29V61L31 62ZM80 60H81V57H80ZM83 60H84V59H83ZM89 60L91 61V58H90ZM106 60H107V59H106ZM133 60H134V59H133ZM137 60H138V59H137ZM146 60H147V59H146ZM151 60H152V59H151ZM157 60H156V62H157ZM160 60H162V59H160ZM181 60H182V59H181ZM184 60H185V58H183L182 61H184ZM215 60H216V59H215ZM231 60H232V59H230V61H231ZM243 60H244V59H243ZM7 61H8V60H7ZM13 61H14V60H13ZM20 61H21V60H20ZM29 61H27V62H29ZM35 61H36V60H35ZM37 61H38V60H37ZM37 61H36V62H37ZM48 61H49V60H48ZM52 61H54V60H52ZM75 61H77V60H75ZM107 61H108V60H107ZM107 61H106V62H107ZM112 61H113V60H112ZM114 61H115V60H114ZM126 61H127V60H126ZM140 61H141V60H140ZM172 61H173V60H172ZM200 61H201V60H199V62H200ZM202 61H203V60H202ZM202 61H201V62H202ZM206 61H207V59H206ZM213 61H214V60H213ZM233 61H234V60H233ZM239 61H240V60H239ZM241 61H242V60H241ZM9 62H10V61H9ZM18 62H19V61H18ZM72 62H74V61H72ZM96 62H97V61H96ZM116 62H117V60H116ZM118 62H119V61H118ZM138 62H139V61H138ZM149 62H150V61H149ZM163 62H164V61H163ZM185 62H186V61H185ZM201 62H200V63H201ZM215 62H216V61H215ZM228 62H229V60H228ZM228 62H227V63H228ZM231 62H232V61H231ZM231 62H230V63H231ZM3 63H4V62H3ZM12 63H13V62H12ZM16 63H17V62H16ZM19 63H20V62H19ZM37 63L39 64V62H37ZM37 63H36V64H37ZM48 63H49V62H48ZM48 63L45 62V64H47V65H48ZM67 63H68V62H67ZM77 63H78V62H77ZM80 63H82V62H80ZM80 63H79V64H80ZM86 63H87V62H86ZM90 63H91V62H90ZM107 63L109 64V62H107ZM113 63H114V62H113ZM146 63H147V62H146ZM150 63H151V62H150ZM157 63H158V62H157ZM187 63H188V61H187ZM206 63H207V62H206ZM206 63H205V64H206ZM212 63H213V62H212ZM221 63H222V62H221ZM244 63H247V62L245 61ZM254 63H255V62H254ZM43 64H44V62H43ZM52 64H53V63H52ZM60 64H61V63H60ZM71 64H72V63H71ZM83 64H84V63H83ZM83 64H81V67H82ZM98 64H100V63H98ZM98 64L96 63V66H97ZM103 64H104V63H103ZM111 64H112V62H111ZM123 64H124V63H123ZM158 64H159V63H158ZM165 64H166V63H165ZM180 64H181V63H180ZM182 64H183V63H182ZM191 64H193V62H192ZM197 64H198V62H197ZM215 64H216V63H215ZM249 64H250V63H249ZM249 64H248V65H249ZM256 64H257V63H256ZM263 64H264V63H263ZM263 64H262V65H263ZM16 65H17V64H16ZM20 65H21V64H20ZM34 65H35V64H34ZM39 65H40V64H39ZM74 65H75V64H74ZM92 65H94V64H92ZM106 65H107V64H106ZM112 65H113V64H112ZM143 65H144V63H143ZM155 65H156V63H155ZM160 65H161V64H160ZM167 65H168V64H167ZM172 65H173V63H172ZM184 65H185V64H184ZM189 65H190V64H189ZM189 65H188V66H189ZM206 65H207V64H206ZM209 65H210V64H209ZM224 65H225V63H224ZM224 65H223V66H224ZM228 65H229V64H228ZM228 65L226 64L227 67H228ZM259 65H260V64H259ZM8 66H9V65H8ZM24 66H26V65H24ZM29 66H31V65H29ZM68 66H69V64H68ZM75 66H76V65H75ZM84 66H85V65H84ZM87 66H89V65H87ZM123 66H124V65H123ZM133 66H134V64H133ZM169 66H170V65H169ZM182 66H183V65H182ZM188 66H187V67H188ZM191 66H192V65H190V68H193V67H191ZM204 66H205V65H204ZM231 66H233V65H231ZM253 66H254V65H253ZM10 67H11V66H10ZM15 67H16V66H15ZM20 67H21V66H20ZM26 67H27V66H26ZM43 67H45V66H43ZM46 67H47V66H46ZM93 67H94V66H93ZM101 67L103 68V66H101ZM104 67H105V66H104ZM109 67H110V65H109ZM178 67H180V66H178ZM194 67H196V66H194ZM205 67H206V66H205ZM220 67H221V66H220ZM246 67H247V66H246ZM249 67H250V66H249ZM2 68H3V67H2ZM12 68H14V67H12ZM22 68H23V67H22ZM28 68H29V67H28ZM32 68H33V67H32ZM34 68H35V67H34ZM76 68H78V67H76ZM84 68H85V67H84ZM91 68H92V67H91ZM91 68H90V69H91ZM117 68H118V67H117ZM127 68H128V67H127ZM135 68H136V67H135ZM182 68H183V67H182ZM202 68H203V67H202ZM210 68H211V67H210ZM216 68H217V67H216ZM222 68H223V67H222ZM236 68H237V67H236ZM250 68H252V67H250ZM255 68H256V67H255ZM4 69H5V68H4ZM7 69H8V68H7ZM10 69H11V68H10ZM10 69H8V70L10 71ZM30 69H31V68H30ZM42 69H44V68H42ZM50 69H51V68H49V70H50ZM65 69H66V68H65ZM78 69H80V68H78ZM86 69H87V67L85 68V70H86ZM88 69H89V68H88ZM90 69H89V70H90ZM95 69H96V67H95ZM99 69H100V68H99ZM112 69H114V68H112ZM115 69H116V67H115ZM124 69L126 70V67H125ZM128 69H130V68H128ZM179 69H181V67H180ZM179 69H178V70H179ZM194 69H195V68H194ZM196 69H197V68H196ZM198 69H199V68H198ZM203 69H204V68H203ZM203 69H201V71H202ZM218 69H219V68H218ZM218 69H217V70H218ZM242 69H243V68H242ZM247 69H248V68H247ZM247 69L244 68L245 71H246ZM2 70H3V69H2ZM2 70H1V71H2ZM11 70H12V69H11ZM13 70H16V69H13ZM17 70H19V69L17 68ZM27 70H28V69H27ZM31 70H32V69H31ZM37 70H39L38 67H37ZM45 70H46V69H45ZM45 70H44V71H45ZM72 70H73V69H72ZM82 70H83V69H82ZM82 70H81V71H82ZM91 70H92V69H91ZM91 70H90V71H91ZM105 70H107V69H105ZM105 70H104V71H105ZM109 70H110V69H109ZM116 70H117V69H116ZM120 70H121V69H119V71H120ZM140 70H141V69H140ZM142 70H143V69H142ZM146 70H147V69H146ZM160 70H161V69H160ZM167 70H168V69H167ZM169 70H170V69H169ZM173 70H174V69H173ZM175 70H176V69H175ZM205 70H206V69H205ZM212 70H213V69H212ZM234 70H238V69H235V68H234ZM252 70H253V69H252ZM21 71H23V69H22ZM39 71H41V70H39ZM47 71H48V70H47ZM67 71H68V70H67ZM70 71H71V70H70ZM70 71H69V73H70ZM86 71H87V70H86ZM95 71H96V70H95ZM107 71H108V70H107ZM107 71H105V72H107ZM128 71H129V70H128ZM164 71H165V70H164ZM187 71H188V70H187ZM194 71H195V70H194ZM199 71H200V69L198 70V72H199ZM201 71H200V73H201ZM207 71H208V70H207ZM218 71H219V70H218ZM228 71H229V70H228ZM242 71H243V70H242ZM247 71H248V70H247ZM15 72H16V71H15ZM28 72H29V71H28ZM33 72H34V71H33ZM33 72H32V73H33ZM71 72H72V71H71ZM77 72H78V70H77ZM79 72H80V71H79ZM87 72H88V71H87ZM92 72H94V71L92 70ZM92 72H91V74H92ZM98 72H99V70H98ZM100 72H101V70H100ZM120 72H121V71H120ZM123 72H124V71H123ZM125 72H127V71H125ZM138 72H139V71H138ZM143 72H144V71H142V73H143ZM158 72H159V71H158ZM158 72H157V73H158ZM165 72H166V71H165ZM165 72H164V73H165ZM184 72H185V71H184ZM188 72H190V71H188ZM192 72H193V71H192ZM192 72H191V74H192ZM195 72H196V71H195ZM214 72H215V71H214ZM229 72H230V71H229ZM243 72H244V71H243ZM243 72H240V73H243ZM251 72H252V71H251ZM0 73H3V71L0 72ZM10 73H11V72H10ZM20 73H21V72H20ZM29 73H31V72H29ZM44 73H45V72H44ZM64 73H65V72H64ZM72 73H73V72H72ZM84 73H85V72H84ZM116 73H118V72H116ZM134 73H135V72H134ZM139 73H140V72H139ZM139 73H136V74L138 75ZM146 73H148V72H146ZM146 73L144 72V74H146ZM149 73H150V72H149ZM174 73H175V72H174ZM193 73H194V72H193ZM203 73H204V72H203ZM221 73H222V72H221ZM237 73H239V72H237ZM240 73H239V76H240ZM257 73H258V72H257ZM5 74H6V73H5ZM21 74H22V73H21ZM23 74H24V73H23ZM23 74H22V75H23ZM35 74H36V72H35ZM37 74H38V72H37ZM37 74H36V75H37ZM39 74H42V73H39ZM67 74H68V73H67ZM67 74H66V75H67ZM70 74H71V73H70ZM74 74H75V71H74ZM78 74H79V73H78ZM78 74H76V75H78ZM81 74H82V73H80V75H81ZM88 74H89V73H88ZM95 74H98V73L96 72ZM103 74H105V73H103ZM121 74H122V73H121ZM121 74H120V75H121ZM124 74H125V73H124ZM129 74H130V73L128 72V75H129ZM140 74H141V73H140ZM144 74H142V75H144ZM165 74H166V73H165ZM179 74H180V73H179ZM182 74H183V73H182ZM187 74H189V73H187ZM210 74H211V73H210ZM243 74H246V73H243ZM243 74H242V75H243ZM248 74H249V73H248ZM248 74H247V75H248ZM259 74H260V73H259ZM262 74H264V73H262ZM2 75H3V74H2ZM16 75H17V74H16ZM33 75H34V74H33ZM46 75H47V73H46ZM72 75H73V74H72ZM100 75H101V74H100ZM100 75H99V76H100ZM106 75H107V74H106ZM106 75H105V76H106ZM112 75H113V74H112ZM115 75H116V74H115ZM117 75H119V74H117ZM146 75H147V74H146ZM171 75H173V74H171ZM171 75H170V76H171ZM184 75H185V74H184ZM192 75H193V74H192ZM199 75H204V74H202V73L199 74V73H198V76H199ZM4 76H5V75H4ZM7 76H8V75H7ZM7 76H6V77H7ZM14 76H15V75H14ZM25 76H26V75H25ZM39 76H42V75H39ZM47 76H48V75H47ZM91 76H92V75H91ZM93 76H94V75H93ZM102 76H103V75H102ZM105 76H103V77L106 78ZM107 76H108V75H107ZM109 76H110V74H109ZM113 76H114V75H113ZM126 76H127V74H126ZM167 76H168V75H167ZM222 76H223V75H222ZM232 76H233V75H232ZM232 76H230V78H231ZM239 76H238V77H239ZM244 76H245V75H244ZM249 76H250V75H249ZM254 76H255V75H254ZM257 76H258V75H257ZM18 77H19V76H18ZM28 77H29V76H28ZM42 77H45V75L42 76ZM78 77H79V75H78ZM83 77H84V76H83ZM88 77H90V76L88 75ZM116 77H117V76H116ZM122 77H123V76H122ZM129 77H130V76H127V78H129ZM147 77H148V76H146V78H147ZM153 77H154V76H153ZM223 77H225V75H224ZM223 77H220V78H223ZM233 77H236V76H233ZM7 78H8V77H7ZM29 78H30V77H29ZM29 78H28V79H29ZM35 78H36V77H35ZM35 78H34V79H35ZM45 78H46V77H45ZM63 78H65V77H63ZM68 78H70L69 75H68ZM93 78H94V77H93ZM101 78H102V77H101ZM104 78H103L102 80H104ZM117 78H120V79H121V77H117ZM138 78H140V77H138ZM141 78H142V77H141ZM191 78H192V77H191ZM193 78H194V77H193ZM193 78H192V79H193ZM201 78H203V77H201ZM248 78H249V77H248ZM255 78H256V77H255ZM258 78H260V76H259ZM261 78H262V75H261ZM13 79H14V77H13ZM19 79L21 80L22 78H19ZM23 79H25V78H23ZM28 79H26V80L28 81ZM65 79H67V78H65ZM65 79H64V80H65ZM74 79H75V78H74ZM74 79H73V80H74ZM84 79H85V77H84ZM86 79H87V78H86ZM86 79H85V80H86ZM108 79H109V77H108ZM111 79H112V78H111ZM148 79H150V78H148ZM155 79H156V78H155ZM175 79H176V77H175ZM175 79H174V81H175ZM179 79H181V78H179ZM182 79H185V77L182 78ZM194 79H195V78H194ZM196 79H197V78H196ZM243 79H245V77H244ZM256 79H257V78H256ZM4 80L7 81V79H4ZM4 80H1V81H4ZM8 80H10V79H8ZM15 80H16V79H15ZM31 80H32V79H31ZM31 80H30V81H31ZM35 80H36V79H35ZM39 80L43 81L42 78H41V79L39 78ZM68 80H69V79H68ZM89 80H92V81H93L92 78L89 79ZM124 80L126 81L127 79H124ZM134 80H136V78H135ZM134 80H133V81H134ZM145 80H146V79H145ZM153 80H154V79H153ZM185 80H186V79H185ZM185 80H184V81H185ZM190 80H191V79H190ZM200 80H203V79H200ZM212 80H213V79H212ZM217 80H218V79H217ZM221 80H222V79H221ZM227 80H228V79H227ZM227 80H226V81H227ZM6 81H5V82H6ZM16 81H17V80H16ZM23 81H24V80H23ZM23 81H22V82H23ZM27 81H26V82H27ZM36 81H37V80H36ZM36 81H35V82H36ZM65 81H66V80H65ZM74 81H75V80H74ZM77 81H78V79H77ZM82 81H83V79H82ZM82 81H80V82H82ZM106 81H107V79H106ZM115 81H116V80H115ZM119 81H120V80H119ZM119 81H118V82H119ZM127 81H129V80H127ZM130 81H131V80H130ZM133 81H132V82H133ZM141 81H142V80H141ZM164 81H165V79H164ZM192 81H193V80H192ZM192 81H191V82H192ZM195 81H196V80H195ZM215 81H216V79H215ZM240 81H242V80H240ZM5 82H4V83H5ZM7 82H9V81H7ZM12 82H13V80H12ZM26 82H25V83H26ZM32 82H33V81H32ZM38 82H40V81H38ZM38 82H37V83H38ZM85 82H88V81H85ZM85 82H84V83H85ZM90 82H91V81H90ZM110 82H111V81H110ZM110 82H109V83H110ZM134 82H135V81H134ZM155 82H156V81H155ZM165 82H166V81H165ZM165 82H164V83H165ZM167 82H169V81L167 80ZM171 82H172V81H171ZM180 82H181V81H180ZM200 82H201V81H200ZM212 82H214V81H212ZM231 82H233V81H231ZM14 83H15V82H14ZM16 83H17V82H16ZM19 83L21 84V82H19ZM27 83H28V82H27ZM27 83H26V84H27ZM98 83H99V82H98ZM112 83H114V82H112ZM128 83H129V82H128ZM159 83H160V82H159ZM182 83H183V82H182ZM209 83H210V82H209ZM214 83H216V82H214ZM217 83H218V82H217ZM235 83H236V82H235ZM259 83H260V82H259ZM261 83H262V82H261ZM6 84H7V83H6ZM20 84H19V85H20ZM28 84H29V83H28ZM30 84H31L32 86H34V84H32V83H30ZM38 84H39V83H38ZM38 84H37V85H38ZM66 84H67V83H66ZM76 84H78V83H76ZM81 84H82V83H81ZM86 84H88V83H86ZM99 84H100V85H101V84L103 85V83H99ZM99 84H98V85H99ZM115 84H116V83H115ZM115 84H114V85H115ZM133 84L137 85L136 83H133ZM140 84H141V83H140ZM140 84H138V85H140ZM143 84H144V83H143ZM147 84H148V83H147ZM147 84H146V85H147ZM193 84H194V83H193ZM202 84H203V83H202ZM202 84H201V85H202ZM207 84H208V83H207ZM219 84H220V83H219ZM219 84H216V86L219 85ZM227 84H228V83H227ZM227 84H226V85H227ZM229 84H230V82H229ZM232 84H233V83H232ZM242 84H243V83H242ZM245 84H246V83H245ZM247 84H248V83H247ZM1 85H2V84H1ZM3 85H4V84H3ZM12 85H13V84H12ZM23 85H24V84H23ZM35 85H36V83H35ZM64 85H65V84H64ZM78 85H79V84H78ZM84 85H85V84H84ZM91 85H92V87H93V83H92ZM102 85H101V86H102ZM107 85H108V84H107ZM116 85H117V84H116ZM125 85H126V84H125ZM138 85H137V86H138ZM161 85H162V84H161ZM163 85H165V84H163ZM188 85H190V84H188ZM191 85H192V84H191ZM197 85H198V83H197ZM222 85H223V84H222ZM261 85H262V84H261ZM5 86H6V85H5ZM20 86H21V85H20ZM24 86L27 87L26 85H24ZM29 86H30V85H29ZM80 86H81V85H80ZM88 86H89V85H88ZM104 86H105V85H104ZM117 86H118V85H117ZM127 86H128V85H127ZM132 86H134V85H132ZM132 86L129 85V87H131V88H132ZM137 86H135V87L138 88ZM142 86H144V85H141L140 87H142ZM153 86H155V85H153ZM157 86H158V85H157ZM157 86H156V87H157ZM176 86H177V85H176ZM179 86H180V85H179ZM198 86H199V85H198ZM208 86H209V85H208ZM208 86H207V87H208ZM236 86H237V85H236ZM240 86H241V85H240ZM13 87H14V86H13ZM34 87H35V86H34ZM36 87H38V86H36ZM39 87H40V85H39ZM39 87H38V88H39ZM68 87H69V86H68ZM94 87H95V86H94ZM97 87H98V86H97ZM107 87H108V86H106V88H107ZM114 87H115V86H114ZM119 87H120V86H119ZM144 87H145V86H144ZM151 87H152V86H151ZM160 87H161V86H160ZM195 87H196V86H195ZM201 87H202V86H201ZM207 87H205V88H207ZM234 87H235V86H234ZM241 87H242V86H241ZM250 87H251V84H250ZM14 88H15V87H14ZM22 88H23V86H22ZM22 88H21V89H22ZM29 88H30V89H29ZM29 88H27V89H29L30 92H31L32 87H29ZM38 88H37V89H38ZM72 88H73V87H72ZM78 88H79V87H78ZM82 88H83V86H82ZM84 88L86 89V87H84ZM100 88H101V87H100ZM106 88H105V89H106ZM109 88H110V90H111V87H110V86H109ZM112 88H113V86H112ZM127 88H128V87H127ZM136 88H134V89H136ZM163 88H164V87H163ZM166 88H167V87H166ZM169 88H170V87H169ZM183 88H184V87H183ZM199 88H200V87H199ZM199 88H198V89H199ZM213 88H214V87H213ZM216 88H217V87H216ZM229 88H230V87H229ZM235 88H236V87H235ZM0 89H1V88H0ZM12 89H13V88H12ZM23 89H24V88H23ZM23 89H22V90H23ZM33 89L35 90V88H33ZM33 89H32V90H33ZM37 89H36V90H37ZM41 89H42V88H41ZM74 89H75V88H74ZM80 89H81V87H80ZM87 89H88V88H87ZM93 89H94V88H93ZM97 89H98V88H96V90H97ZM115 89H116V88H115ZM120 89H121V88H120ZM122 89H123V88H122ZM154 89H155V88H154ZM203 89H204V88H203ZM208 89L211 90V87L209 86ZM224 89H225V88H224ZM230 89H231V88H230ZM239 89H240V87H239ZM248 89H249V88H248ZM254 89H255V88H254ZM16 90H17V89H16ZM22 90H21V91H22ZM38 90H40V88H39ZM38 90H37V91H38ZM76 90H77V89H76ZM83 90H84V89H83ZM89 90H90V89H89ZM103 90H104V89H103ZM117 90H118V88H117ZM138 90H139V89H138ZM138 90H137V91H138ZM159 90H160V89H159ZM159 90H158V92L160 93ZM162 90H164V89H162ZM172 90H174V88L171 89V91H172ZM175 90H176V89H175ZM183 90H185V89H183ZM187 90H188V89H187ZM192 90H193V89H192ZM242 90H243V89H242ZM6 91H7V89H6ZM8 91H9V90H8ZM8 91H7V92H8ZM21 91H20V92H21ZM25 91H26V90H25ZM25 91H23V92H25ZM71 91H72V90H71ZM84 91H85V90H84ZM87 91H88V90H87ZM94 91H95V90H94ZM98 91H99V90H98ZM111 91H112V90H111ZM111 91H108V92L110 93ZM126 91H128V94H129V92H130V91H129V88H128V90H126ZM126 91H125V92H126ZM134 91H135V90H134ZM134 91H133V92H134ZM169 91H170V90H169ZM190 91H191V90H190ZM201 91H202V90H201ZM201 91H200V92H201ZM211 91H212V90H211ZM227 91H228V90H227ZM230 91H231V90H230ZM232 91H233V90H232ZM232 91H231V92H232ZM243 91H245V90H243ZM251 91H252V90H251ZM256 91H257V89H256ZM2 92H3V91H2ZM2 92H1V93H2ZM11 92H12V90H11ZM13 92H15V91H13ZM39 92H40V91H39ZM56 92H58V91H56ZM56 92H55V93H56ZM66 92H68V91H66ZM82 92H83V91H82ZM99 92H101V91H99ZM104 92H105V91H104ZM106 92H107V91H106ZM121 92H122V90H121ZM121 92H120V93H121ZM125 92L123 91V93H125ZM135 92H136V91H135ZM135 92H134V93H135ZM138 92H139V91H138ZM138 92H137V93H138ZM143 92H144V91H143ZM143 92H142V93H143ZM150 92H151V91H150ZM196 92H197V91H196ZM212 92H213V91H212ZM236 92H237V91H236ZM254 92H255V91H254ZM259 92H260V91H259ZM263 92H264V91H263ZM263 92H261V94H262ZM4 93H5V91H4ZM16 93H17V92H16ZM18 93H19V91H18ZM25 93H26V92H25ZM25 93H24V95H26L25 97H27V95L30 96V94H33L32 92H31L30 94H29V93H28V94H27V93L25 94ZM36 93H37V92H36ZM36 93H34V94H36ZM60 93H61V91H60ZM60 93H59V94H60ZM62 93H63V92H62ZM70 93H71V92H70ZM80 93H81V92H80ZM90 93H92V92H90ZM90 93H88V94H90ZM109 93H108V94H109ZM131 93H132V91H131ZM137 93H136V95H137ZM147 93H148V92H147ZM154 93H155V92H154ZM166 93H167V92H166ZM187 93H188V92H187ZM238 93H239V92H238ZM244 93H245V92H244ZM248 93H249V92H248ZM9 94H10V93H9ZM13 94H14V93H13ZM13 94H12V95H13ZM21 94H22V93H21ZM21 94H20V95H21ZM37 94H38V93H37ZM73 94L77 95L76 93H73ZM88 94H87V95H88ZM99 94H100V93H98V95H99ZM101 94H102V93H101ZM110 94H113V93H110ZM138 94H139V93H138ZM145 94H146V93H145ZM151 94H153V93H151ZM151 94H150V95H151ZM156 94H157V93H156ZM171 94H172V93H171ZM176 94H177V93H176ZM204 94H205L204 96L207 97V98H210V97H211V92H210L209 90H207V89H204ZM225 94H227V93H225ZM228 94H229V93H228ZM236 94H237V93H236ZM263 94H264V93H263ZM16 95H18V94H16ZM40 95H41V94H40ZM56 95H57V94H56ZM68 95H69V94H68ZM93 95H94V93H93ZM96 95H97V93H96ZM116 95H117V94H116ZM125 95L128 97L127 93H125ZM125 95H124V96H125ZM129 95H130V94H129ZM132 95H133V94H132ZM132 95H131V96H132ZM134 95H135V94H134ZM136 95H135V96H136ZM142 95H143V94H142ZM160 95H162V94H160ZM168 95H169V94H168ZM232 95H234V92H233ZM254 95H255V94H254ZM35 96H36V95H35ZM59 96H60V95H59ZM61 96H62V94H61ZM64 96H66V94H65ZM70 96H71V95H70ZM72 96H74V95H72ZM105 96H107V95H105ZM109 96H110V95H109ZM112 96H113V95H112ZM112 96H111V97H112ZM114 96H115V95H114ZM122 96H123V94L121 95V97H122ZM135 96H134V97H135ZM158 96H159V95H158ZM192 96H193V95H192ZM204 96H203V97H204ZM224 96H225V95H224ZM224 96H223V97H224ZM5 97H6V96H5ZM13 97H14V96H13ZM13 97H12V98H13ZM16 97H17V96H16ZM18 97H19V96H18ZM25 97H24V98H25ZM38 97H39V95H38ZM41 97H42V96H41ZM74 97H75V96H74ZM82 97H83V96H82ZM89 97H90V96H89ZM92 97H93V96H92ZM92 97H91V98H92ZM118 97H119V96H118ZM152 97H153V96H152ZM154 97H155V96H154ZM154 97H153V98H154ZM164 97H165V96H164ZM167 97H168V96H167ZM172 97H173V96H172ZM174 97H175V96H174ZM186 97H187V94H186ZM198 97H199V96H198ZM198 97H197V98H198ZM200 97H201V96H200ZM215 97H216V96H215ZM219 97H220V96H219ZM233 97H234V96H233ZM239 97H240V96H239ZM242 97H243V95H242ZM260 97H261V96H260ZM260 97H259V95H258V98H260ZM14 98H15V97H14ZM21 98H23L22 95H21ZM24 98H23V99H24ZM28 98H29V97H28ZM53 98H54V96H53ZM56 98H57V97H56ZM67 98H68V97H67ZM84 98H85V97H84ZM86 98H88V97H86ZM96 98H98V96H97ZM96 98H95V100H96ZM99 98H100V97H99ZM103 98H104V97H103ZM103 98H102V99H103ZM105 98H106V97H105ZM116 98H117V97H116ZM116 98H115V100H117ZM119 98H120V97H119ZM122 98H123V97H122ZM122 98H121V100H122ZM125 98H126V97H125ZM128 98H129V97H128ZM139 98H140V97H139ZM143 98H144V97H143ZM153 98H152V99H153ZM155 98H157V97H155ZM194 98H195V97H194ZM197 98H196V99H197ZM213 98H214V97H213ZM213 98H212V99H213ZM251 98H253V97H251ZM256 98H257V97H256ZM261 98H263V97H261ZM261 98H260V99H261ZM8 99H9V98H8ZM10 99H11V98H10ZM26 99H27V98H26ZM32 99H33V98H30V100H32ZM36 99H38V98H36ZM39 99H40V98H39ZM57 99H58V98H57ZM69 99H70V98H68V100H69ZM92 99H93V98H92ZM108 99H109V98H108ZM108 99H106V100H107V105H109ZM110 99H114V97H112V98H110ZM110 99H109V101H110ZM140 99H141V98H140ZM169 99H170V98H169ZM171 99H172V98H171ZM171 99H170V100H171ZM190 99H191V98H190ZM196 99H195V100H196ZM221 99H222V98H221ZM225 99H226V98H225ZM237 99H238V98H237ZM247 99H248V98H247ZM19 100H20V99H19ZM30 100H29V101H30ZM73 100H74V99H73ZM124 100H125V99H124ZM149 100H150V99H149ZM149 100H147V101H148V103L146 102L147 104H149ZM157 100H158V99H157ZM157 100H156V101H157ZM173 100H175V101H174V109H175L176 111H172V110H171V111H166V112L163 114V117H162L163 120H161V121H164L167 125H170L171 122L176 121V120H178V119H180V120L183 119L185 116H188L187 114H189L190 112L196 110V108H197L193 102L188 101V99L186 100V98H184V96H182V95H177L176 99H173ZM191 100H192V99H191ZM205 100H207V99H205ZM216 100H217V98H216ZM252 100H253V99H252ZM11 101H12V100H11ZM13 101H14V100H13ZM13 101H12V103H13ZM17 101H18V99L16 100V102H17ZM71 101H72V100H71ZM90 101H91V100H90ZM136 101L139 102V100H137V99H136ZM136 101H135V102H136ZM150 101H151V100H150ZM153 101H154V100H153ZM153 101H152V102H153ZM162 101H164V100H162ZM171 101H172V100H171ZM171 101H170V102H171ZM199 101H201V100H199ZM199 101H198V102H199ZM211 101H213V100H211ZM211 101H210L209 103H211ZM248 101H249V99H248ZM250 101H251V100H250ZM58 102H59V101H58ZM63 102H64V101H63ZM69 102H70V100H69ZM81 102H82V99H81ZM81 102H80V103H81ZM84 102H85V101H84ZM103 102H104V101H103ZM112 102H113V100H112L110 103H112ZM118 102H119V103H118L119 105H120V103H121V105L123 106V103H124V102H123V103L120 102V101H118ZM137 102H136V103H137ZM165 102H167V101H165ZM220 102H221V101H220ZM240 102H241V101H240ZM244 102H245V101H244ZM257 102H258V101H257ZM9 103H11V102H9ZM55 103H57L56 100H55ZM64 103H65V102H64ZM64 103H63V105H64ZM76 103H77V102H76ZM80 103H79V105H80ZM87 103H88V102H87ZM91 103H92V102H91ZM97 103H98V102H97ZM116 103H117V102H116ZM125 103H126V102H125ZM139 103H140V102H139ZM150 103H151V102H150ZM154 103L156 104V102H154ZM195 103H196V102H195ZM251 103H252V102H251ZM254 103H255V102H254ZM19 104H20V103H19ZM23 104H24V103H23ZM46 104H47V103H46ZM46 104H45V105H46ZM72 104H73V103H72ZM98 104H99V103H98ZM118 104H117V105H118ZM128 104H129V103H128ZM141 104H142V103H141ZM160 104H161V103H160ZM222 104H223V101H222ZM234 104H235V103H234ZM11 105H12V104H11ZM42 105H43V104H42ZM47 105H49V108H50L53 104H52L51 106H50V104H47ZM81 105H82V104H81ZM90 105H91V104H90ZM105 105H106V103H105ZM119 105H118V108L121 109L122 107H121V106L119 107ZM129 105H130V104H129ZM136 105H137V104H136ZM156 105H157V104H156ZM169 105H171V104L169 103ZM169 105H168V106H169ZM205 105H206V104H205ZM215 105H216V104H215ZM235 105H237V104H235ZM235 105H234L233 107H235ZM239 105H240V104H239ZM241 105H243V104H241ZM246 105H247V104H246ZM251 105H252V104H251ZM73 106H74V105H73ZM102 106H103V105H102ZM102 106H100V107H102ZM111 106H112V105H111ZM114 106L116 107V105H114ZM124 106H125V105H124ZM139 106H140V105H139ZM144 106H145V104H144ZM151 106H152V105H151ZM151 106H150V107H151ZM161 106L163 107V105H161ZM165 106H166V105H165ZM165 106H164V107H165ZM210 106H211V105H210ZM210 106H209V107H210ZM213 106H214V105H213ZM244 106H245V105H244ZM255 106H256V104H255ZM257 106H258V104H257ZM11 107H12V106H11ZM14 107H15V106H14ZM17 107H18V106H17ZM21 107H22V106H21ZM21 107H20V108H21ZM35 107H36V106H35ZM52 107H53V106H52ZM52 107H51V108H52ZM61 107L63 108L62 105H61ZM69 107H71V106H69ZM87 107H88V104H87ZM89 107H91V106H89ZM100 107H99V108L97 107V108L100 110ZM115 107H114V108H115ZM126 107H127V105H126ZM130 107H131V106H130ZM130 107H129V108H130ZM134 107H135V106H134ZM145 107H147V106H145ZM158 107H159V106H158ZM170 107H171V106H170ZM222 107H223V106H222ZM250 107H251V106H250ZM263 107H264V106H263ZM15 108H16V107H15ZM15 108H14V109H15ZM43 108L45 109L46 107H43ZM57 108H58V107H57ZM57 108H56V109H57ZM65 108H66V107H65ZM114 108H113V115L115 114V112H114ZM118 108H116V109H118ZM132 108H133V107H132ZM168 108H169V107H168ZM201 108H204V107L201 105ZM201 108H200V109H201ZM205 108H206V106H205ZM216 108H217V106H216ZM231 108H232V107H231ZM240 108H241V107H240ZM247 108H248V107H247ZM258 108H259V107H258ZM258 108H257V109H258ZM260 108H261V106H260ZM14 109H12V110H14ZM17 109H19V107L16 108V110H17ZM52 109H54V108H52ZM58 109H59V108H58ZM80 109H81V108H80ZM90 109H92V108H90ZM93 109H95V107H94ZM101 109H102V108H101ZM105 109H106V107H105ZM105 109H104V110H105ZM108 109H109V107H108ZM111 109H112V108H111ZM116 109H115V110H116ZM120 109H119V110H120ZM137 109H138V108H137ZM141 109H142V108H141ZM145 109H146V108H145ZM165 109H166V108H165ZM172 109H173V108H172ZM206 109H207V108H206ZM241 109H243V108H241ZM12 110H10V111H12ZM16 110H15V111H16ZM20 110H21V109H20ZM45 110H46V109H45ZM70 110H71V109H70ZM73 110H74V109H73ZM96 110H97V109H96ZM96 110H95V111H96ZM104 110H102V112H103ZM121 110H123V108H122ZM139 110H140V107H139L138 111H139ZM156 110H158V109H156ZM167 110H169V109H167ZM217 110H218V109H217ZM232 110H233V109H232ZM245 110H246V109H245ZM258 110H259V109H258ZM17 111H18V110H17ZM22 111H23V110H22ZM22 111H21V113H22ZM46 111H47V110H46ZM46 111H45V112H46ZM80 111H81V110H80ZM80 111H79V113H80ZM85 111H86V110H85ZM87 111H88V110H87ZM93 111H94V110H93ZM95 111H94V112H95ZM107 111H108V110H107ZM107 111H106V112H107ZM153 111L155 112V110H152L151 112L153 113ZM202 111H203V110H202ZM236 111H237V110H236ZM238 111H239V109H238ZM12 112H14V111H12ZM41 112H42V110L39 111V114H40ZM54 112H55V111H54ZM54 112H53V114L56 115V113H54ZM74 112H75V111H74ZM77 112H78V111H77ZM109 112H110V111H109ZM109 112H108V113H109ZM117 112H118V111H117ZM124 112H125V110H124ZM127 112H130V111L127 110ZM134 112H135V111H134ZM141 112H142V111H141ZM217 112H218V111H217ZM223 112H224V111H223ZM252 112H254V111H252ZM7 113H8V112H7ZM14 113L16 114V112H14ZM19 113H20V112H19ZM46 113H47V112H46ZM57 113H58V111H57ZM60 113H61V111H60ZM66 113H67V111H66ZM66 113H65V114H66ZM87 113H89V112H86V114H87ZM118 113H120V112H118ZM143 113H144V112H143ZM157 113H158V112H157ZM210 113H212V112H210ZM242 113H243V112H242ZM242 113H241V114H242ZM255 113H256V112H255ZM263 113H264V112H263ZM10 114H11V113H10ZM41 114H42V113H41ZM65 114H64V115H65ZM75 114L77 115L78 113L75 112ZM100 114H101V113H100ZM103 114L105 115V113H103ZM103 114H102V115H103ZM121 114L124 115L123 112H122ZM126 114L128 115V113H126ZM126 114H125V115H126ZM129 114H130V113H129ZM139 114H140V112H139ZM139 114H138V115H139ZM144 114H145V113H144ZM146 114H147V113H146ZM146 114H145V115H146ZM153 114H154V113H153ZM153 114H152V115H153ZM204 114H206V113H204ZM214 114H217V113H214ZM233 114H234V112H233ZM258 114H259V113H258ZM258 114H257V116H258ZM261 114H262V113H261ZM0 115H1V114H0ZM11 115H12V114H11ZM11 115H10V116H11ZM30 115H31V114H30ZM34 115H35V114H34ZM43 115H44V113H43ZM47 115H48V113L45 115V117H46ZM68 115H70V112H69ZM79 115H80V114H79ZM82 115H83V114H82ZM87 115H89V114H87ZM94 115H95V114H94ZM94 115H93V117H94ZM106 115H107V113H106ZM110 115H111V113H110ZM117 115H118V114H117ZM123 115H122V117H123ZM132 115H133V114L130 115L131 118L133 117ZM135 115H136V114H135ZM148 115H149V113H148ZM155 115H157V114H155ZM159 115H160V114H159ZM161 115H162V113H161ZM245 115H246V114H245ZM255 115H256V114H255ZM263 115H264V114H263ZM18 116H19V114H18ZM21 116H23V115H21ZM24 116H25V115H24ZM27 116H28V115H27ZM37 116L39 117L38 113H37ZM40 116H41V115H40ZM50 116H51V115H50ZM66 116H67V115H66ZM73 116H74V115H73ZM98 116H99V115H98ZM98 116H97V117H98ZM153 116H154V115H153ZM189 116H190V115H189ZM189 116H188V117H189ZM206 116H207V115H206ZM227 116H228V115H227ZM234 116H236V114H235ZM12 117H13V116H12ZM31 117H32V116H31ZM38 117H37V119H38ZM62 117H63V116H62ZM75 117H76V116H75ZM75 117H74V120H75ZM77 117H78V116H77ZM77 117H76V118H77ZM89 117H90V116H89ZM99 117H100V116H99ZM102 117H103V116H102ZM113 117H114V116H113ZM119 117H120V116H119ZM119 117H118V118H119ZM122 117H121V118H122ZM140 117H141V116H140ZM143 117H144V116H143ZM150 117H151V116L149 115V119H150ZM159 117H160V116H159ZM193 117H194V116H193ZM260 117H261V116H260ZM33 118H34V117H33ZM53 118H54V117H53ZM56 118H57V117H56ZM59 118L61 119V117H59ZM59 118H58V119H59ZM65 118H66V117H65ZM79 118H80V117H79ZM94 118H96V116H95ZM105 118H106V117H105ZM108 118H109V117H107V119H108ZM110 118H111V117H110ZM110 118H109V120H110ZM114 118H115V117H114ZM114 118H113V119H114ZM127 118H128V117H127ZM129 118H130V117H129ZM144 118H145V117H144ZM199 118H200V116H199ZM203 118H204V117H203ZM217 118H218V117H217ZM217 118H216V120H217ZM229 118H231V117H229ZM252 118H253V117H252ZM9 119H10V118H9ZM13 119H14V118H13ZM26 119H27V118H26ZM39 119H41V118H39ZM58 119H57V120H58ZM80 119H82V118H80ZM87 119H88V118H86L84 121H86ZM92 119H93V118H92ZM92 119H91V120H92ZM96 119H97V118H96ZM100 119H102V118H100ZM111 119H112V118H111ZM122 119H125V117H123ZM139 119H140V118H139ZM142 119H143V118H142ZM154 119L156 120V117H155ZM185 119H186V118H185ZM190 119H192V118H190ZM207 119L209 120V117H207ZM211 119H212V118H211ZM211 119H210V120H211ZM236 119H237V118H236ZM247 119H248V118H247ZM256 119H257V118H256ZM21 120H23V119L21 118ZM29 120H30V117H29ZM29 120H26L25 122H28ZM69 120H70V119H69ZM77 120H78V119H77ZM82 120H83V119H82ZM82 120H81L80 122H82ZM89 120H90V119H89ZM133 120H134V118H133ZM146 120H147V119H146ZM157 120H160V119H157ZM187 120H188V118H187ZM199 120H200V125H202L203 128L205 129V131L207 132V135H206V139H205V140L208 141V143H206V142L204 143L205 140L202 141V142H203L204 144H207V145L209 144L208 147L203 148L202 151H201V155H202V157H203V159H204V162H205L206 164H212V163L214 164V162H218V163H220V161H223V158H222L223 156H222L221 152L218 151V148L215 147V145H214V143H213V141H212L213 139H212V137H211L210 134H209V133H210L209 123H208L207 120H205V118H204V119H201V118H200ZM216 120H214V121H216ZM227 120H228V119H227ZM227 120H226V121H227ZM238 120H239V118H238ZM245 120H246V118H245ZM245 120H243V121H245ZM260 120H261V119H260ZM11 121H12V120H11ZM34 121H35V118H34ZM34 121H33V122H34ZM51 121H52V118H51ZM51 121H50V124H51ZM53 121H54V119H53ZM53 121H52V122H53ZM60 121H61V120H60ZM106 121H107V120H106ZM113 121H114V120H113ZM119 121H120V120H119ZM126 121H127V120H126ZM130 121H131V122H130ZM130 121H128V122L131 124V123H132V120H130ZM141 121H142V120H141ZM147 121H148V120H147ZM234 121H235V120H234ZM250 121H251V120H250ZM262 121H263V120H262ZM9 122H10V121H8V123H9ZM35 122H36V121H35ZM41 122H44V121H41ZM65 122H66V121H65ZM69 122H70V121H69ZM101 122H102V121H101ZM101 122H98V124H100ZM123 122H125V121L123 120ZM123 122H122V123H123ZM150 122L153 123V121H152L151 119H150ZM155 122H156V121H155ZM159 122H160V121H159ZM176 122H177V121H176ZM176 122H175V123H176ZM209 122H210V121H209ZM230 122H231V121H230ZM241 122H242V121H241ZM245 122H246V121H245ZM12 123H13V121H12ZM31 123H32V122H31ZM31 123H30V125H31ZM38 123H39V122H38ZM60 123H61V122H60ZM78 123H79V122H78ZM78 123H77V124H78ZM85 123H86V122H85ZM87 123H88V122H87ZM93 123H94V122H93ZM105 123H106V122H105ZM113 123H114V122H113ZM113 123H112V124H113ZM138 123H139V121L137 122V124H138ZM141 123H142V122H141ZM148 123H149V122H148ZM169 123H170V124H169ZM184 123H185V122H184ZM198 123H199V122H198ZM237 123H239V122H237ZM237 123H236V124H237ZM243 123H244V122H243ZM255 123H256V122H255ZM20 124H23V123H20ZM24 124H26V123H24ZM32 124H33V123H32ZM53 124H54V123H53ZM55 124H56V123H55ZM55 124H54V125H55ZM72 124H73V123H72ZM80 124H81V123H79V125H80ZM98 124H96V127H97V128H98V126H99ZM112 124H111V125H112ZM115 124H116V123H115ZM133 124H136V122L133 123ZM149 124H150V123H149ZM160 124L162 125V123H160ZM181 124H182V123H181ZM210 124H211V123H210ZM212 124H213V123H212ZM215 124H217V123H215ZM230 124H231V123H230ZM245 124H246V123H245ZM252 124H254V123H252ZM258 124H259V123H258ZM17 125H19V122H18ZM37 125H38V124H37ZM64 125H65V124H64ZM82 125H83V124H82ZM87 125H88V124H87ZM89 125H90V124H89ZM91 125H94V124H91ZM97 125H98V126H97ZM100 125H101V124H100ZM138 125H139V124H138ZM138 125H137V127H138ZM143 125L145 126V123H143ZM152 125H153V124H152ZM164 125H165V124H164ZM176 125H177V124H176ZM183 125H184V124H183ZM188 125H189V123L186 124V126H188ZM193 125H194V124H193ZM226 125H227V124H226ZM231 125H232V124H231ZM238 125H239V124H238ZM242 125H243V124H242ZM259 125H260V124H259ZM24 126H26V125H24ZM40 126H41V125H40ZM139 126H140V125H139ZM144 126H143V127H144ZM147 126H148V125H147ZM154 126H155V125H154ZM194 126H195V125H194ZM202 126H201V127H202ZM223 126H224V125H223ZM233 126H234V125H233ZM4 127H5V126H4ZM22 127H23V126H22ZM33 127H34V126H33ZM38 127H39V126H38ZM47 127H48V126H47ZM56 127H58V126H56ZM64 127H65V126H64ZM66 127H67V126H66ZM68 127H69V126H68ZM72 127H73V126H72ZM72 127H71V128H72ZM78 127H82V126H78ZM84 127H85V126H84ZM88 127H89V126H88ZM94 127H95V126H94ZM96 127H95V128H96ZM99 127L101 128V126H99ZM107 127H108V126H107ZM116 127L118 128V127H119V124H118ZM126 127H127V126H126ZM131 127H132V126H131ZM137 127H136V129H137ZM145 127H146V126H145ZM151 127H152V126H151ZM176 127H177V126H176ZM184 127H185V125H184ZM190 127H191V126H188V130H189ZM192 127H193V126H192ZM231 127H232V126H231ZM236 127H237V126H236ZM247 127H248V126H247ZM258 127H259V126H258ZM263 127H264V126H263ZM24 128H26V127H24ZM34 128H35V127H34ZM41 128H42V127H41ZM44 128H45V127H44ZM54 128H55V127H54ZM95 128H94V129H95ZM97 128H96V129H97ZM100 128H99V129H100ZM102 128H103V127H102ZM102 128H101V129H102ZM108 128H109V127H108ZM119 128H120V127H119ZM127 128H128V127H127ZM153 128H154V127H153ZM164 128H165V126H164ZM194 128H195V127H194ZM211 128H212V127H211ZM216 128H217V127H216ZM226 128H227V127H226ZM11 129H12V128H11ZM16 129H17V128H16ZM18 129H19V127H18ZM18 129H17V131H18ZM22 129H23V128H22ZM28 129H29V127H28ZM58 129H59V128H58ZM63 129H64V128H63ZM78 129H79V128H78ZM80 129H81V128H80ZM83 129H84V128H83ZM85 129H86V128H85ZM87 129H88V128H87ZM112 129H113V128H112ZM131 129H133V127H132ZM131 129H130V130H131ZM136 129H135V130H136ZM140 129H141V128H140ZM143 129H144V128H143ZM148 129H149V128H148ZM151 129H152V128H151ZM156 129H157V128H156ZM159 129H160V128H159ZM174 129H175V128H174ZM176 129H177V128H176ZM198 129H199V128H198ZM259 129H260V128H259ZM261 129H262V128H261ZM24 130H25V129H24ZM47 130H48V129H47ZM54 130H55V129H54ZM56 130H57V129H56ZM64 130H66V129H64ZM88 130H90V127H89ZM103 130H104V129H103ZM109 130H110V129H109ZM122 130H123V129H122ZM167 130H169V128H167L165 131H167ZM196 130H197V129H196ZM212 130H213V129H212ZM212 130H211V131H212ZM218 130H219V129H218ZM220 130H221V129H220ZM220 130H219V131H220ZM232 130H233V129H232ZM234 130H235V129H234ZM2 131H3V130H2ZM20 131H21V130H20ZM28 131H30V130H28ZM28 131H27V132H28ZM33 131H34V130H33ZM36 131H37V130H36ZM36 131H35V132H36ZM38 131H39V130H38ZM38 131H37V132H38ZM40 131H41V130H40ZM57 131H58V130H57ZM70 131H72V130H69V132H70ZM73 131H74V129H73ZM75 131H77V130H75ZM79 131H80V130H79ZM92 131H93V129H92ZM96 131H98V129H97ZM110 131H112V130H110ZM123 131H124V130H123ZM128 131H129V130H128ZM137 131H138V129H137ZM146 131H147V130H146ZM148 131H149V130H148ZM155 131H156V130H155ZM159 131H160V130H159ZM159 131H158V132H159ZM199 131H201V130H199ZM203 131H204V130H203ZM247 131H248V130H247ZM258 131H259V130H258ZM46 132H47V131H46ZM60 132H61V131H60ZM62 132L64 133V131H62ZM67 132H68V131H67ZM83 132H84V131H83ZM87 132H88V131H87ZM101 132H102V131H101ZM124 132H125V131H124ZM156 132H157V131H156ZM192 132H193V130H192ZM194 132H195V131H194ZM232 132H233V131H232ZM237 132H240V131H237ZM260 132H261V131H260ZM25 133H26V130H25ZM31 133H32V132H31ZM48 133H49V132H48ZM54 133H55V132H54ZM63 133H62V134H63ZM71 133H72V132H71ZM75 133H77V132H75ZM78 133H79V132H78ZM80 133H82V131H81ZM84 133H86V132H84ZM84 133H83V134H84ZM91 133H92V132H91ZM117 133H118V132H117ZM126 133H127V132H126ZM128 133H129V132H128ZM134 133H135V132H134ZM159 133H160V132H159ZM162 133H163V132H162ZM162 133H161V134H162ZM165 133H167V132H165ZM168 133H169V132H168ZM168 133H167V134H168ZM176 133H177V132H176ZM182 133H186V132H183V131H182ZM197 133H198V132H197ZM6 134H7V133H6ZM22 134H24V133L22 132ZM27 134H28V133H27ZM40 134H43V133L41 132ZM45 134L48 136L47 133H45ZM55 134H56V133H55ZM57 134H58V133H57ZM59 134H60V133H59ZM104 134H105V132H104ZM107 134H108V133H107ZM110 134H112V133L110 132ZM113 134H114V133H113ZM130 134H131V133H130ZM140 134H141V133H140ZM161 134H160V135H161ZM169 134H170V133H169ZM169 134H168V135H169ZM179 134H180V133H179ZM190 134H191V133H190ZM199 134H200V133H199ZM231 134H232V133H231ZM242 134H243V133H242ZM260 134H261V133H260ZM24 135H25V134H24ZM32 135H33V133H32ZM92 135H93V134H92ZM92 135H91V137H92ZM99 135H100V134H99ZM101 135H102V134H101ZM108 135H109V134H108ZM128 135H129V134H128ZM131 135H133V134H131ZM156 135H157V134H156ZM156 135H155V137H157ZM160 135H158V136H160ZM164 135H165V134H164ZM171 135H172V133H171ZM185 135H186V134H183V136H182L181 139L179 138V136H176V137H171V138H169L168 140L165 141L164 144L160 143V144H161L160 147H163V148H165V149H163V148H160V149L157 148V149H159V150H156V149H155V150H156L155 157H158V156H159L162 152H164V151H165V153L170 157V161H171V165H170V166H171V168L174 170V172H175V174H176V175H174V176H176V177L179 179L180 183L182 184V187H183L184 190H185L184 193L186 192L187 185L190 186V183L194 181V179H195V171H194V170L196 169V167H195V169H194L192 166H190V164H188V165L185 164V163L183 162V160L181 161V160L178 158L177 153L175 152V148L177 147V143H178V142H182V143H183V142L187 139ZM196 135H197V134H196ZM203 135H205V134H203ZM203 135H202V136H203ZM232 135H233V134H232ZM26 136H27V135H26ZM26 136H25V137H26ZM30 136H31V135H30ZM33 136H34V135H33ZM36 136H37V135H36ZM49 136H50V135H49ZM55 136H56V135H55ZM72 136H73V135H72ZM75 136H77V135H75ZM89 136H90V135H89ZM104 136H105V135H104ZM118 136H119V135H118ZM122 136H123V133H122ZM122 136L119 137V139L121 138V139L123 140ZM124 136H125V135H124ZM136 136H137V135H136ZM188 136H189V135H188ZM190 136H191V135H190ZM197 136H198V135H197ZM220 136H221V135H220ZM243 136H244V135H243ZM245 136H246V135H245ZM256 136H257V135H256ZM259 136H260V135H259ZM262 136H263V135H262ZM262 136H261V138H262ZM21 137H22V139H23V135H21ZM34 137H35V136H34ZM34 137H33V139H34ZM43 137H44V136H43ZM56 137H57V136H56ZM69 137H70V136H69ZM81 137H83V135H82ZM101 137H103V136H101ZM114 137H115V136H114ZM129 137H132V136H129ZM143 137H144V136H143ZM145 137H148V136H145ZM149 137H150V135H149ZM161 137H162V136H161ZM169 137H170V136H169ZM193 137H194V136H193ZM222 137H223V135H222ZM35 138H36V137H35ZM50 138H51V136L49 137V139H50ZM70 138H71V137H70ZM72 138H73V137H72ZM84 138H85V137H84ZM93 138H95V136H94ZM97 138H98V137H97ZM107 138H110V137L107 136ZM124 138H125V137H124ZM139 138H140V137H139ZM152 138H153V137H152ZM162 138H163V137H162ZM164 138H165V136H164ZM204 138H205V136H204ZM204 138H202V139H204ZM259 138H260V137H259ZM18 139H19V138H18ZM27 139H28V138H27ZM30 139H31V138H30ZM37 139H38V138H37ZM44 139H45V138H44ZM44 139H42V140L40 139L41 141H40V140H39V141L42 142ZM47 139H48V138H47ZM52 139H54V138H52ZM56 139H57V138H56ZM59 139H60V136H59ZM64 139H65V138H64ZM85 139H86V138H85ZM87 139H90V138L88 137ZM104 139H105V138H104ZM126 139H127V138H126ZM158 139H159V138H158ZM158 139H157V140H158ZM190 139H192V138H190ZM199 139H200V138H199ZM243 139H244V138H243ZM28 140H29V139H28ZM45 140H46V139H45ZM45 140H44V141H45ZM54 140H55V139H54ZM68 140H69V139H68ZM70 140H71V139H70ZM90 140H91V139H90ZM129 140H130V138L128 139V141H129ZM131 140H132V138H131ZM139 140H140V139H139ZM143 140H144V139H143ZM152 140H153V139H152ZM194 140H195V138H194ZM216 140H217V139H216ZM257 140H260V139H257ZM19 141H20V139H19ZM22 141H24V140H22ZM31 141H32V139H31ZM35 141H36V140H35ZM44 141H43V142H44ZM46 141H47V140H46ZM51 141H52V140H51ZM55 141H56V140H55ZM59 141H60V140H59ZM61 141H62V140H61ZM101 141H102V140H101ZM144 141H145L144 143L146 144V141H147V140H144ZM160 141H163V140H160ZM186 141H187V140H186ZM186 141H185V142H186ZM188 141H189V140H188ZM217 141H218V140H217ZM229 141H230V139H229ZM236 141H237V140H236ZM243 141H245V140H243ZM261 141H262V140H261ZM33 142H34V140H33ZM33 142H32V143H33ZM47 142H48V141H47ZM64 142H65V141H64ZM74 142H75V140H74ZM89 142H90V141H89ZM113 142H114V140H113ZM118 142H121V141H118ZM129 142H130V141H129ZM134 142H135V141H134ZM147 142L150 143V142H149V139H148ZM152 142H153V141H152ZM152 142H151V143H152ZM154 142H155V141H154ZM185 142H184V143H185ZM189 142H190V141H189ZM194 142H195V141H194ZM197 142L200 143L199 140H198ZM214 142H215V141H214ZM220 142H221V141H220ZM223 142H224V141H223ZM227 142H228V141H227ZM263 142H264V141H263ZM45 143H46V142H45ZM70 143H71V142H70ZM70 143H69V144H70ZM82 143H84V142H82ZM85 143H86V142H85ZM91 143H92V142H91ZM94 143H95V142H94ZM104 143H108V142H104ZM122 143H123V142H121L120 144L122 145ZM131 143H132V142H131ZM136 143H137V142H136ZM148 143H147V144H148ZM156 143L158 144V142H156ZM236 143H237V142H236ZM248 143H249V142H248ZM248 143H247V144H248ZM26 144H27V143H26ZM26 144H25V146H26ZM30 144H31V143H30ZM37 144H38V143H37ZM46 144H47V143H46ZM57 144H59V142H57ZM67 144H68V143H66V145H67ZM71 144H72V143H71ZM129 144H130V143H129ZM145 144H144V145H145ZM178 144H179V143H178ZM180 144H181V143H180ZM194 144H196V143H194ZM204 144H203V145H204ZM222 144H223V143H222ZM238 144H239V142H238ZM241 144H242V143H241ZM256 144H258V143H256ZM22 145H23V144H22ZM34 145H36V144H34ZM40 145H42V144H40ZM40 145L38 146V148H40ZM84 145H85V144H84ZM84 145H83V147H84ZM92 145H93V143H92ZM95 145H96V144H95ZM101 145H102V142H101L100 146H101ZM103 145H104V144H103ZM125 145H127V144H125ZM133 145H135V144H133ZM133 145H132V146H133ZM141 145H142V144H141ZM144 145H142V146H144ZM148 145H149V144H148ZM148 145H147V146H148ZM150 145H151V144H150ZM150 145H149V146H150ZM153 145H154V143H153ZM153 145H152V146H153ZM229 145H230V144H229ZM251 145H253V144H251ZM263 145H264V143H263ZM18 146H20V145H18ZM56 146H57V145H56ZM56 146H55V147H56ZM68 146H69V145H68ZM68 146H66V147L68 148ZM72 146H73V145H72ZM72 146H70V148H71ZM81 146H82V145H81ZM86 146H87V145H86ZM89 146H90V143H89ZM98 146H99V145H98ZM112 146H113V145H112ZM112 146H111V147H112ZM116 146H118V145H116ZM130 146H131V145H130ZM130 146H129V147H130ZM145 146H146V145H145ZM147 146H146V147H147ZM184 146H185V145H184ZM204 146H206V145H204ZM254 146H257V145H254ZM259 146H260V145H259ZM42 147H43V146H42ZM46 147H47V146H46ZM46 147H45V148H46ZM63 147H64V146H63ZM76 147H77V146H76ZM104 147H105V146H104ZM111 147H109V148H111ZM125 147H126V146H125ZM155 147H156V146H155ZM155 147H154V148H155ZM179 147H180V146H179ZM181 147H182V146H181ZM246 147H247V146H246ZM248 147H249V146H248ZM31 148H32V147H31ZM47 148H48V147H47ZM51 148H52V146H51ZM70 148H69V149H70ZM73 148H75V146H74ZM80 148H81V147H80ZM100 148H102V147H100ZM106 148H107V147H106ZM117 148H118V147H117ZM117 148H116V150H118ZM147 148H148V147H147ZM152 148H153V147H152ZM196 148H197V147H196ZM199 148H200V144H199ZM220 148H221V147H220ZM228 148H230V147H228ZM249 148H250V147H249ZM252 148H253V146H252ZM258 148H259V147H258ZM35 149H36V148H35ZM42 149H43V148H42ZM64 149L66 150V148H64ZM69 149H67V150H69ZM71 149H72V148H71ZM92 149H94V148H92ZM107 149H108V148H107ZM119 149H120V148H119ZM123 149H124V148H123ZM126 149H127V148H126ZM126 149H125V150H126ZM137 149H138V148H137ZM149 149H151V148H149ZM177 149H178V148H177ZM184 149H185V148H184ZM197 149H198V148H197ZM197 149H196V150H197ZM224 149H225V148H224ZM224 149H223V150H224ZM253 149H254V148H253ZM253 149H251V150H253ZM262 149H263V148H262ZM10 150H11V149H10ZM21 150H22V149H21ZM26 150H27V149H26ZM52 150H53V149H52ZM78 150H79V147H78ZM81 150H82V149H81ZM81 150H79V151H81ZM97 150H98V149H97ZM99 150H100V149H99ZM108 150H109V149H108ZM111 150H112V149H111ZM125 150H124V151H125ZM141 150H142V149H141ZM182 150H183V149H182ZM182 150H181V152H182ZM189 150H190V149H189ZM189 150H188V151H189ZM223 150H222V151H223ZM245 150H246V149H245ZM11 151H12V150H11ZM28 151H30V150H28ZM42 151H43V150H42ZM46 151H48V150L46 149ZM58 151H60V150H57V152H58ZM61 151H62V150H61ZM70 151H71V150H70ZM70 151H67V152L70 153ZM74 151H75V150H74ZM83 151H84V150H83ZM85 151H86V150H85ZM104 151H105V150H104ZM106 151H107V150H106ZM122 151H123V150H122ZM145 151H146V150H144V152H145ZM185 151H186V150H185ZM191 151H192V150H191ZM193 151H194V150H193ZM229 151H230V150H229ZM235 151H236V150H235ZM262 151H263V150H262ZM3 152H4V151H3ZM14 152H15V151H14ZM19 152H20V150H19ZM21 152H22V151H21ZM21 152H20V153H21ZM36 152H38V151H36ZM40 152H41V151H40ZM49 152H50V150H49ZM53 152H54V151H53ZM57 152H56V153H57ZM71 152H72V151H71ZM75 152H77V151H75ZM89 152H90V151H89ZM108 152H109V151H108ZM108 152H107V153H108ZM117 152H118V151H117ZM125 152H126V151H125ZM148 152H149V150H148ZM186 152H187V151H186ZM226 152H227V151H226ZM241 152H244V151H241ZM256 152H257V150H256ZM4 153H5V152H4ZM7 153L9 154V152H7ZM24 153H25V152H24ZM30 153H31V152H30ZM51 153H52V152H51ZM63 153H64V151H63ZM91 153H94V152H91ZM119 153H120V151H119ZM129 153H132V152H129ZM139 153H140V152H139ZM187 153H188V152H187ZM189 153H190V152H189ZM189 153H188V154H189ZM193 153H194V152H193ZM249 153H250V152H249ZM261 153H263V152H261ZM8 154H7V155H8ZM17 154H18V152H17ZM40 154H41V153H40ZM58 154H59V153H58ZM64 154H65V153H64ZM74 154H75V153H74ZM74 154H73V155H74ZM78 154H79V153H78ZM96 154H97V153H96ZM98 154H99V153H98ZM127 154H128V153H127ZM135 154H136V152H135ZM151 154H154V152L152 151ZM184 154H185V153H184ZM195 154H196V153H195ZM195 154H194V155H195ZM225 154H227V153H225ZM259 154H260V153H259ZM263 154H264V153H263ZM14 155H15V154H14ZM14 155H12V156H14ZM21 155H22V154H21ZM24 155H26V154H24ZM33 155H35V154H33ZM41 155H42V154H41ZM48 155H49V154H48ZM48 155H47V157H48ZM52 155H53V154H52ZM52 155H51V156H52ZM80 155H83V153L80 152ZM88 155H89V154H88ZM92 155H93V157H94L95 154H92ZM104 155H105V154H104ZM109 155H110V154H109ZM111 155H112V153H111ZM117 155H118V154H117ZM120 155L122 156L121 153H120ZM136 155H137V154H136ZM147 155L150 156V154H147ZM162 155H165V154H162ZM162 155H160V156H162ZM185 155H187V154H185ZM191 155H192V154H191ZM201 155H200V156H201ZM233 155H234V154H233ZM233 155H232V156H233ZM1 156H2V154H1ZM4 156H6V154H5ZM9 156H10V155H9ZM28 156H29V154H28ZM38 156H39V153H38L37 157H38ZM67 156H68V155H67ZM106 156H107V155H106ZM131 156H132V155H131ZM133 156H134V155H133ZM149 156H148V157H149ZM165 156H166V155H165ZM2 157H3V156H2ZM2 157H0V158H2ZM15 157H16V156H15ZM18 157H19V156H18ZM20 157H21V156H20ZM26 157H27V156H26ZM26 157H25V158H26ZM39 157H40V156H39ZM39 157H38V158H39ZM55 157H56V156H55ZM59 157H60V156H59ZM61 157H63V156H61ZM71 157H72V156H71ZM71 157H70V159H71ZM97 157H98V156H97ZM99 157H100V156H99ZM110 157H111V156H110ZM126 157H127V156H126ZM143 157H144V156H143ZM195 157H196V156H195ZM246 157H247V156H246ZM248 157H249V156H248ZM5 158H6V157H5ZM7 158H8V157H7ZM23 158H24V157H23ZM27 158H28V157H27ZM63 158H65V157H63ZM63 158H60V159H63ZM80 158H81V157H80ZM84 158H85V157H84ZM128 158H129V155H128ZM131 158L133 159V157H131ZM145 158H146V155H145ZM189 158H190V157H189ZM8 159H9V158H8ZM12 159H13V157H12ZM18 159H19V158H18ZM44 159H45V157H44ZM44 159H43V160H44ZM52 159H53V158H52ZM56 159H58V158H56ZM56 159H55L54 161H57ZM66 159H67V158H66ZM74 159H76V158H74ZM78 159H79V156H78ZM78 159H76V160H78ZM95 159H96V158H95ZM181 159H182V158H181ZM183 159H186V158H183ZM237 159H238V158H237ZM243 159H244V157H243ZM249 159H250V158H249ZM262 159H263V158H262ZM3 160H4V158H3ZM15 160H16V159L14 158V161H15ZM32 160H33V159H31V162H32ZM58 160H59V159H58ZM99 160H100V159H99ZM99 160H98V162H99ZM109 160H110V159H109ZM112 160H113V158H112ZM133 160H134V159H133ZM143 160H144V159H143ZM149 160H150V159H149ZM162 160H163V159H162ZM197 160H198V159H197ZM254 160H255V159H254ZM12 161H13V160H12ZM14 161H13V163H14ZM24 161H25V159H24ZM24 161H21V163L24 162ZM28 161H29V160H28ZM46 161H47V160H46ZM49 161H50V160H49ZM60 161L62 162V160H60ZM66 161H67V160H66ZM69 161H71V160H69ZM80 161H84V162H85L86 160H85V159H84V160L81 159ZM95 161H96V160H95ZM131 161H132V160H131ZM157 161H158V160H157ZM170 161H169V162H170ZM194 161H195V160H194ZM248 161H249V160H248ZM4 162H5V160H4ZM8 162H9V161H8ZM8 162H7V163H8ZM17 162H18V161H17ZM39 162H40V160H39ZM50 162H51V161H50ZM50 162H49V163H50ZM78 162H79V161H78ZM93 162H94V161H93ZM105 162H106V161H105ZM115 162H116V159H115ZM138 162L140 163V161H138ZM167 162H168V161H167ZM186 162H187V161H186ZM198 162H199V161H198ZM7 163H5V164H7ZM10 163H12V162H10ZM21 163H20V164H21ZM32 163H33V162H32ZM49 163H48V164H49ZM54 163H55V162H54ZM54 163H53V164H54ZM58 163H60V162H58ZM72 163H73V162H72ZM79 163H80V162H79ZM86 163H87V162H86ZM109 163H110V162H109ZM118 163H119V162H118ZM133 163L136 164L134 161H133ZM155 163H156V162H154V165H155ZM163 163H164V162H163ZM187 163H190V162H187ZM192 163H193V162H192ZM223 163H224V162H223ZM225 163H227V162H225ZM235 163L238 164V162H235ZM249 163H250V162H249ZM255 163H256V162H255ZM1 164H2V162H1ZM3 164H4V163H3ZM5 164H4V165H5ZM14 164H16V163H14ZM18 164H19V162H18ZM30 164H31V163H30ZM30 164H28V165H30ZM44 164H46V163H44ZM48 164H47V165H48ZM55 164H56V163H55ZM62 164L64 165V163L57 164V165L60 166V165H62ZM73 164H74V163H73ZM73 164H72V165H73ZM82 164H83V163H82ZM94 164H95V163H94ZM112 164H114V163H112ZM120 164H121V163H120ZM120 164H119V165H120ZM141 164H142V163H141ZM141 164H140V166H141ZM148 164H149V162H148ZM227 164H228V163H227ZM239 164H240V163H239ZM12 165H13V164H11V168H10V169H12ZM40 165H42V164H40ZM47 165H46V166H47ZM63 165H62V168H63ZM66 165H67V164H65L64 167H66ZM75 165H77V164H75ZM110 165H111V164H110ZM116 165H117V163H116ZM145 165H146V164H145ZM150 165H151V164H150ZM160 165H161V164H160ZM162 165H163V164H162ZM168 165H169V164H168ZM203 165H204V164H203ZM216 165H217V164H216ZM230 165H231V164H230ZM230 165H229V166H230ZM258 165H260V164L258 163ZM258 165H257V166H258ZM5 166H6V165H5ZM5 166H4V167H5ZM14 166H15V165H14ZM16 166H18V165H16ZM20 166H21V165H20ZM23 166H25V165H22L21 168H23ZM33 166H34V165H33ZM46 166H45L44 169H46ZM69 166H70V165H69ZM92 166H93V165H92ZM95 166H96V165H95ZM95 166H94V167H95ZM125 166H126V165H125ZM136 166L138 167V164H137ZM143 166H144V165H143ZM143 166H142V167H143ZM166 166H167V165H166ZM198 166H199V165H198ZM200 166H201V165H200ZM6 167H7V166H6ZM6 167H5V169H6ZM35 167H36V165H35ZM37 167H38V166H37ZM42 167H44V166H42ZM53 167H54V166H52V168H53ZM67 167H68V165H67ZM67 167H66V168H67ZM99 167H100V166H99ZM107 167H108V166H107ZM109 167H110V166H109ZM133 167H135V166H133ZM153 167H154V166H153ZM159 167H160V166H159ZM168 167H169V166H168ZM203 167H204V166H203ZM203 167H202V168H203ZM244 167H246V166H244ZM258 167H259V166H258ZM260 167H261V166H260ZM262 167H263V166H262ZM1 168H2V167H1ZM24 168H26V167H24ZM102 168H104V167H102ZM102 168L100 167V169H102ZM111 168H112V167H111ZM130 168H131V167H130ZM139 168H140V167H139ZM146 168H147V166H146ZM161 168H162V167H161ZM198 168H199V167H198ZM216 168H217V167H216ZM247 168H248V167H247ZM255 168H256V167H255ZM7 169H9V168H7ZM7 169H6V170H7ZM17 169H18V168H17ZM19 169H20V168H19ZM28 169H29V167H28ZM54 169H55V171H56V168H54ZM57 169H59V168H57ZM70 169H71V168H70ZM78 169H79V168H78ZM94 169H95V168H94ZM100 169H99V170H100ZM105 169H106V168H105ZM126 169H127V168H126ZM137 169H138V168H137ZM142 169H143V168H142ZM142 169H141V170H142ZM167 169H168V168H167ZM169 169H170V167H169ZM207 169H209V168H207ZM225 169H226V168H225ZM250 169H251V167H250ZM260 169H261V168H260ZM12 170H13V169H12ZM26 170H27V169H26ZM42 170H43V169H42ZM60 170H61V169H60ZM62 170H63V169H62ZM62 170H61V171H62ZM73 170H75V169L73 168ZM97 170H98V169H97ZM97 170H96V171H97ZM123 170H124V169H123ZM127 170H129V169H127ZM127 170H126V171H127ZM156 170H157V169H156ZM248 170H249V169H248ZM254 170H256V169H254ZM28 171H30V170H28ZM37 171H38V170H37ZM37 171H35V172H37ZM50 171H51V170H50ZM63 171H64V172H67V170H63ZM68 171H69V169H68ZM78 171H79V170H78ZM89 171H90V170H89ZM91 171H92V170H91ZM91 171H90V172H91ZM93 171H94V170H93ZM116 171H117V170H116ZM126 171H123V172H126ZM131 171H134V170H131ZM204 171H205V170H204ZM232 171H234V170H232ZM261 171H262V170H261ZM1 172H3V170H2ZM5 172H7V171H5ZM14 172H15V171H14ZM26 172H27V171H26ZM42 172H43V171H42ZM45 172H47V170H46ZM56 172H57V171H56ZM75 172H76V171H75ZM106 172H107V171H106ZM118 172H119V171H118ZM141 172H142V171H141ZM199 172H200V171H199ZM234 172H235V171H234ZM240 172H242V171H240ZM15 173H17V172H15ZM15 173H14V174H15ZM22 173H24V170H23ZM28 173H30V172H28ZM28 173H27V174H28ZM57 173H58V172H57ZM92 173H93V172H92ZM94 173H95V172H94ZM94 173H93V174H94ZM98 173H99V172H98ZM100 173H101V172H100ZM108 173H109V172H108ZM113 173H115V172H113ZM116 173H117V172H116ZM132 173H133V172H132ZM132 173H131V174H132ZM134 173H135V172H134ZM220 173H221V172H220ZM245 173H246V172H245ZM252 173H253V172H252ZM4 174H5V173H4ZM8 174H9V173H8ZM8 174H7V176H8ZM10 174H11V172H10ZM25 174H26V173H25ZM30 174H31V173H30ZM30 174H29V175H30ZM33 174H34V173H33ZM33 174H32V175H33ZM41 174L43 175V173H41V171H40V175H41ZM45 174H46V173H45ZM47 174H48V173H47ZM47 174H46V176H47ZM50 174H51V172H50ZM52 174H53V173H52ZM68 174L70 175L71 173H68ZM68 174H67V175H68ZM74 174H75V173H74ZM78 174H79V173H78ZM96 174H97V173H96ZM117 174H118V173H117ZM140 174H141V173H140ZM229 174H230V173H229ZM260 174L263 175L262 173H260ZM0 175H1V173H0ZM2 175H3V173H2ZM16 175H17V174H16ZM21 175H22V174H21ZM21 175H20V177H21ZM35 175H36V174H34V176H35ZM38 175H39V174H38ZM71 175H72V174H71ZM71 175H70V176H71ZM75 175H76V174H75ZM115 175H116V174H115ZM121 175H122V174H121ZM126 175H127V174H126ZM152 175H153V173H152ZM152 175H148V178H149V176H152ZM197 175H198V174H197ZM215 175H216V174H215ZM234 175H236V174H234ZM7 176H6V177H7ZM11 176H12V175H11ZM13 176H14V175H13ZM25 176H26V175H25ZM30 176H31V175H30ZM30 176H29V177H30ZM64 176H65V175H64ZM108 176H109V175H108ZM127 176H129V175H127ZM142 176H143V175H142ZM145 176H146V175H145ZM158 176H160L159 173H158ZM161 176H162V175H161ZM203 176H205V175H203ZM203 176H202V177H203ZM252 176H253V175H252ZM23 177H24V176H23ZM38 177H39V176H38ZM67 177H68V176H67ZM72 177H73V176H72ZM103 177H104V175H103ZM109 177H110V176H109ZM130 177H131V175H130ZM133 177H134V176H133ZM162 177H164V176H162ZM168 177H169V176H168ZM171 177H172V176H171ZM176 177H175L174 179H176ZM256 177H257V175H256ZM261 177H262V176H261ZM3 178H4V177H3ZM24 178H25V177H24ZM33 178H34V177H33ZM36 178H37V177H36ZM45 178H48V177H45ZM53 178H55V177H53ZM56 178H57V176H56ZM59 178H60V176H59ZM73 178H74V177H73ZM80 178H81V177H80ZM99 178H100V177H99ZM112 178H113V177H112ZM115 178H117V177L115 176ZM123 178H124V177H123ZM126 178H127V177H126ZM210 178H211V177H210ZM219 178H220V177H219ZM221 178H222V177H221ZM229 178H231V177H229ZM233 178H234V176H233ZM258 178H259V177H258ZM4 179H6V178H4ZM7 179H9V178L7 177ZM7 179H6V180H7ZM15 179H16V178H15ZM31 179H32V177H31ZM40 179H41L40 181L43 180L42 178H40ZM50 179H51V178H50ZM62 179H63V177H62ZM64 179H65V178H64ZM70 179H71V177H70ZM106 179H107V178H106ZM113 179H114V178H113ZM154 179H155V178H154ZM170 179H171V178H170ZM212 179H213V178H212ZM215 179H216V178H215ZM244 179H245V178H244ZM250 179H251V178H250ZM250 179H248V182L250 181ZM259 179H260V178H259ZM263 179H264V177H263ZM13 180H14V179H13ZM13 180H12V181H13ZM22 180H23V179H22ZM29 180H30V179H29ZM38 180H39V179H38ZM38 180H37V181H38ZM57 180H58V179H57ZM90 180H91V179H90ZM168 180H169V179H168ZM199 180H200V179H199ZM204 180H205V179H204ZM216 180L218 181V179H216ZM220 180H222V179H220ZM220 180H219V181H220ZM233 180H234V179H233ZM245 180H246V179H245ZM2 181H3V180H2ZM16 181H18V180H16ZM34 181H35V179H34ZM43 181H44V180H43ZM66 181H67V180H66ZM94 181H95V180H94ZM99 181H100V180H99ZM112 181H113V180H112ZM119 181H120V180H119ZM119 181H117V179H116L115 182H119ZM122 181H123V179H122ZM147 181H148V180H147ZM172 181H173V179H172ZM175 181H176V180H175ZM175 181H174V182H175ZM209 181H210V180H209ZM209 181H207V179H206V182H209ZM222 181H223V180H222ZM237 181H238V180H237ZM252 181H253V180H252ZM0 182H1V180H0ZM6 182H7V181H6ZM26 182H27V181H26ZM35 182H36V181H35ZM57 182H58V181H57ZM57 182H56V183H57ZM61 182H62V181H61ZM67 182H68V181H67ZM70 182H71V180H70ZM70 182H68V183H70ZM73 182H74V181H73ZM123 182H124V181H123ZM125 182H126V181H125ZM138 182H139V181H138ZM162 182H164V180H163ZM174 182H173V183H174ZM198 182H199V181H198V179H197V182H195V183H198ZM230 182H231V181H230ZM233 182H234V181H233ZM240 182H241V181H240ZM13 183H14V182H13ZM17 183H18V182H17ZM38 183H39V181H38ZM38 183L36 182V184H38ZM44 183H46V182H44ZM44 183H42V184H44ZM53 183H54V182H53ZM65 183H66V182H65ZM65 183H64V184H65ZM81 183H82V182H81ZM97 183H98V182H97ZM111 183H113V182H110V184H111ZM120 183H121V182H120ZM142 183H143V182H142ZM142 183H141V184H142ZM151 183H152V182H151ZM153 183H154V182H153ZM217 183H218V182H217ZM220 183H221V182H220ZM11 184H12V182H11ZM29 184H30V183H29ZM47 184H48V183H47ZM49 184H50V183H49ZM57 184H58V183H57ZM66 184H67V183H66ZM78 184H79V183H78ZM83 184L85 185V183H83ZM117 184L119 185V183H117ZM117 184H116V185H117ZM124 184H125V183H124ZM124 184H123V185H124ZM134 184H135V183H134ZM134 184H133V185H134ZM136 184H137V183H136ZM193 184H194V183H193ZM209 184H211V183H209ZM228 184H230V183H228ZM239 184H241V183H239ZM239 184H238V185H239ZM253 184H254V182H253ZM4 185H5V184H4ZM17 185H18V184H17ZM23 185H24V184H23ZM107 185H108V184H107ZM112 185H113V184H112ZM118 185H117V186H118ZM152 185H153V184H152ZM156 185H157V184H156ZM161 185H162V184H161ZM179 185H180V184H179ZM221 185H222V184H221ZM234 185H235V184H234ZM244 185H245V184H244ZM250 185H252V184H250ZM13 186H14V185H13ZM13 186H12V187H13ZM31 186H32V185H31ZM47 186H48V185H47ZM56 186H57V185H56ZM56 186H55V187H56ZM71 186H73V185H71ZM71 186H70V187H71ZM89 186H90V185H89ZM129 186H130V184H129ZM149 186H150V185H148V187H149ZM164 186H165V185H164ZM170 186H171V185H170ZM207 186H208V185H207ZM240 186H242V185H240ZM1 187H2V186H1ZM1 187H0V188H1ZM6 187H7V185H6ZM8 187H9V186H8ZM15 187H16V186H15ZM15 187H13V189H14ZM21 187H22V186H21ZM26 187H27V184H26L25 188H26ZM41 187H42V186H41ZM79 187H80V186H79ZM93 187H94V186H93ZM101 187H102V184H101ZM120 187H121V186H120ZM122 187H124V186H122ZM144 187H145V186H144ZM211 187H212V186H211ZM225 187H226V185H225ZM228 187H229V186H228ZM230 187H231V186H230ZM230 187H229V188H230ZM237 187H238V186H237ZM2 188H3V187H2ZM2 188H1V189H2ZM19 188H20V187H19ZM19 188H18V189H19ZM29 188H30V187H29ZM37 188H38V185H37ZM39 188H40V187H39ZM53 188H54V187H53ZM66 188H69V187H65V189H66ZM76 188H77V187H76ZM103 188H107V187H103ZM116 188H118V187H116ZM131 188H133V187H131ZM137 188H138V187H137ZM160 188H161V187H160ZM163 188H164V187H163ZM190 188H191V187H190ZM217 188H218V187H217ZM246 188H247V187H246ZM249 188H250V187H249ZM249 188H247V189H249ZM257 188H258V187H257ZM259 188H260V186H259ZM261 188H262V187H261ZM1 189H0V190H1ZM4 189H5V188H4ZM30 189H31V188H30ZM35 189H36V187H35ZM35 189H34V190H35ZM71 189H72V188H71ZM86 189H88V188H86ZM109 189H110V188H109ZM109 189H108V190H109ZM126 189H127V188H126ZM164 189H165V188H164ZM169 189H170V188H169ZM206 189H207V188H206ZM209 189H210V188H209ZM215 189H216V188H215ZM233 189H234V187H233ZM6 190H7V189H6ZM32 190H33V189H32ZM46 190H47V189H46ZM46 190H44V191L47 192ZM51 190H52V189H51ZM96 190H97V189H96ZM98 190H99V189H98ZM98 190H97V191H98ZM108 190H107V191H108ZM114 190H115V189H114ZM120 190H121V188L119 189V191H120ZM132 190H133V189H132ZM136 190H137V189H136ZM142 190H143V189H142ZM155 190H156V189H155ZM196 190H198V189H196ZM200 190H201V189H200ZM203 190H204V189H203ZM234 190H235V189H234ZM240 190H241V189H240ZM250 190H251V189H250ZM260 190H261V189H260ZM8 191H9V190H7V192H8ZM20 191H21V190H20ZM23 191H24V190H23ZM26 191H27V190H26ZM40 191H41V190H40ZM78 191H79V190H78ZM81 191H82V190H81ZM115 191H116V190H115ZM115 191H114V192H115ZM126 191H127V190H126ZM133 191H134V190H133ZM138 191H139V190H138ZM148 191H149V190H148ZM153 191H154V190H153ZM209 191H210V190H209ZM220 191H222V190H220ZM225 191H226V189H225ZM231 191H232V190H231ZM248 191H249V190H248ZM248 191H247V192H248ZM257 191H258V190H257ZM0 192H1V191H0ZM2 192H3V191H2ZM4 192H5V191H4ZM4 192H3V193H4ZM9 192H10V191H9ZM12 192H13V191H12ZM33 192H34V191H33ZM38 192H39V190H38ZM49 192H50V191H49ZM56 192H57V191H56ZM56 192H55V193H56ZM76 192H77V191H76ZM114 192H113V193H114ZM150 192H151V191H149V193H150ZM160 192H161V191H160ZM218 192H219V191H218ZM226 192H227V191H226ZM239 192H240V191H239ZM239 192H238V193H239ZM252 192H254V191H252ZM252 192H251V194H252ZM3 193H2V194H3ZM17 193H18V192H17ZM19 193H20V192H19ZM24 193H25V192H24ZM55 193H54V194H55ZM78 193H79V192H78ZM85 193H86V191H85ZM89 193H90V192H89ZM99 193H100V192H99ZM108 193H109V192H108ZM115 193H116V192H115ZM121 193H122V192H121ZM127 193H128V192H127ZM130 193H131V192H130ZM132 193H133V192H132ZM149 193H147V194H149ZM208 193L211 194L210 192H208ZM221 193H223V192H221ZM228 193H229V192H228ZM254 193H255V192H254ZM258 193H259V192H258ZM15 194H16V192H15ZM52 194H53V193H52ZM87 194H88V193H87ZM133 194H134V193H133ZM138 194H139V193H138ZM197 194H198V193H197ZM215 194H217V193L215 192ZM219 194H220V193H219ZM229 194H231V193H229ZM236 194H237V193H236ZM9 195H10V194H9ZM20 195H21V194H20ZM59 195H60V194H59ZM116 195H118V194H116ZM143 195H144V194H143ZM213 195H214V193H213ZM237 195H238V194H237ZM2 196H3V195H2ZM4 196H5V195H4ZM6 196H7V195H6ZM21 196H22V195H21ZM24 196H25V195H24ZM35 196H36V195H35ZM42 196H43V194H42ZM90 196H91V195H90ZM94 196H96V195H94ZM99 196H100V195H99ZM144 196H145V195H144ZM216 196H217V195H216ZM7 197H8V196H7ZM12 197H13V194H12ZM15 197H17V195H16ZM28 197H29V196H28ZM81 197H83V196L81 195ZM84 197H85V196H84ZM105 197H106V196H105ZM108 197H109V195H108ZM111 197H112V196H111ZM116 197H118V196H116ZM124 197L126 198V195H125ZM127 197H128V196H127ZM132 197H133V195H132ZM166 197H167V195H166ZM185 197H186V194H185ZM189 197H190V195H189ZM217 197H218V196H217ZM220 197H221V195H220ZM229 197H230V196H229ZM9 198H10V197H9ZM17 198H18V197H17ZM17 198H16V199H17ZM32 198L35 199V197H31L30 200H31ZM50 198H51V197H50ZM50 198H49V199H50ZM79 198H80V197H79ZM85 198H86V197H85ZM92 198H93V197H92ZM103 198H104V196H103ZM118 198H121V197H118ZM157 198H158V197H157ZM230 198H231V197H230ZM2 199H3V198H2ZM5 199H6V198L3 199V202H4ZM24 199H25V198H24ZM28 199H29V198H28ZM43 199H44V198H43ZM45 199H46V198H45ZM80 199H81V198H80ZM88 199H90V198H89V194H88ZM96 199H97V198H96ZM99 199H100V198H98L97 201H98ZM112 199H113V198H112ZM189 199H190V198H189ZM216 199H217V198H216ZM17 200H18V199H17ZM17 200H16L15 202H17ZM53 200H54V199H53ZM53 200H52V201H53ZM83 200H84V198H83ZM102 200H103V199H102ZM110 200H111V198H110ZM116 200H117V199H116ZM118 200H119V199H118ZM122 200H123V199H122ZM133 200H134V199H133ZM140 200H141V199H140ZM140 200H139V201H140ZM144 200H145V199H144ZM193 200H194V199H193ZM238 200H239V199H238ZM0 201H1V200H0ZM36 201H38V200L36 199ZM41 201H42V200H41ZM49 201H50V200H49ZM56 201H57V200H56ZM60 201H61V200H60ZM75 201H76V200H75ZM81 201H82V199H81ZM85 201H87V200H85ZM94 201H95V200H94ZM94 201H92V202H94ZM104 201H105V200H104ZM129 201H130V200H129ZM157 201H158V200H157ZM191 201H192V200H191ZM201 201H202V200H201ZM201 201H200V202H201ZM219 201H221V200H219ZM258 201L262 202L263 205H264V190L262 191V193H261V195H260L259 197H254V198H253V202H254V203H257ZM7 202H8V201H7ZM9 202H11V200H9ZM30 202H31V201H30ZM88 202H89V201H88ZM88 202L86 203L87 205H88ZM102 202H103V201H101V203H102ZM110 202H112V201H110ZM145 202H146V200H145ZM147 202H148V201H147ZM187 202H188V200H184V199H182L181 195H179V194H177V193H174V194L168 196V198L164 199V202H163V203H164V204H163V205H164V206H163V210H165V211H167V210H171V211L173 212V214H174V213L177 214V213H179V212L182 211V210L188 209L187 204H189V203H187ZM189 202H190V201H189ZM205 202H206V201H205ZM17 203H18V202H17ZM27 203H29V202H27ZM36 203H37V202H36ZM47 203H48V202H47ZM50 203H51V201H50ZM50 203H49V204H50ZM98 203H99V202H98ZM130 203H131V202H130ZM141 203H142V202H141ZM143 203H144V202H143ZM219 203H221V202H219ZM219 203H218V204H219ZM232 203H234V202H232ZM244 203H247V202H244ZM5 204H6V202H5ZM15 204H16V203H14V205H15ZM18 204H19V203H18ZM31 204H32V202H31ZM41 204H42V203H41ZM56 204H57V202H56ZM79 204H80V203H79ZM79 204H78V205H79ZM119 204H120V203H119ZM121 204H122V203H121ZM124 204H125V203H124ZM137 204H138V203H137ZM190 204H191V203H190ZM201 204H202V203H201ZM215 204H217V203H215ZM218 204H217V206H218ZM221 204H222V203H221ZM221 204H220V205H221ZM223 204H224V203H223ZM227 204H228V203H227ZM236 204H237V203H236ZM9 205L12 206L11 204H9ZM16 205H17V204H16ZM16 205H15V206H16ZM21 205H22V207H24V206H23V203H22ZM24 205H25V204H24ZM42 205H44V204H42ZM90 205H91V204H90ZM99 205H100V204H99ZM106 205H107V204H106ZM109 205H110V204H109ZM126 205H127V204H126ZM130 205H131V204H130ZM142 205H143V204H142ZM148 205H149V204H148ZM157 205H159V204H157ZM192 205H193V204H192ZM196 205H197V204H196ZM205 205H207V204H205ZM212 205H213V203H212ZM225 205H226V204H225ZM225 205H224V206H225ZM231 205H232V204H231ZM239 205H240V204H239ZM239 205H237V206L239 207ZM243 205H244V204H243ZM243 205H242V206H243ZM7 206H8V204H7ZM25 206H26V205H25ZM39 206H40V205H39ZM39 206H38V207H39ZM44 206H45V205H44ZM44 206H43V207H44ZM52 206H53V203H52ZM96 206H97V205H96ZM104 206H105V205H104ZM104 206H103V207H104ZM111 206H112V205H111ZM114 206H115V205H114ZM119 206H121V205H119ZM123 206H125V205H123ZM128 206H129V205H128ZM138 206H139V205H138ZM143 206H144V205H143ZM143 206H142V207H143ZM153 206L155 207L154 204H153ZM160 206H161V205H160ZM189 206H190V205H189ZM203 206H204V205H203ZM208 206H209V205H208ZM208 206H207V207H208ZM226 206H227V205H226ZM234 206H235V204H234ZM250 206H251V205H250ZM16 207H17V206H16ZM33 207H34V206H33ZM35 207H36V206H35ZM38 207H37V208H38ZM40 207H41V206H40ZM58 207H59V206H58ZM83 207H84V205H83ZM83 207H82V208H83ZM87 207H88V206H87ZM91 207H93V206H91ZM103 207H102V209H104ZM106 207H107V206H106ZM129 207H130V206H129ZM221 207H222V206H221ZM261 207H262V206H261ZM1 208H2V207H1ZM6 208H7V207H6ZM6 208H5V209H6ZM26 208H28V207H26ZM53 208H54V207H53ZM60 208H62V207L60 206ZM71 208H72V207H71ZM75 208H76V207H75ZM79 208H80V206H79ZM82 208H81V209H82ZM84 208H86V207H84ZM97 208H98V207H97ZM109 208H110V206H109ZM111 208H112V207H111ZM111 208H110V209H111ZM115 208H116V207H115ZM121 208H122V206H121ZM131 208H132V207H131ZM133 208H134V207H133ZM146 208H147V207H146ZM197 208H198V207H197ZM205 208H206V206H205ZM250 208H251V207H250ZM3 209H4V207H3ZM13 209H14V208H13ZM19 209H21V208H19ZM19 209H18V210H19ZM29 209H30V208H28V210H29ZM39 209H40V208H38L36 211H38ZM51 209H52V208H51ZM89 209H90V208H88L87 210H89ZM91 209H93V208H91ZM91 209H90V210H91ZM100 209H101V208H100ZM106 209H107V208H106ZM125 209H127V208H125ZM191 209H192V208H191ZM234 209H235V208H234ZM242 209H243V208H242ZM252 209H253V208H252ZM44 210H45V209H44ZM44 210H43V211H44ZM70 210H71V209H70ZM78 210H79V209H78ZM118 210H119V209H118ZM122 210H123V209H122ZM141 210H142V209H141ZM146 210H147V209H146ZM158 210H159V209H158ZM206 210H207V209H206ZM209 210H210V209H209ZM216 210H217V209H216ZM219 210H220V209H219ZM0 211H1V210H0ZM2 211H3V210H2ZM7 211H8V210H7ZM30 211H31V210H30ZM68 211H69V210H68ZM72 211H73V210H72ZM74 211H75V210H74ZM76 211H77V210H76ZM79 211H80V210H79ZM85 211H86V210H85ZM91 211H92V210H91ZM93 211H96V210L94 209ZM98 211H99V210H98ZM111 211H112V210H111ZM127 211H129V210H127ZM147 211H148V210H147ZM192 211H193V209H192ZM195 211H197V210H195ZM214 211H215V210H214ZM214 211H213V213H214ZM222 211H223V210H222ZM222 211H221V212H222ZM237 211H238V210H237ZM239 211H240V210H239ZM247 211H248V210H247ZM247 211H246V212H247ZM253 211H254V210H253ZM12 212H13V211H12ZM15 212H16V211H15ZM25 212H26V211H25ZM47 212H48V211H47ZM49 212H50V211H49ZM55 212H56V211H55ZM96 212H97V211H96ZM101 212H102V210H101ZM103 212H104V210H103ZM103 212H102V213H103ZM105 212H107V211H105ZM108 212H109V211H108ZM112 212H113V211H112ZM117 212H118V211H117ZM117 212H116V213H117ZM123 212H124V211H123ZM137 212H138V211H137ZM137 212H136V213H137ZM150 212H151V211H150ZM152 212H153V211H152ZM160 212H161V214H162V211H160ZM160 212H159V213H160ZM183 212H184V211H183ZM224 212H225V213H224ZM224 212H222V213H224V215L227 216V220H226V219H223L221 216H224V215L221 214V215L218 216V218H217V216H216V217H214V219H212V220H206V219H205V220H203V222H202L201 224H198L199 227H201V229L203 230L204 233H203V236L200 237V238H201L200 240L197 239L198 242H196V243L191 242V241L189 240V238H185V237H188V236H187V235L184 236L185 233H184V230H183V228H182L181 226H179L178 228L175 226V227H176V228L174 227L175 230H173V231L170 233V235H169L168 243L166 244V251H165V253H163V254L160 253V254H161L160 256L158 255V256L160 257V260H159V261H163L165 264H202L204 261L202 262V260L200 259V255H201V253H203V252H202V251H203V248H205V249H204V254H205L204 256H205L206 259H208L210 262L213 261L215 264H261L262 262H261L260 259H259L260 257L258 256V253H257V252H254V251H252V250H249V245L252 243V238H251L250 234H249L246 230H244L243 228H241V226H240L239 216H237L234 212H231L230 209H229V210H226V211H224ZM243 212H244V211H243ZM248 212H249V211H248ZM10 213H11V212H10ZM27 213H30V212H27ZM41 213H42V212H41ZM45 213H46V212H45ZM78 213H79V212H78ZM110 213H111V212H110ZM136 213L134 212V214H136ZM241 213H242V212H241ZM6 214H7V213H6ZM15 214H16V213H14V215H15ZM20 214H21V216H22L24 213H22V211H21ZM25 214H26V213H25ZM34 214H35V213H34ZM48 214H49V213H48ZM52 214H54V213H52ZM55 214H56V213H55ZM70 214H71V213H70ZM74 214H75V213H74ZM90 214H92V213L90 212ZM97 214H98V213H97ZM118 214H119V212H118ZM118 214H117V215H118ZM146 214L148 215L149 213H146ZM167 214H168V213H167ZM176 214H175V215H176ZM191 214H192V213H191ZM193 214H194V213H193ZM203 214H204V213H203ZM217 214H218V213H217ZM9 215H10V214H9ZM11 215H12V214H11ZM28 215H29V214H28ZM50 215H51V213H50ZM57 215H58V213H57ZM95 215H96V214H95ZM128 215H129V214H128ZM137 215H138V214H137ZM147 215H146V217H147ZM150 215H152V214H150ZM157 215H158V214H157ZM159 215H160V214H159ZM164 215H165V214H164ZM169 215H170V213H169ZM185 215H186V214H185ZM188 215H189V214H188ZM207 215H208V214H207ZM214 215H215V214H214ZM2 216H3V213H2ZM7 216H8V215H7ZM15 216H16V215H15ZM21 216H20V217H21ZM24 216H25V215H24ZM30 216L32 217V215H30ZM33 216H34V215H33ZM35 216H36V215H35ZM43 216H44V214H43ZM45 216H46V214H45ZM51 216H52V215H51ZM69 216H70V215H69ZM72 216H73V215H72ZM81 216H82V215H81ZM85 216H86V215H85ZM88 216H89V215H88ZM93 216H94V215H93ZM119 216L121 217V215H119ZM143 216H144V214H143ZM143 216H142V217H143ZM148 216H149V215H148ZM155 216H156V215H155ZM186 216H187V215H186ZM259 216H260L261 218H260ZM3 217H4V216H3ZM5 217H6V216H5ZM17 217L19 218V215H17ZM25 217H26V216H25ZM38 217H39V216H37L36 219H39ZM86 217H87V216H86ZM86 217H85V218H86ZM91 217H92V216H91ZM120 217H119V218H120ZM123 217H124V216H123ZM131 217H132V216H131ZM134 217H135V216H134ZM189 217H190V215H189ZM191 217H192V216H191ZM198 217H199V216H198ZM206 217H208V216H206ZM210 217H211V216H210ZM242 217H244V216L242 215ZM246 217H247V216H246ZM1 218H2V217H1ZM27 218H29V217H27ZM89 218H90V217H89ZM93 218H94V217H93ZM106 218H107V217H106ZM143 218H144V217H143ZM151 218H152V217H151ZM249 218H250V217H249ZM256 218H257V219L260 218V219H259L260 221H261V220L264 221V209H263V211L261 212L260 215H257V216H256ZM6 219H8V218L6 217ZM9 219H10V217H9ZM9 219H8V220H9ZM12 219H13V218H12ZM23 219H24V218H23ZM23 219H22V220H23ZM31 219H34V218H31ZM46 219H47V218H46ZM49 219H51V217H50ZM52 219H54V218H52ZM61 219H62V218H61ZM61 219H60V220H61ZM66 219H67V218H66ZM74 219H75V218H74ZM91 219H92V218H91ZM108 219H109V217H108ZM116 219H117V218H116ZM124 219H125V218H124ZM130 219H131V218H130ZM135 219H136V218H135ZM135 219H133V220H135ZM140 219H141V218H140ZM140 219H139V220H140ZM149 219H150V218H149ZM155 219H156V218H155ZM158 219H159V218H158ZM166 219H167V218H166ZM185 219H186V218H185ZM200 219H201V216H200ZM202 219H203V218H202ZM241 219H242V218H241ZM14 220H16V219L14 218ZM24 220H25V219H24ZM24 220H23V222H24ZM34 220H35V219H34ZM34 220H33V222H34ZM68 220H69V219H68ZM93 220H94V219H93ZM153 220H154V218H153ZM180 220H181V219H180ZM18 221H19V220H18ZM18 221H17V222H18ZM30 221H31V220H29V222H30ZM35 221H36V220H35ZM41 221H42V220H41ZM95 221H96V219H95ZM119 221H120V220H119ZM123 221H124V220H123ZM146 221H147L146 218H144V219H141L140 222H138L137 224L134 225V229H135V230L137 231V233H138V234L136 233V235H137V236L140 235V238L142 237V235H145L143 232H144V230H145V228H146V225H147V224H146ZM0 222H1V221H0ZM12 222H14V221L12 220ZM17 222H16V223H17ZM20 222H21V221H19V223H20ZM27 222H28V219H27ZM27 222H26V223H27ZM56 222H57V221H56ZM58 222H59V221H58ZM76 222H77V221H76ZM76 222H75V223H76ZM82 222H83V221H82ZM88 222H89V220H88ZM88 222H87L86 219H85V223H88ZM92 222H93V221H92ZM99 222H100V221H99ZM102 222H103V221H102ZM121 222H122V221H121ZM129 222H130V221H129ZM135 222H136V220L134 221V223H135ZM148 222H149V221H148ZM162 222H163V221L161 220V223H162ZM4 223H5V222H4ZM16 223H13L14 226H15ZM26 223H25V227L28 225V224H26ZM30 223H31V222H30ZM72 223H73V221H72ZM90 223H91V222H90ZM93 223H94V222H93ZM152 223H153V222H152ZM158 223H159V222H158ZM158 223H157V224H158ZM0 224H1V223H0ZM21 224H22V223H21ZM33 224H34V223H33ZM35 224H36V223H35ZM54 224H55V223H53V225H54ZM59 224H60V223H59ZM103 224H104L103 226L101 225V226H102L101 232L105 231V233H106V231H107V233H108V232H110V231L115 227L116 224H118V222H117V220H115V221H110V220H109V221H106V222L103 223ZM123 224H124V223H123ZM176 224H177V223H176ZM180 224H181V223H180ZM184 224H185V223H184ZM23 225H24V223H23ZM38 225H39V222H38ZM41 225H44V224H41ZM56 225H57V224H56ZM56 225H55V226H56ZM74 225H75V224H74ZM91 225H93V224H91ZM120 225H121V224H120ZM155 225H156V224H155ZM158 225H159V224H158ZM158 225H157V226H158ZM177 225H178V224H177ZM198 225H197V226H198ZM4 226H6V225H4ZM10 226H11V225H10ZM10 226H9V227H10ZM66 226H67V225H66ZM101 226H100V227H101ZM173 226H174V225H173ZM1 227H2V226H1ZM7 227H8V226H7ZM11 227H13V225H12ZM23 227H24V226H23ZM27 227H28V226H27ZM27 227H26V228H27ZM35 227H36V226H35ZM47 227H48V226H47ZM57 227H58V226H57ZM60 227H61V226H60ZM73 227H74V226H73ZM121 227H122V226H121ZM130 227H132V225H131ZM147 227H148V226H147ZM189 227H190V226H189ZM199 227H198V228H199ZM247 227H249V226L247 225ZM5 228H6V227H5ZM17 228H18V226L16 227V230H17ZM29 228H30V227H29ZM29 228H28V229H29ZM32 228H33V225H32ZM49 228H50V227H49ZM54 228H55V227H54ZM64 228H65V227H64ZM71 228H72V227H71ZM85 228H86V226H85ZM115 228H116V227H115ZM117 228H118V227H117ZM149 228H150V227H149ZM154 228H155V227H154ZM157 228H158V227H157ZM162 228H163V227H162ZM166 228H167V227H166ZM172 228H173V227H172ZM172 228H170V229H172ZM185 228H186V227H185ZM3 229H4V228H3ZM36 229H37V227H36ZM38 229H39V228H38ZM40 229H41V228H40ZM57 229H62V228H57ZM96 229H98L97 226H96ZM119 229H120V228H119ZM127 229H128V228H127ZM152 229H153V228H152ZM158 229H159V228H158ZM164 229H165V227H164ZM187 229H188V228H187ZM4 230H7V229H4ZM12 230H13V229H12ZM12 230H11V231H12ZM20 230H21V229H20ZM22 230H24V229L22 228ZM29 230H30V229H29ZM67 230H68V229H67ZM72 230H74V229H72ZM82 230L84 231L83 228H82ZM121 230H122V228H121ZM123 230H124V229H123ZM123 230H122V232L125 231V230H124V231H123ZM130 230H131V229H130ZM155 230H156V229H155ZM155 230H154V231H155ZM166 230H167V229H166ZM166 230H165V231H166ZM0 231H1V230H0ZM2 231H3V230H2ZM8 231H10V230H8ZM11 231H10V233H9V232H8V233L11 234ZM14 231H15V230H14ZM24 231H26V230H24ZM31 231H32V230H31ZM55 231H56V228H55ZM83 231H82V233H83ZM89 231H90V230H89ZM94 231H95V229H94ZM98 231H99V230H98ZM159 231H160V230H159ZM163 231H164V230H163ZM193 231H194V230H193ZM197 231H198V230H197ZM197 231H196V232H197ZM22 232H23V231H22ZM26 232H27V231H26ZM32 232H33V231H32ZM32 232H31V233H32ZM57 232H58V231H57ZM70 232H72V231H70ZM75 232H76V231H75ZM75 232H74V233H75ZM78 232H80V230H79ZM78 232H76V233H78ZM85 232H86V231H85ZM101 232H100V233H101ZM111 232L114 233V231H111ZM133 232H135V231H133ZM190 232H191V231H190ZM194 232H195V231H194ZM198 232H199V231H198ZM2 233H3V232H2ZM23 233H24V232H23ZM29 233H30V231H29ZM33 233H34V232H33ZM45 233H46V232H45ZM50 233H51V232H50ZM59 233H60V232H59ZM76 233H75V234H76ZM103 233H104V232H103ZM164 233H165V232H164ZM186 233H187V232H186ZM199 233H200V232H199ZM0 234H1V233H0ZM13 234H14V232H13ZM35 234H36V233H35ZM60 234H61V233H60ZM78 234H79V233H78ZM83 234H84V233H83ZM110 234H111V233H109V235H110ZM126 234H127V233H126ZM132 234H133V233H132ZM160 234H161V233H160ZM165 234H166V233H165ZM200 234H201V233H200ZM252 234H253V233H252ZM256 234H257V233H256ZM2 235H3V234H2ZM24 235H25V234H24ZM45 235H46V234H45ZM55 235H56V234H55ZM65 235H66V234H65ZM80 235H81V234H80ZM100 235H101V234H100ZM109 235H108V236H109ZM148 235H149V234H148ZM156 235H158V234H156ZM213 235H214V236H216V235H220V236H222L223 240L227 243V245H226V246H221V247H215V246H213V245H212L213 241H212V243H211V236H213ZM258 235H259V234H258ZM31 236H32V235H31ZM58 236H60V235H58ZM62 236H63V235H62ZM73 236H74V235H73ZM76 236H78V235H76ZM85 236H86V235H85ZM129 236H132V235H129ZM137 236H136V238H137ZM193 236H194V235H193ZM193 236H192V237H193ZM214 236H213V237H214ZM255 236H256V235H255ZM261 236H262V235H261ZM0 237H1V236H0ZM7 237H8V236H7ZM10 237H11V236H10ZM27 237H28V236H26V238H27ZM44 237H45V236H44ZM47 237H49V236L47 235ZM89 237H90V236H89ZM133 237H134V236H132V238H133ZM155 237H156V236H155ZM165 237H166V236H165ZM258 237H259V236H258ZM3 238H4V237H3ZM5 238H6V236H5ZM5 238H4V239H5ZM53 238H55V237H53ZM62 238H63V237H62ZM75 238H76V237H75ZM77 238H78V237H77ZM96 238H97V237H96ZM114 238H115V237H114ZM160 238H161V237H160ZM1 239H2V238H1ZM22 239H23V238H22ZM73 239H74V238H73ZM97 239H98V238H97ZM102 239H103V237H102ZM110 239H111V238H110ZM122 239H123V238H122ZM134 239H135V237H134ZM154 239H155V238H154ZM162 239H163V238H161V242H163ZM5 240H6V239H5ZM9 240H10V239L8 238V241H9ZM16 240H17V239H16ZM16 240H15V241H16ZM63 240H64V239H63ZM76 240H77V239H76ZM78 240H79V242H81V241H80V238H79ZM81 240H82V239H81ZM108 240H109V239H108ZM120 240H121V239H120ZM120 240H117V239L115 240V239H114V240H112L111 242L108 241V244L105 243L107 246H106V247L104 248V250H103V255H102L101 257L98 256L99 258L97 257L98 259L96 258V259L93 261V264H142V262H141L142 259L140 260L139 255H138V250H139V249L137 250V249H135V248H132V250L130 249V251H127V250H126V247H127V246L125 245V244H127V241H126V243H125V239L123 240L124 242H121ZM127 240H129V239H127ZM131 240H132V239H131ZM136 240H138V239H135L134 242H136ZM143 240H144V239H143ZM1 241H2V240H1ZM3 241H4V240H3ZM34 241H35V240H34ZM46 241H47V240H46ZM55 241H56V240H55ZM61 241H62V240H61ZM129 241H130V240H129ZM138 241H139V240H138ZM166 241H167V240H166ZM216 241H217V240H216ZM220 241H222V240H220ZM257 241H258V240H257ZM257 241H256V243H257ZM27 242H28V241H27ZM38 242H39V241H38ZM49 242H51V241H49ZM58 242H59V241H58ZM84 242H85V241H84ZM134 242H133V244H134ZM1 243H2V242H1ZM7 243H8V242H7ZM23 243H24V242H23ZM40 243H41V242H40ZM45 243H46V242H45ZM73 243H74V242H73ZM87 243H88V245L90 244L89 242H87ZM99 243H100V242H99ZM139 243H141V242H139ZM139 243H138V245H139ZM153 243H154V242H153ZM164 243H165V242H164ZM176 243H177L178 245H177V247L175 248ZM15 244H16V243H15ZM31 244H33V243H31ZM38 244H39V243H38ZM42 244H43V243H42ZM47 244H48V243H47ZM59 244H61V243L59 242ZM79 244H81V243H79ZM79 244H78V245H79ZM82 244H83V242H82ZM82 244H81V245H82ZM93 244H94V243H93ZM93 244H91V245H93ZM129 244H130V242H128V245H129ZM147 244H148V243H147ZM160 244H163V243H160ZM224 244H225V243H224ZM7 245H8V244H7ZM19 245H20V242H19ZM26 245H27V244H26ZM44 245H45V244H44ZM48 245H50V244H48ZM52 245H54V244H52ZM66 245H67V244H66ZM73 245H74V244H73ZM84 245L86 246L85 243H84ZM91 245H90V246H91ZM135 245H136V244H135ZM135 245H134V246H135ZM140 245H142V244H140ZM158 245H159V244H158ZM163 245H165V244H163ZM216 245H217V244H216ZM218 245H219V244H218ZM220 245H221V244H220ZM17 246H18V244H17ZM20 246H21V245H20ZM23 246H24V244H23ZM55 246H57V245L55 244ZM102 246H103V245H102ZM260 246H262V245H260ZM13 247H15V246H13ZM63 247H64V245H63ZM75 247H76V246H75ZM86 247L88 248V246H86ZM130 247H131V246H130ZM136 247H137V246H136ZM142 247H144V246H142ZM147 247H148V246H147ZM4 248H5V246H4ZM4 248H3V249H4ZM28 248H29V247H28ZM43 248H44V247H43ZM47 248H49V247H47ZM55 248H56V247H55ZM64 248H65V247H64ZM64 248H63V249H64ZM68 248H69V247H68ZM73 248H74V247H73ZM82 248H83V247H82ZM89 248H91V247H89ZM100 248H101V247H100ZM139 248H140V247H139ZM164 248H165V246H164ZM9 249H10V248H9ZM23 249H24V248H23ZM39 249H40V248H39ZM50 249H51V248H50ZM50 249H49V250H50ZM52 249H53V248H52ZM60 249H61V248H60ZM66 249H67V248H66ZM140 249H141V248H140ZM142 249H143V248H142ZM142 249H141V250H142ZM156 249H157V248H156ZM156 249H155V250H156ZM255 249H256V248H255ZM262 249H263V248H262ZM262 249H261V250H262ZM13 250H14V248H13ZM13 250H12V251H13ZM16 250H17V249H16ZM19 250H20V249H19ZM25 250H26V249H25ZM31 250H32V249H31ZM34 250H35V249H34ZM55 250H56V249H55ZM75 250H76V249H75ZM94 250L97 251V249H94ZM94 250H93V251H94ZM160 250H162V249H160ZM160 250H159V251H160ZM257 250H258V249H257ZM259 250H260V249H259ZM263 250H264V249H263ZM0 251H1V249H0ZM22 251H24V250H22ZM28 251H29V250H28ZM44 251H45V249H44ZM47 251H48V249H47ZM70 251H71V250H70ZM76 251H77V250H76ZM81 251H82V250H80V252H81ZM87 251H89V250H87ZM96 251H94V253H95ZM98 251H99V250H98ZM146 251H148V250H146ZM153 251H154V250H153ZM163 251H164V250H163ZM174 251H176V253H177L176 256L174 255V253H175ZM9 252H10V251H8V253H9ZM14 252H15V251H14ZM33 252H34V251H33ZM50 252H51V251H50ZM50 252H49V254H50ZM53 252H54V251H53ZM56 252H57V251H56ZM82 252H83V251H82ZM89 252H90V251H89ZM157 252H158V251H157ZM262 252L264 253V251H262ZM6 253H7V252H6ZM6 253H5V254H6ZM28 253H29V252H28ZM38 253H39V252H38ZM51 253H52V252H51ZM57 253H58V252H57ZM74 253H76V252H74ZM99 253H100V252H99ZM99 253H98V254H99ZM101 253H102V252H101ZM101 253H100V254H101ZM14 254H15V253H14ZM17 254H18V253H16V255H17ZM77 254H78V253H77ZM86 254H87V253H86ZM92 254H93V253H92ZM95 254H96V253H95ZM158 254H159V253H158ZM9 255H10V254H9ZM16 255H15V256H16ZM19 255H20V254H19ZM19 255H18V256H19ZM29 255H30V254H29ZM35 255H36V254H35ZM50 255H51V254H50ZM57 255H58V254H56V256H57ZM65 255H66V254H65ZM68 255H69V254H68ZM70 255H71V254H70ZM73 255H74V254H73ZM78 255H80V254H78ZM93 255H94V254H93ZM146 255H147V254H146ZM153 255H154V254H153ZM1 256H2V255H1ZM4 256H5V255H4ZM4 256H3V257H4ZM6 256H7V255H6ZM21 256H22V255H21ZM25 256H26V254H25ZM31 256H32V254H31ZM36 256H37V255H36ZM40 256H41V255H40ZM46 256H47V255H46ZM52 256H54V254H52ZM60 256H61V255H60ZM63 256H64V255H63ZM71 256H72V255H71ZM83 256H84V255H83ZM7 257H8V256H7ZM9 257H10V256H9ZM42 257H43V256H42ZM54 257H55V256H54ZM64 257H65V256H64ZM68 257L70 258V256H68ZM75 257H76V254H75ZM88 257H89V255H88ZM201 257H202V256H201ZM0 258H1V257H0ZM14 258H15V257H14ZM17 258H19V257H17ZM34 258H35V257H34ZM77 258H78V256H77ZM89 258H90V257H89ZM89 258H88V260L91 259V258H90V259H89ZM92 258H93V257H92ZM94 258H95V256H94ZM156 258H157V257H156ZM203 258H204V257H203ZM3 259H4V258H3ZM15 259H16V258H15ZM22 259H23V258H22ZM27 259H28V258H27ZM46 259H47V258H46ZM56 259H57V258H56ZM59 259H60V257H59ZM83 259H84V258H83ZM83 259H81V260H83ZM148 259H149V257H148ZM154 259H155V258H154ZM262 259H263V258H262ZM23 260H24V259H23ZM28 260H30V259H28ZM28 260H27L26 262H28ZM35 260H37V259H35ZM38 260H40V259H38ZM64 260H65V259H64ZM84 260H85V259H84ZM84 260H83V261H84ZM3 261H4V260H3ZM5 261H6V260H5ZM20 261H21V260H20ZM41 261H42V260H41ZM41 261H40L39 263H41ZM47 261H49V260H47ZM146 261H147V260H146ZM149 261H150V260H149ZM153 261H154V260H153ZM205 261H206V260H205ZM13 262H14V259H13ZM13 262H11V263H13ZM17 262H18V261H17ZM22 262H23V261H22ZM52 262H53V261H52ZM62 262H63V261H62ZM62 262H61V261H56V264H63ZM84 262H85V261H84ZM154 262H155V261H154ZM206 262H208V261H206ZM213 262H212V263H213ZM2 263H3V262H2ZM6 263H7V262H6ZM14 263H16V262H14ZM35 263H36V262H35ZM37 263H38V262H37ZM70 263H71V262H70ZM76 263H77V262H76ZM214 263H213V264H214ZM263 263H264V262H263ZM263 263H262V264H263ZM8 264H9V263H8ZM20 264H21V262H20ZM23 264H27V263H23ZM46 264H47V263H46ZM53 264H55V263H53ZM79 264H80V263H79ZM156 264H157V263H156ZM207 264H208V263H207Z\"/></svg>", "mask_w": 264, "mask_h": 264}]
</instances>
